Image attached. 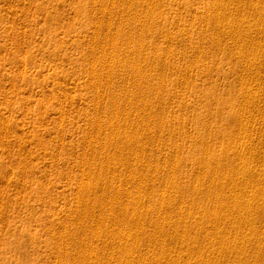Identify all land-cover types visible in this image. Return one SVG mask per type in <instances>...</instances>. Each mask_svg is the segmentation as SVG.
Masks as SVG:
<instances>
[{"label": "rangeland", "instance_id": "obj_1", "mask_svg": "<svg viewBox=\"0 0 264 264\" xmlns=\"http://www.w3.org/2000/svg\"><path fill=\"white\" fill-rule=\"evenodd\" d=\"M98 1H100V3L98 2ZM103 1V2H102ZM105 0H0V264H73V263H75V264H99V263H101V260L103 259L105 262H107V261H110V262H112V264H121V263H119L122 259H120L119 257H118V259L116 258V257H114V256H116V254H117V256H118V251L116 252L115 250H116V248H114V245H116V244H114L113 243V241L112 242H110L109 241V245H108V240L110 239V237L109 236H105V235H102V234H104L105 233V231H106V229L107 228H110V226L114 223V222H112V224H111V221L110 220H112V216L111 215H117V217H118V220H120L121 218H122V216L121 217H119V215H121V213H122V211H123V213L124 214H127V215H130V213H132V210H134V207L132 208L131 207V205L132 206H135L136 208H138V209H136V210H138V212L139 211H142L143 210V208H146V206L148 205V207L146 208V209H144L143 211H142V213H143V215L144 216H146V218H144V220H143V222H141L142 224H139V226L141 227V228H139V226L137 227V228H135L136 229V231H133L134 230V224H129V226L127 227V225L128 224H124V223H120V222H118V220L116 221V220H114L113 219V221H115V225L113 224L112 226H111V228L110 229H107V230H110L111 232H114V237H117V235H120V236H123L122 234L124 233V234H126L125 232V229H127V231L130 229H132V227H133V232H137V233H140L139 234V237H140V239L142 240L141 242H138V240H137V242H135L134 243V245L133 246H135V247H133L132 248V252H134V260H135V263H137L138 262V264H144V262H148V261H151V262H153L154 261V257H156V259H157V257H160V251H162V249H164V248H167L166 246H168L169 247V251L171 252V251H173V252H169V255H167V257L168 258H171L172 260H174L175 261V263H173V264H178L177 262H179V264H184V262H188V263H192V264H196V261H199V262H197V264H200V263H203V264H205V263H210V264H222L224 261V263L223 264H227L228 262L226 261V260H228V261H230L228 264H240V263H242V261H244L242 264H251V263H254V264H259V263H261V264H264V234H262V232H264V211L262 210V208L259 206V204L260 203H262V201H263V198L261 199V198H256V199H254L255 197L254 196H252V195H250L248 192H249V187H247L246 189H242L243 191H241V190H239V189H237L238 188V186H237V182L238 181H240L241 179H242V181H243V176L242 175H240V173H239V178H238V176H236V175H238V174H235L236 172H235V170H233V169H235V167H236V169H238L239 167L237 166V165H239V164H237V165H235L237 162L238 163H240V165H241V162H239L240 160L239 159H237V158H239L238 156H239V154L236 152H234V150H235V145H236V143L234 142L235 140H237V138L235 137V136H233V137H235L234 139L232 138L231 139V136L230 137H228V139L226 138V136L224 135V133H227V131H230L231 129H233L234 130V126H236V121H235V119H236V117H235V114H236V111L240 108H242L243 109V107H244V105H245V103H240V101L241 102H244L243 100H242V98H241V94L240 93H238L239 92V90L242 92V91H244L245 89H246V91H248L247 93H249L250 91V93L249 94H251V95H254L255 93H257V91L255 90V88L257 87V85H260L261 86V88H259V86L256 88L257 90H258V88H259V90H260V92H259V90H258V93L257 94H255V98H256V96H257V98H258V96H260V100H258L257 98V102L258 103H255L256 101V99H250V100H252V102L250 101V100H248V102H249V106L251 107V108H249L248 106H247V103H246V105L245 106H247V108L245 107V111H246V114L248 113H250L251 115V118H250V116H249V118H250V120L249 119H247V130L246 131H249L248 132V135H247V138H245V143L247 142V145H245V147H247V148H243L242 149V151H244V149L246 150V151H244V152H242L243 154L245 153V154H248V153H250V155L248 154L247 155V157H248V159L247 160H249V159H251V163L252 164H254V163H256V164H258V166H259V168H257V166H256V164H254V166L255 167H253L254 169L255 168H257L256 170L258 171V169H260V171L259 172H257V174L258 175H260V173H261V171H262V169H264V165H262V164H264V162L262 163V161H264V158H263V156L261 157V154H259V152L260 153H264V144H262L263 143V141H264V128H261V127H264V104H262V103H264V101H261V98L264 96L263 95V93H261V91H264V86H262L263 84H264V69H263V67H262V63H259L258 61H262L263 63H264V52H263V54L262 53H258V49H260L261 48V52L262 51H264V48H262V46L264 47V17H262L263 16V14H264V12H261V10L262 11H264L263 9H264V7H263V5H264V2H263V0L261 1V0H258L259 2H257V3H259V5H261V3H263L261 6H259L258 4V6H259V8H260V14L258 13V9L257 10H255L254 9V7H255V5L253 6V4H256V3H254L252 0L251 1H249V0H247L248 1V3L250 4V7H249V5H247V3H246V0H242V2L244 1L245 2V4H243V3H241L240 1L241 0H234L235 1V3H234V1L233 2H231L232 0H223L222 2H221V0H219V1H216V3H218L219 2V5L217 4L216 6H213L215 3H213V2H215V0L214 1H212V0H151L153 3H154V1L156 2L155 4V6H152V5H154L153 3H151L150 2V0H149V2H148V0H127V4H129V6L126 4V0L125 1H123L122 0V2H121V0H111V1H109V0H106V3L104 2ZM134 1V2H133ZM140 1V2H139ZM141 1H142V3H141ZM144 1V2H143ZM148 2V4H147V2ZM165 1V2H164ZM204 1V2H203ZM239 1V2H238ZM255 1V0H254ZM98 2V3H97ZM119 2H120V5H119ZM131 3V5H130V3ZM145 2H146V4L148 5V6H152V8H150L149 7V9H151V11H152V14L154 13V15H152V14H150L151 12L149 11V9H148V6L147 5H145ZM166 2H168V3H166ZM224 2H228L227 3V5L229 6L230 4V6H229V8L228 7H226L227 5H226V3H224ZM231 2V3H230ZM253 2V3H252ZM105 3V4H104ZM108 3V4H107ZM114 3H115V6H114ZM149 3H150V5H149ZM221 3H223V5L221 4ZM230 3V4H229ZM232 3H234L235 4V7L232 5ZM237 3V4H236ZM240 3V4H239ZM103 4V6L102 7H106L107 5H112V8H110L111 7V5L110 6H107L106 7V9L104 8H102V7H100V5H102ZM141 6H140V5ZM152 4V5H151ZM158 4H159V6H158ZM161 4V5H160ZM167 4V5H166ZM174 4V5H173ZM209 4V5H208ZM212 4V5H211ZM225 4V5H224ZM238 4H239V6H241V7H239L238 6ZM123 7H122V6ZM126 5L128 6V7H130V8H127L126 7ZM144 5V7H142ZM162 5L164 6V7H162ZM244 5V6H243ZM256 5V6H257ZM118 6H120V8L118 7ZM135 6V7H134ZM140 6V7H139ZM147 6V7H146ZM200 6V7H199ZM219 6V7H218ZM221 6V7H220ZM227 9H225L224 7ZM233 6V7H232ZM240 8V10H241V8L243 7V8H245L244 10H243V12H245L246 13V11H247V15L245 14V13H243L242 11H240L239 10V8ZM253 8H252V7ZM257 6V7H258ZM109 7V8H108ZM125 7V8H124ZM133 7H134V9H133ZM142 7V8H141ZM167 7V8H166ZM198 7H199V9H198ZM201 7H205V8H201ZM209 7H210V9L212 10V9H217V10H212V11H214V13H213V15L211 14L212 13V11L211 10H209ZM214 7V8H213ZM223 7V9H225L224 11H223V9H221ZM247 7V8H246ZM249 7V8H248ZM101 8V9H100ZM118 8V9H117ZM138 8V9H137ZM145 10H144V9ZM232 8V9H231ZM235 8V9H234ZM253 9V10H251V9ZM256 8V7H255ZM261 8H263V9H261ZM111 10V11H106V10ZM115 9V10H114ZM128 9H129V11H128ZM133 9V10H132ZM137 11H136V10ZM143 9V11H141V10ZM154 9H155V11H154ZM162 9V10H161ZM195 9V10H194ZM197 9L199 10L198 11V13L200 12V14H197ZM202 9V10H201ZM218 9H221V10H219V12H217L218 11ZM240 11V12H242L241 14L238 12V10ZM248 9H250L249 11H248ZM119 10V11H118ZM132 10V11H131ZM135 10V11H134ZM158 10H159V13H157L158 12ZM166 10V11H165ZM208 12H207V11ZM228 10H229V12L233 15H231L229 12H228ZM231 10V11H230ZM128 11V12H127ZM154 11V12H153ZM163 11V13H160V12H162ZM192 11H195L196 13H194V12H192ZM202 11V12H201ZM222 11V12H221ZM236 11V12H235ZM255 11V12H254ZM256 11H257V14H256ZM94 12H96L95 14H94ZM100 12H101V14H100ZM109 14H108V13ZM115 12V13H114ZM120 12V13H119ZM123 12H125L124 13V15L122 14ZM129 12H130V14H129ZM131 12H134V14L132 13V15L133 16H131ZM220 12H221V14L223 15H221L220 16ZM226 12H228L227 14H226ZM232 12H234L235 14H233ZM249 12L251 13V15H249ZM61 13V14H60ZM137 13V15L139 16H137V15H135ZM140 13V14H139ZM146 13V14H145ZM190 13V14H189ZM195 15H194V14ZM202 13V14H201ZM225 13V14H224ZM255 13V15H256V17H255V15H253V14ZM100 14V15H99ZM110 14H112V15H110ZM121 14V16H122V18H120L121 16H119V15ZM143 14V18L144 19H141L140 20V18H142V15ZM149 14H150V16H149ZM157 14H158V17L160 18V19H164V20H161V22H160V19L157 17ZM160 14V15H159ZM197 14V15H196ZM206 14H207V17L205 18V16H206ZM231 15V17H228V16H230ZM239 16V15H241V16H245L244 18L245 19H243V17H242V21L240 20V17L241 16H239V19H238V17H237V15ZM243 14V15H242ZM262 14V15H261ZM97 15V16H96ZM119 17H118V16ZM127 15V16H126ZM146 15V16H145ZM162 15V16H161ZM165 15V16H164ZM200 15V16H199ZM224 15H226V17L224 16ZM257 15H260V16H257ZM92 16H93V18H92ZM110 16V17H109ZM116 16H117V18H116ZM123 16L124 17H126L127 18V21H125V18L123 19ZM135 16V18L133 19V18H130V17H134ZM141 16V17H140ZM154 16V17H153ZM162 18H161V17ZM179 16H181V18L179 17ZM197 18H196V17ZM209 16L210 17H213V18H209ZM235 16V17H234ZM247 16H251V18L250 17H248L247 18ZM73 19H72V18ZM95 17V18H94ZM103 17V18H102ZM148 17V18H147ZM152 17V18H151ZM157 17V18H156ZM169 17V18H168ZM172 17H173V19H175L174 21H173V19H172ZM181 19V21H180V19ZM193 17H194V19H193ZM215 17V18H214ZM216 17L218 18V19H222V21H220V20H218V19H216ZM227 17L229 18V20H227ZM237 17V18H236ZM257 17H259V18H263V20H260L259 18H257ZM101 18V19H100ZM104 18L105 19H107L106 20V22H105V20H104ZM115 18V19H114ZM138 18V19H137ZM154 18V19H153ZM201 18V19H200ZM205 18V19H204ZM225 18H226V20H225ZM246 18L247 19H251L252 20V22L250 23V20H247L246 21ZM253 18V19H252ZM254 18H257V20H255ZM94 19V20H93ZM95 19H96V21H95ZM98 19V20H97ZM145 19H146V21H145ZM167 19H169V21L167 20ZM172 19V20H171ZM197 19V20H196ZM209 19V20H208ZM212 21H211V20ZM108 20H111V21H108ZM133 20H134V22H133ZM136 20V21H135ZM151 20L153 21V22H151ZM155 20V21H154ZM189 20V21H188ZM191 20V21H190ZM205 20V21H204ZM215 20V21H214ZM216 20L218 21L217 23H216ZM225 20V21H224ZM238 20V22H243V25H244V28H246V29H244L243 28V26H241L242 24H238V22H237V24H236V22L235 21H237ZM245 20V21H244ZM131 21V22H130ZM141 21V22H140ZM157 21V22H156ZM176 21V22H175ZM182 21H186V22H182ZM231 21H233V22H231ZM260 21V22H259ZM107 22H109L110 24H108L107 25ZM124 22V23H123ZM133 22V23H132ZM138 22H140V23H138ZM145 22L147 23L146 25L147 26H145ZM149 22V23H148ZM152 24H151V23ZM154 22H156L155 24H153ZM189 22V23H188ZM205 22V24H203ZM209 22V23H208ZM213 22V23H212ZM220 22H221V24L222 25H220ZM230 22V23H229ZM245 22H249V25L248 26H251V27H248L247 25H246V23ZM258 22V23H257ZM98 25H97V24ZM106 23V24H105ZM114 23V24H113ZM137 25H136V24ZM142 23V24H141ZM171 23V24H170ZM178 25H177V24ZM180 23V24H179ZM183 23V24H182ZM212 23V24H211ZM223 23H224V25H223ZM225 23H228V24H225ZM233 23V24H232ZM261 25H260V24ZM96 24V25H95ZM117 24H118V26H117ZM122 26H121V25ZM140 24V25H139ZM158 24V25H157ZM165 24V25H164ZM219 24V25H218ZM230 24H232V26L230 25ZM234 24H236L235 26H237V27H235L234 26ZM256 24V25H255ZM95 25V26H94ZM100 25V26H99ZM127 25V26H126ZM152 26V28H151V26ZM155 25V26H154ZM164 25V26H163ZM183 25H185V26H187V27H185V26H183ZM254 25V26H253ZM258 25H260V28H259V26ZM119 26H121L120 28H119ZM124 26V27H123ZM138 26H140V27H138ZM145 26V27H144ZM148 26H149V28H148ZM173 26H174V28H173ZM177 26V27H176ZM189 26H190V28H189ZM203 26H205L204 27V29H203ZM217 26V27H216ZM218 26H219V28H218ZM220 26H221V29H220ZM231 26V27H230ZM240 26L242 27V29L240 28ZM257 27L258 26V28H259V30L256 28V31H254V30H252V29H255V28H253V27ZM263 26V27H262ZM97 27V28H96ZM116 27H118V28H116ZM124 29H123V28ZM126 27H129L128 29H126ZM138 27V28H137ZM155 29H154V28ZM179 27V28H178ZM196 27V28H195ZM224 27V28H223ZM230 27V28H229ZM105 28L107 29L106 30V32L104 31L105 30ZM109 28V29H108ZM140 28V29H139ZM141 28H142V31H141ZM144 28H145V30H144ZM176 28V29H175ZM178 28V29H177ZM183 28H185V29H183ZM199 28H201V29H199ZM211 28V29H210ZM216 28V29H215ZM218 28V29H217ZM226 28V29H225ZM233 28V29H232ZM236 30H235V29ZM250 28H251V30H250ZM116 29V32L114 31ZM117 29H118V31H117ZM140 30V32H141V34L139 33V36L136 34V33H138L137 31H139ZM148 29V30H147ZM173 29V30H172ZM179 29H180V31H179ZM189 29V30H188ZM204 31H203V30ZM214 29V30H213ZM220 29V30H219ZM231 29V30H230ZM241 29V31L242 32H246V33H242L241 31H239V30ZM93 30V31H92ZM96 30H97V33L99 34L100 33V35H97V33H96ZM113 30V31H112ZM123 30V31H122ZM133 30H134V32H133ZM136 30V31H135ZM144 30V31H143ZM168 30V31H167ZM188 30V31H187ZM224 32H223V31ZM227 30V31H226ZM233 30V31H232ZM244 30V31H243ZM247 30L249 31V33H247ZM103 33H102V32ZM123 33H122V32ZM128 31H130V32H128L129 34H127V32ZM151 31V32H150ZM170 31V32H169ZM179 32V34H178V32ZM194 31V32H193ZM215 31V32H214ZM221 31H222V33H221ZM230 31V32H229ZM237 31V32H236ZM254 31V32H253ZM258 31H261V33H263V34H261L260 32H258ZM65 32V33H64ZM91 32H92V35H93V32H94V34H96V35H93V37H92V35H91ZM106 34H105V33ZM110 32H112V33H109ZM113 32H115V34L116 35H114V33ZM126 32V33H125ZM146 32V33H145ZM167 32V33H166ZM185 32H187V33H185ZM212 32V33H211ZM226 32H228L227 34H226ZM232 32V33H231ZM234 32V33H233ZM239 32V33H238ZM85 33V34H84ZM119 33H121V34H119ZM135 33V34H134ZM151 33V34H150ZM158 33V34H157ZM162 33V34H161ZM168 33H169V36H171V37H168ZM181 33V34H180ZM198 33V34H197ZM202 34V36H201V34ZM252 33H254V34H252ZM257 33V34H256ZM104 35V37H103V35ZM123 34V35H122ZM132 34V35H131ZM155 34V35H154ZM177 36H176V35ZM187 36H186V35ZM214 34V35H213ZM240 34V35H239ZM249 34H251V37H248V36H250ZM258 34H260V35H258ZM107 35H111L110 37L111 38H108L109 36H107ZM119 35V36H118ZM128 35L130 36V37H128ZM135 37H134V36ZM137 35V36H136ZM162 35H164V37L162 36ZM174 35H175V37L176 38H179L180 37V39H176L175 37H174ZM183 35H184V37L185 38H183ZM211 35V36H210ZM219 35V36H218ZM222 35V36H221ZM224 35V36H223ZM226 35H228L227 37H226ZM235 35H238V36H235ZM99 36V37H98ZM103 38H102V37ZM115 36V38H113ZM121 36V37H120ZM124 38H123V37ZM132 36V37H131ZM142 36V37H141ZM152 36H153V38H152ZM158 36V37H157ZM202 37V38H200V37ZM205 36V37H204ZM217 36L219 37V38H217ZM229 36H230V39L232 38V40H229L228 38H229ZM238 37V39H239V41H241V39H242V42H239L238 43V39L237 38H235V37ZM243 36V37H242ZM254 37V39H255V41H257V42H255L254 41V39H253V37ZM90 37H92V39H93V41H92V39L90 38ZM117 37H118V39H119V41H118V39H117ZM168 37V38H167ZM174 37V38H173ZM187 37H191V38H188L187 39ZM204 37V38H203ZM215 37L217 38V39H215ZM225 37V38H224ZM234 37V38H233ZM246 37H248L247 38V40H246ZM102 38V39H101ZM129 38V39H128ZM130 38H132V39H130ZM137 38V40H135ZM140 39V41H139V39ZM154 38H157L158 40L156 41V39H154ZM183 38V39H182ZM210 38V39H209ZM245 38V39H244ZM249 38H250V40H249ZM90 39H91V41H92V44H91V41H90ZM101 39V40H100ZM105 40V42H104V40ZM110 39H113V40H109ZM125 39V40H124ZM127 39V40H126ZM142 39V40H141ZM146 40V42L144 41V40ZM152 41H151V40ZM165 39V40H164ZM166 39L168 40H170L171 41V43L170 42H168V41H166ZM173 39V40H172ZM186 39V40H185ZM198 39V40H197ZM223 39V40H222ZM234 39H236V40H234ZM243 39H244V42H243ZM251 39L255 42V44H259L258 45V47H257V45H255L254 43H253V41H251ZM257 39V40H256ZM123 40V41H122ZM133 40H135V42H136V44L133 42ZM156 41L155 43H154V41ZM181 40H184V41H181ZM194 40H196V41H194ZM226 40H228L229 41V43H228V41H226ZM247 42H246V41ZM261 40V41H260ZM95 41V42H94ZM101 41H102V44L104 45L103 47H100V43H101ZM110 43H109V42ZM118 41V42H117ZM123 42V45L122 44H120L121 42ZM127 41V42H126ZM187 41H189V42H187ZM205 41V42H204ZM224 41V42H223ZM226 41V42H225ZM233 41V47L231 48V46H232V42ZM234 41H236V42H234ZM251 42V43H248V42ZM263 41V42H262ZM100 42V43H99ZM112 42V43H111ZM115 42V43H114ZM131 42V43H130ZM132 42H133V44H132ZM138 42H141V44H144V45H141L140 43H138ZM152 42H153V45H152ZM158 42V43H157ZM168 42V43H167ZM261 42V43H260ZM90 43V44H89ZM99 44V47H98V44ZM108 43V46H106L105 44H107ZM126 43V44H125ZM139 45H138V44ZM146 43V44H145ZM163 43V44H162ZM189 43V44H188ZM220 44L221 43V45H218V44ZM222 43H224V44H222ZM231 43V44H230ZM237 43V44H236ZM241 43H242V45H241ZM244 43V44H243ZM247 44V46H244V45H246ZM252 43H253V45L254 46H256L255 48L256 49H254V50H258V51H256V52H251V51H253V48H254V46L252 47L251 45H252ZM135 44V45H134ZM167 44H168V46H167ZM175 44V45H174ZM195 44H196V46H199V47H197L198 49H200V51L196 48V46H195ZM218 46H217V45ZM226 44V45H225ZM238 45V46H235V45ZM251 44V45H250ZM93 46V48L92 47H90V49H91V51H90V49H89V46ZM97 45V46H96ZM120 45H121V47H120ZM131 45V46H130ZM134 45V46H133ZM137 45V46H136ZM149 45H152V46H150V48H149ZM158 45V46H157ZM170 45H171V47H170ZM192 45V46H191ZM201 45V46H200ZM206 45V46H205ZM212 45V46H211ZM215 47H214V46ZM225 45V46H224ZM227 45H229V46H227ZM261 45V46H260ZM106 46V47H105ZM112 46V47H111ZM166 46H167V48H166ZM221 46V47H220ZM234 46H235V48H234ZM95 47H98L99 49H97V48H95ZM109 48V49H107V50H105L106 48ZM114 47V49H112ZM125 47V48H124ZM133 47V48H132ZM135 47V48H134ZM141 47H143L142 49H141ZM146 47V48H145ZM155 47V48H154ZM157 47V48H156ZM192 47V48H191ZM229 47V48H228ZM236 47L238 48V47H240V48H238V49H236ZM241 47H245L244 49H242ZM252 49V50H250V48ZM110 48H111V51L112 52H109L110 51ZM132 49V52H131V49ZM136 48H138V50H135ZM147 48H149V49H147ZM152 48V49H151ZM220 48H222V49H220ZM231 48V49H230ZM248 48V49H247ZM87 49V50H86ZM97 49V50H96ZM102 49V50H101ZM119 49V50H118ZM126 51H125V50ZM147 49V50H146ZM156 50V53H155V50ZM158 49V50H157ZM163 49H164V51H163ZM182 49V50H181ZM202 49V50H201ZM226 49V50H225ZM241 49L244 51V52H246L247 54L246 55H243L244 54V52H241ZM99 50H101V51H99ZM122 50H124V51H122ZM130 50V51H129ZM133 50H134V52H133ZM146 50V51H145ZM149 50V51H148ZM204 50V51H203ZM231 50V51H230ZM233 50H236V51H233ZM239 50H240V52H239ZM246 50H249V52H251V54L252 53H255L254 55L258 58L260 55V57H259V59L261 58V60H257V59H255L256 60V62L258 63V64H256L255 63V65H253V66H250V68H251V70H253V69H255V71H257V73H261V74H256V76H255V73L256 72H254V73H252V72H250V76L252 77L251 79H253V76L255 77L254 79L255 80H249V67L246 65V67L248 68H246L244 65H243V63H239V61H238V63H237V57L236 56H239V54H240V56L241 57H245L246 59H248L247 58V55L248 54H250L248 51H246ZM95 51L97 52V53H95ZM99 51V52H98ZM103 51V52H102ZM116 51H118V52H116ZM129 51V52H128ZM140 51H143V52H145V54H143L142 52H140ZM239 53H238V52ZM92 52V53H91ZM109 52V53H108ZM114 52V53H113ZM122 52V53H121ZM132 54H131V53ZM147 52H148V54H147ZM155 53V54H153V53ZM233 52V53H232ZM234 52H236V56H234ZM83 53V54H82ZM90 53H91V55L92 56H90ZM106 53V57L103 55V54H105ZM110 55V59L108 58L109 57V55ZM112 53L114 54V55H112ZM125 53H127L126 54V56H125ZM131 55V57H130V55ZM139 53V54H138ZM140 53H141V56H139L138 57V55H140ZM150 53H152L151 55L152 56H149V54ZM158 53V54H157ZM162 53V54H161ZM243 53V54H242ZM88 54V55H87ZM118 54V57H119V59L117 58V56L115 57V55H117ZM120 54V55H119ZM133 54H135V57L134 56H132ZM137 54V55H136ZM157 54V56L155 57V55ZM232 56H231V55ZM238 54V55H237ZM250 54V55H251ZM259 54V55H258ZM83 55V56H82ZM85 55V56H84ZM100 55V56H99ZM124 55V57H122ZM144 55L145 56H147L146 58L144 57ZM230 55V56H229ZM250 55H248V56H250ZM253 55V54H252ZM250 56V58H252L253 56ZM129 56V57H128ZM159 56H160V58H159ZM79 57V58H78ZM91 57V58H90ZM103 57H105V58H103ZM112 57H114L112 60V62L110 61L109 62V60H111V58ZM130 58V59H128V58ZM141 57H143L144 59H142ZM232 57V58H231ZM235 57V58H234ZM95 58V59H94ZM109 60H108V59ZM122 58V59H121ZM126 58V60H124ZM154 58H155V60H154ZM83 59V60H82ZM90 59V60H89ZM107 59V60H106ZM118 61H117V60ZM134 59V60H133ZM137 59H138V65L136 64V62H137ZM149 59V60H148ZM151 59V60H150ZM162 59H163V61H162ZM165 59H167V60H165ZM233 59V60H232ZM87 60H88V62H87ZM98 60V61H97ZM102 60V61H101ZM105 60V61H104ZM129 60H130V63H129ZM160 60V61H159ZM193 60V61H192ZM91 61V62H90ZM92 61L94 62V64L92 63ZM104 61V62H103ZM117 61V62H116ZM134 61V62H133ZM144 61V62H143ZM150 61L152 62V64L154 63V65L153 66H151L152 64L150 63ZM165 61H166V63H165ZM209 61V62H208ZM213 61H214V63H213ZM216 61V62H215ZM91 63V65H90V63ZM97 62H99V64L97 63ZM101 62V63H100ZM105 62H107V63H105ZM126 62V63H125ZM140 62V63H139ZM146 62V63H145ZM158 62V63H157ZM161 62V64H159ZM164 62V63H163ZM168 62V63H167ZM170 62V63H169ZM180 62V63H179ZM211 62V63H210ZM102 63H104V65H102ZM112 63V64H111ZM116 63H117V65H116ZM121 63V64H120ZM123 63V64H122ZM173 63V64H172ZM178 63V64H177ZM207 63V64H206ZM216 63V64H215ZM238 65H237V64ZM93 64V65H92ZM108 65V67H107V65ZM111 65V69L109 70V67H110V65ZM115 64V65H114ZM124 64H126V65H124ZM128 64V65H127ZM131 64V65H130ZM144 64V65H143ZM149 64H150V71H149V68L147 67V66H149ZM101 65V66H100ZM106 65V66H105ZM123 65V66H122ZM130 65V66H129ZM174 65V66H173ZM216 65V66H215ZM258 65V66H257ZM84 66H85V68H84ZM91 66H94V67H91ZM104 66H105V68H104ZM129 66V67H128ZM141 66V67H140ZM160 66V67H159ZM207 68H206V67ZM241 66V67H240ZM242 66H244L245 68H242ZM256 66V67H255ZM261 66V67H260ZM264 66V65H263ZM90 67V68H89ZM97 67H99V69L97 68ZM107 67V68H106ZM122 67V68H121ZM146 67L148 68V70L146 69ZM159 68V70L157 69L156 70V68ZM237 67V68H236ZM92 68L94 69L93 70V72L90 74V73H87V72H90V71H92ZM101 68V69H100ZM113 68V69H112ZM117 68V69H116ZM129 68V69H128ZM137 68H139L138 70H137ZM152 68V69H151ZM166 68V69H165ZM197 68V69H196ZM256 68H258V69H256ZM96 69H98V70H96ZM103 69V70H102ZM115 69V70H114ZM125 69V70H124ZM134 69V70H133ZM145 69H146V71H145ZM245 69V70H244ZM88 70V71H87ZM105 70V71H104ZM112 70V71H111ZM120 70V71H119ZM122 70V71H121ZM187 70H188V72H187ZM240 70H242V71H244L243 73H240ZM250 70V71H251ZM258 70H263V71H258ZM142 73H141V72ZM159 71V72H158ZM164 71V72H163ZM248 73H247V72ZM94 72H96V74H95V76H94ZM118 72H120V73H118ZM141 73V74H138V73ZM150 72V73H149ZM178 72H179V74H178ZM105 73V74H104ZM133 73V74H132ZM135 73H137V75L135 74ZM144 73H145V75H144ZM154 74V78H152L153 77V74ZM188 73V74H187ZM205 73V74H204ZM241 75H240V74ZM88 74V75H87ZM99 74H100V76L102 77H99ZM103 74V75H102ZM109 74V75H108ZM128 74V75H127ZM156 74H158V75H156ZM166 74V75H165ZM172 74V75H171ZM177 74V75H176ZM239 74V75H238ZM244 74V76L243 77H245L246 78V81L244 82V83H246L247 82V80H249L251 83H250V88H252L253 89V87H254V85H255V87H254V90H251L250 88H244V83H243V81L245 80V78H241L242 77V75ZM245 74H248V75H246L245 76ZM254 74V75H253ZM106 75V76H105ZM114 75V76H113ZM126 75V76H125ZM143 77H142V76ZM147 75V77L145 78V76ZM151 75V76H150ZM187 75V76H186ZM263 75V76H262ZM88 76V77H87ZM109 76V81L107 80L106 81V79H107V77ZM126 78H125V77ZM128 76V77H127ZM132 76V77H131ZM136 76H137V79H136ZM141 76V77H140ZM156 76H161L160 78H159V80H158V77H156ZM181 76V77H180ZM241 76V77H240ZM261 76V77H260ZM94 77V78H93ZM116 77V78H115ZM248 77V78H247ZM258 77H260V78H262L261 80L260 79H257ZM99 78V80H98V84H96L98 87L96 88V90H94L95 89V87H96V85H94L95 83H97V79ZM113 78V79H112ZM118 78V79H117ZM124 78L126 79V81L124 80ZM135 78V79H134ZM186 78V79H185ZM240 78V82L241 83H239L238 82V79ZM102 79V80H101ZM116 79V80H115ZM120 79V80H119ZM132 79L134 80V82L132 81ZM139 79V80H138ZM141 79H142V81H141ZM144 79V80H143ZM165 79V80H164ZM138 80V81H137ZM150 80V81H149ZM181 80H183V81H181ZM191 80V81H190ZM242 80V81H241ZM257 80H259V81H257ZM73 81V82H72ZM101 81V82H100ZM104 81H106V82H104ZM114 81V82H113ZM116 81V82H115ZM158 81H160V82H158ZM166 81V82H165ZM174 81V82H173ZM248 81V82H249ZM254 83H253V82ZM82 82H84V83H82ZM95 82V83H94ZM107 82H109V84L107 83ZM111 82V83H110ZM123 82H126L125 84L123 83ZM128 82V83H127ZM142 82H144V83H146V84H144V83H142ZM150 82V83H149ZM239 84H238V83ZM91 83V84H90ZM92 83H94V84H92ZM101 83H104V84H101ZM114 83V84H113ZM132 83V84H131ZM243 83V84H242ZM256 83V84H255ZM90 84V85H89ZM100 84V85H99ZM105 84H107L108 86H106ZM119 84H120V86H119ZM150 84V85H149ZM157 84H160V85H158L157 86ZM240 86H238V85ZM241 84V85H240ZM249 84V83H248ZM251 84H252V86H251ZM69 85V86H68ZM112 85V86H111ZM116 85V86H115ZM129 85V86H128ZM130 85H132V86H130ZM146 85V86H145ZM161 85H163V87L161 86ZM186 85V86H185ZM215 85H217V86H215ZM67 86V87H66ZM93 86H95V87H93ZM100 86V87H99ZM103 88H102V87ZM111 86V87H110ZM115 86V87H114ZM144 86V87H143ZM150 86V87H149ZM180 86V87H179ZM238 86V87H237ZM241 86H243V87H241ZM89 87V88H88ZM152 87V88H151ZM157 87V88H156ZM161 87V88H160ZM63 88H65V89H63ZM67 88V89H66ZM88 88V89H87ZM122 88L123 89H125V90H122ZM263 88V89H262ZM114 89V90H113ZM128 89V90H127ZM132 89V90H131ZM141 89V90H140ZM151 89H152V91H151ZM239 89V90H238ZM243 89V90H242ZM249 89H250V91H249ZM95 92H97L98 94H96V93H94V91ZM100 90V91H99ZM134 90H135V92H134ZM139 90V91H138ZM148 90V91H147ZM157 90H158V92L160 93H158L157 92ZM165 90V91H164ZM176 90V91H175ZM85 91V92H84ZM103 92V91H105V92H103V94L102 93H100V92ZM132 91V92H131ZM153 91H154V93H153ZM157 93H156V92ZM172 91V92H171ZM237 91V92H236ZM252 91H254L253 93H252ZM256 91V92H255ZM121 92H122V94H121ZM136 93V94H134V93ZM140 92V93H139ZM152 92V93H151ZM60 93V94H59ZM64 95H63V94ZM100 93V94H99ZM113 93H115V94H113ZM117 93L118 94H120V96H118L117 95ZM149 93V94H148ZM167 93V94H166ZM179 93V94H178ZM244 93H245V91H244ZM247 93H245V94H247ZM259 93H261V94H259ZM91 94V97L90 96H88V95H90ZM101 94H102V96H101ZM110 94V95H109ZM130 94V95H129ZM139 94L141 95V96H139ZM154 94H155V96H154ZM158 94V95H157ZM165 94V95H164ZM216 94V95H215ZM236 94H238V95H236ZM259 94V95H258ZM69 95V96H68ZM95 95H96V97H95ZM99 95V96H98ZM111 95H113V96H111ZM114 95H115V97H114ZM123 95V96H122ZM126 95V96H125ZM127 95L131 98H128L127 97ZM133 95V96H132ZM137 95H138V97L140 98V100H139V98H137ZM144 95V96H143ZM151 95H152V97H151ZM163 95V96H162ZM60 96V97H59ZM82 98H81V97ZM98 96V97H97ZM142 96L144 97V98H142ZM64 97L66 98V99H64ZM100 97V98H99ZM121 98V99H117V98ZM122 97H123V99H122ZM126 97L128 98V99H126ZM134 99H133V98ZM165 97V98H164ZM177 97V98H176ZM204 97V98H203ZM214 97H215V99H214ZM90 98V99H89ZM142 98V99H141ZM168 98H170V99H168ZM232 98V99H231ZM241 98V100H239ZM76 99V100H75ZM88 99H89V101H88ZM100 99H102V101L100 100ZM114 101H113V100ZM126 99V100H125ZM138 99V100H137ZM152 99V100H151ZM156 99H158V101L156 100ZM160 99H161V101H160ZM207 99V100H206ZM94 102H93V101ZM97 100V101H96ZM104 100V101H103ZM109 100H111V101H109ZM117 100V101H116ZM131 100V101H130ZM132 100H134L133 101V103H132ZM141 100H144V102L143 101H141ZM146 100H148V102L146 101ZM156 101V103H155V101ZM168 100V101H167ZM212 100V101H211ZM238 100H239V103H238ZM263 100H264V97H263ZM63 101V102H62ZM87 101V102H86ZM98 101H101V102H98ZM107 101V102H106ZM128 101V102H127ZM136 101H138V103L136 102ZM160 101V102H159ZM216 101V102H215ZM231 101V102H230ZM254 101V102H253ZM71 102V103H70ZM77 102V103H76ZM97 103L96 105L94 104V103ZM114 102V103H113ZM122 102V103H121ZM134 102H136V103H134ZM262 102V103H261ZM60 103V104H59ZM91 103H93V104H91ZM101 103V104H100ZM116 103V104H115ZM129 103H130V105L131 106H129ZM140 103H142V105H143V103H144V105H143V108H144V110H142V107L140 108V106H141V104ZM161 103V104H160ZM236 103V104H235ZM238 103V104H237ZM256 104V106H257V108L254 106L255 104ZM260 103V104H259ZM71 104V105H70ZM85 104V105H84ZM110 104H111V106H110ZM116 106L117 105V107H116V109L115 108H112V107H115L114 105ZM122 104V105H121ZM124 104H126V105H124ZM148 105V107H147V105ZM150 104V105H149ZM167 104V105H166ZM177 104V105H176ZM185 104V105H184ZM231 106H230V105ZM239 104H242L243 106H239ZM254 104V105H253ZM88 105V106H87ZM95 105V106H94ZM113 105V106H112ZM134 105V106H133ZM153 105V106H152ZM173 105H174V107H173ZM221 105V106H220ZM234 105V106H233ZM239 107H238V106ZM259 105H260V107H261V110H260V107H259ZM261 105H263V106H261ZM74 106H75V109H74ZM108 106V107H107ZM120 106V107H119ZM123 106H125V107H123ZM159 106V107H158ZM162 106V107H161ZM257 109V111H256V109L254 108V107ZM60 107V108H59ZM77 107V108H76ZM88 107V108H87ZM89 107H91L90 109H89ZM96 107V109L99 107V109H97V110H93L92 108H95ZM124 109H123V108ZM158 107V108H157ZM187 107V108H186ZM212 107V108H211ZM226 107V108H225ZM259 107V108H258ZM68 108V109H67ZM120 108H121V110H120ZM126 108V109H125ZM134 108V109H133ZM149 108V109H148ZM150 108H151V110H150ZM237 108V109H236ZM252 108H253V110H252ZM61 109V110H60ZM63 109V110H62ZM87 109H89V110H87ZM119 109V110H118ZM132 109V110H131ZM135 109H137V110H135ZM138 109H141V110H138ZM146 109H148V110H146ZM158 109H160V110H158ZM171 109H173V110H171ZM213 109V110H212ZM234 109V110H233ZM251 109V110H250ZM255 109V110H254ZM113 110H114V113L116 112V115L114 114V113H111V111L113 112ZM123 110V111H122ZM125 110H127L126 112H125ZM155 110V111H154ZM162 110V111H161ZM181 110V111H180ZM250 110V112H247V111H249ZM260 110V111H259ZM86 111V112H85ZM94 111V112H93ZM108 111L110 112L109 114H108ZM122 111V112H121ZM133 111V112H132ZM136 111V112H135ZM140 111V112H139ZM148 113H147V112ZM150 111H151V113H150ZM158 111V112H157ZM263 111V112H262ZM56 112V113H55ZM88 112V113H87ZM90 112V113H89ZM97 112V113H96ZM121 112V113H120ZM128 112V113H127ZM135 112V113H134ZM160 112V113H159ZM162 112H164V113H162ZM213 112V113H212ZM229 112V113H228ZM252 112V113H251ZM258 113V115H256L257 113ZM262 112V113H261ZM66 113V114H65ZM94 113V114H93ZM108 115H110V116H108ZM120 113V114H119ZM125 113V114H124ZM145 113V114H144ZM149 113L151 114V115H149ZM160 114L161 115V117L158 115V114ZM54 114V115H53ZM83 114H85V115H83ZM115 116H114V115ZM122 114H124V115H122ZM130 114V115H129ZM133 114V115H132ZM137 114V115H136ZM156 114V115H155ZM181 114V115H180ZM252 114H255V116L253 115V119H252ZM262 114V115H261ZM60 115V116H59ZM83 115V116H82ZM97 115V116H96ZM121 115L122 116H124L123 117V119H122V117H121ZM132 115V116H131ZM135 115H136V117H135ZM142 115V116H141ZM153 115V116H152ZM158 115V116H157ZM261 115V116H260ZM43 116V117H42ZM64 116H66V118L64 117ZM113 116V117H112ZM127 116V117H126ZM147 116H149V117H147ZM151 116V117H150ZM157 116V117H156ZM204 116V117H203ZM215 116V117H214ZM258 116V117H257ZM59 117V118H58ZM60 117H61V119H60ZM85 119H84V118ZM87 117H91L89 120H88V118ZM96 117H98V118H96ZM109 118V120H110V122L108 121V118ZM117 118V123L120 121V123L119 124H117L116 123V118ZM119 117H120V120H119ZM130 117H133L132 119H131V121H128V120H130ZM138 117V118H137ZM140 117V118H139ZM141 117L143 118V119H141ZM147 117V118H146ZM155 117H156V119H155ZM158 117H160V118H158ZM172 118V119H169V118ZM200 117H202V118H200ZM259 118V119H257V118ZM261 117V118H260ZM263 117V118H262ZM79 118V119H78ZM95 118V119H94ZM176 118V119H175ZM203 118H204V120H203ZM233 118H235V119H233ZM257 119V120H255V122H254V119ZM69 121H68V120ZM84 121H83V120ZM96 119H98V120H96ZM115 119V120H114ZM135 119V120H134ZM152 119V120H151ZM155 119V120H154ZM164 119V120H163ZM217 119V120H216ZM234 121H233V120ZM73 120V121H72ZM87 120V121H86ZM100 120H101V122H100ZM125 121V125H123L122 124V121ZM142 120V121H141ZM159 120V121H158ZM161 120V121H160ZM170 120V121H169ZM261 120V121H260ZM88 121H90V122H88ZM95 122V123H93V122ZM105 121H107L106 123H105ZM134 121V122H133ZM136 121V122H135ZM137 121H139V122H137ZM141 121V122H140ZM152 121V122H151ZM157 121V122H156ZM166 121V122H165ZM172 121V122H171ZM175 121V122H174ZM177 121V122H176ZM184 121H186V122H184ZM204 121V122H203ZM213 121V122H212ZM215 121V122H214ZM251 123H250V122ZM257 121V122H256ZM69 122V123H68ZM85 122L87 123V124H85ZM113 122V123H112ZM134 124H133V123ZM144 122V123H143ZM156 122V123H155ZM161 122V123H160ZM165 122V123H164ZM167 122H169V123H167ZM182 122H184V124L182 123ZM229 122V123H228ZM252 122H254V124L252 123ZM60 125H59V124ZM91 125H90V124ZM97 123V124H96ZM99 123V124H98ZM102 123L103 124H105L104 126L102 125ZM109 123V124H108ZM114 123H116V125L114 124ZM127 123L129 124V127H128V131L126 132V133H131L132 131L134 132V133H136L137 131H138V133H136V135L138 136V135H140L139 136V138H137L136 137V140L135 141H133V142H131V143H129L130 141V135L129 134H127V136H125L124 134H126L125 133V129L127 128V127H125V126H128L127 125ZM135 123H136V125H135ZM147 123H148V125H147ZM167 123V124H166ZM175 123H176V125H175ZM180 125H179V124ZM227 123H228V125H227ZM249 123V124H248ZM256 123V124H255ZM259 123V124H258ZM261 123H263V124H261ZM95 124V125H94ZM101 124V125H100ZM116 126V128H115V126ZM142 124V126H140V127H138L139 125H141ZM144 124H146L147 126V128L149 129H147L146 127H145V125ZM163 124H164V126H163ZM168 124H169V126H168ZM182 124V125H181ZM198 124V125H197ZM216 124H218V125H216ZM224 124V125H223ZM235 124V125H234ZM250 124H252V126H256V127H251V125ZM261 124V125H260ZM89 125H90V127H89ZM99 127H98V126ZM106 125H108V126H106ZM109 125H111V126H109ZM123 126V128H122V126ZM144 125V126H143ZM153 125V126H152ZM178 125V126H177ZM184 125V126H183ZM261 126V127H259V126ZM263 125V126H262ZM87 126V127H86ZM96 126V127H95ZM114 126V127H113ZM119 126V127H118ZM150 126H151V128L152 129H150ZM176 126V127H175ZM213 126H214V128H213ZM228 126H230L229 128H226V127H228ZM84 127V128H83ZM86 127V128H85ZM99 129H101V133L99 132V130H98V128ZM101 127V128H100ZM102 127L104 128L105 127V129H102ZM109 129H108V128ZM113 127V128H112ZM131 127V128H130ZM143 127V128H142ZM169 127H170V131H169ZM185 127V128H184ZM223 127H225V128H223ZM251 127V128H250ZM112 128V129H111ZM117 128H118V130H117ZM123 130V132H124V136H122V130ZM137 128V129H136ZM139 128V129H138ZM143 129V131L141 130V129ZM168 128V129H167ZM178 128V129H177ZM205 128V129H204ZM250 128V129H249ZM252 128L256 131V130H258L259 131V133H258V131L256 132V133H254L253 131L254 130H252ZM258 128V129H257ZM261 128V129H260ZM60 129H61V136H60ZM68 129H70V130H68ZM84 129V130H83ZM85 129H86V132H85ZM88 129V130H87ZM91 129V131L89 132V130ZM97 129V130H96ZM108 129V130H107ZM134 129V130H133ZM156 129H158V130H156ZM164 129V130H163ZM173 129V130H172ZM187 131H186V130ZM221 129V130H220ZM83 130V131H82ZM93 130V131H92ZM95 130L98 132H96L97 133V135H95L96 133H94L93 134V132H95ZM104 132H103V131ZM112 130H116L115 131V133H113L114 131H112ZM119 130H120V132H119ZM149 131V133H148V131ZM178 130V131H177ZM181 130H183L182 132H180ZM209 130V131H208ZM212 130V131H211ZM214 130H216L215 131V133L213 134V132H214ZM220 132H219V131ZM227 130V131H226ZM65 131V132H64ZM108 131L111 133L112 132V135L110 136V134L108 133ZM119 133H118V132ZM136 131V132H135ZM151 131V132H150ZM152 131H153V134H151L152 133ZM187 133H186V132ZM261 131H263V132H261ZM102 132L104 133V135L102 134ZM132 132V133H133ZM142 132V133H141ZM147 132V133H146ZM161 132V133H160ZM164 132H166V133H164ZM177 132V133H176ZM179 132V133H178ZM208 132H210V134L208 133ZM219 134H223V135H219ZM251 132H252V134L254 133V135L252 136V134H251ZM261 132V133H260ZM50 133V134H49ZM85 133H88V134H85ZM91 133V134H90ZM133 133V134H134ZM143 133H144V136H143ZM171 133H174V134H171ZM181 133V134H180ZM206 133V134H205ZM208 133V134H207ZM247 133V132H246ZM57 134V135H56ZM64 134V135H63ZM142 134V135H141ZM149 134H151V136L149 135ZM155 134L157 135V136H155ZM179 134H180V137L181 138H179ZM185 134H186V136H187V138H186V136H185ZM188 134V135H187ZM198 134V135H197ZM204 134H205V136H207V138L204 136ZM251 134V135H250ZM256 134H261V135H256ZM85 135V136H84ZM87 135L88 136H90V137H87ZM95 135V136H94ZM101 135H102V137H101ZM115 135H116V138H115ZM120 135H121V137H122V142H121V144H123V147L121 146V144H120V142H119V140H120ZM161 135V136H160ZM164 135V136H163ZM183 137H182V136ZM210 135V136H209ZM213 135V136H212ZM219 135V136H218ZM250 135V138L248 137ZM94 136V137H93ZM104 136V137H103ZM114 136V137H113ZM142 136V137H141ZM148 136V137H147ZM156 138H155V137ZM174 137L176 140L174 141V138H173V140H172V137ZM209 136V137H208ZM212 136V137H211ZM218 136V137H217ZM260 136V137H259ZM59 137H61V141L59 140L60 138ZM82 137H84V138H82ZM89 138V141H90V139H91V141L89 142V141H87V139L86 138ZM92 137V138H91ZM98 137V138H97ZM113 137V138H112ZM126 137H128L126 140H127V144L129 145H127V144H125L126 143V140H123L124 138ZM151 137V138H150ZM165 137V138H164ZM193 137V138H192ZM211 137V138H210ZM255 137V138H254ZM261 137H262V139H261ZM63 138V139H62ZM80 138H82V139H80ZM105 138V139H104ZM110 138V139H109ZM119 138V139H118ZM143 138H145V139H143ZM172 142V145H169V144H171V142L168 140V139ZM186 138V139H185ZM205 138V139H204ZM212 138L214 139V140H212ZM252 138H254L253 140H252ZM259 138V139H258ZM78 139H79V141H78ZM98 139V140H97ZM129 139V140H128ZM152 140V141H150L149 142V140ZM177 139H179V141H177ZM183 139V140H182ZM194 139H197V140H194ZM199 139V140H198ZM211 139V140H210ZM218 139V140H217ZM224 139V140H223ZM230 139L232 140V141H230ZM258 140V142L260 143V141L259 140H261L262 142L260 143V145H262V146H260L259 145V143L257 144L256 143V145H255V141L256 140ZM84 140H85V144L84 143H82V142H84ZM102 140V141H101ZM107 140V141H106ZM132 140H134V139H132ZM140 140H142L141 142H140ZM156 142H155V141ZM161 140V141H160ZM165 140V141H164ZM167 140V141H166ZM181 140V141H180ZM184 140H187V141H185L184 143L182 142V141H184ZM205 140V141H204ZM209 140V141H208ZM234 140V141H233ZM247 140V141H246ZM58 141V142H57ZM73 141V142H72ZM102 143H101V142ZM117 141V142H116ZM123 141H124V143H123ZM164 141V142H163ZM174 141V142H173ZM204 142V143H206L205 145L202 143V142ZM225 141V142H224ZM253 143H252V142ZM62 142V143H61ZM80 142H81V144H80ZM95 142V143H94ZM104 142V143H103ZM110 142V143H109ZM112 142H113V144H112ZM116 142V143H115ZM135 142H136V145H134L135 144ZM138 142V143H137ZM161 142V143H160ZM191 142H192V144H191ZM198 142V143H197ZM210 142V143H209ZM224 143V145H223V143ZM228 142H232L231 144L233 145V144H235L233 147H232V145L230 144V143H228ZM251 143L250 145H252V147H253V145H254V147L256 146L257 147V150L253 147H251L250 145H249V143ZM257 142V141H256ZM48 143V144H47ZM79 143V144H78ZM87 143V144H86ZM94 143V144H93ZM106 143V144H105ZM108 143H109V145H108ZM147 143H148V145H147ZM156 143V144H155ZM158 143V144H157ZM165 143V144H164ZM168 143V144H167ZM177 143V144H176ZM181 143V144H180ZM189 143V144H188ZM218 143V144H217ZM97 144H99V145H97ZM102 144H103V146H102ZM116 144H118V146L116 145ZM120 144V145H119ZM139 144H141V145H139ZM143 144H145V146H143ZM164 144V145H163ZM174 144V145H173ZM179 144L181 145V146H179ZM203 144V145H202ZM229 144V145H228ZM86 145V146H85ZM107 147H106V146ZM115 145H116V147H115ZM126 145V146H125ZM186 145V146H185ZM188 145H190V146H188ZM207 145H209V146H207ZM223 145V146H222ZM250 147H249V146ZM97 146H99V148L97 147ZM119 146H120V148H119ZM131 146V147H130ZM134 146V147H133ZM137 146V147H136ZM141 146H142V148H141ZM169 146V147H168ZM179 146V147H178ZM184 146H185V149H184ZM192 146V147H191ZM207 148H206V147ZM228 146H229V148H232V150H231V153L232 154H230V149H227L228 148ZM231 146V147H230ZM58 147V149H56ZM85 149H84V148ZM87 147H89V149H87ZM100 147H102V148H100ZM132 147H133V150H135L136 151V153L135 152H133L132 151ZM143 147L145 148V147H149V148H145V150L143 149ZM151 147V148H150ZM159 147H160V149H159ZM176 147V148H175ZM177 147H178V149H177ZM180 147H181V149H180ZM188 147H190V148H188ZM200 147V148H199ZM205 148V150H204V148ZM219 147V148H218ZM249 147V148H248ZM260 147V148H259ZM263 147V148H262ZM106 148V149H105ZM119 148V149H118ZM122 148V149H121ZM135 148V149H134ZM139 148V149H138ZM158 148V149H157ZM167 148V149H166ZM172 150H171V149ZM184 149V151H186V153H184V152H182L183 151V149ZM211 149V151H209L208 149ZM212 148H214L213 150H212ZM216 148L218 149V150H216ZM222 148V149H221ZM227 149V150H225V149ZM251 148V149H250ZM125 149H129V150H125ZM131 149V150H130ZM148 149V151H146ZM221 149V150H220ZM248 149H250V150H254L255 149V151H257V152H254V151H252V152H254V153H252L250 150H248ZM260 149H261V151H260ZM57 150V151H56ZM87 150V151H86ZM91 150V151H90ZM97 150H98V152H97ZM100 150V151H99ZM104 150H105V152H104ZM118 150V151H117ZM125 150V151H124ZM150 150V151H149ZM157 150V151H156ZM160 150V151H159ZM197 150V152L195 153V151ZM202 150V151H201ZM204 150V151H203ZM76 151V152H75ZM84 151V152H83ZM86 151V152H85ZM94 151V152H93ZM114 151V152H113ZM121 151V152H120ZM127 151V152H126ZM129 151V152H128ZM130 151H132L131 153H130ZM141 151V152H140ZM142 151L144 152V154L142 153ZM161 151H162V153H161ZM168 151H170L169 153H168ZM176 151V152H175ZM179 151V152H178ZM216 151V152H215ZM247 151H248V153H247ZM74 152V153H73ZM97 152V153H96ZM110 152V153H109ZM120 153V154H122V155H125V157H127L128 156V154H131L130 156H128L127 158H128V162H126V163H121L120 161H119V159L118 158H116V155H118V153ZM125 152V153H124ZM142 153L141 155H139L140 153ZM151 154H150V153ZM171 152L172 153H174V155H178V157L176 156H174L173 154H171ZM203 152H205V154H203ZM225 152V153H224ZM85 154V156L82 154ZM87 153V154H86ZM91 153H93V154H91ZM114 153V154H113ZM127 153V154H126ZM134 153H135V155H134ZM146 153H147V155H146ZM176 153V154H175ZM177 153H179V154H177ZM181 153H183V154H181ZM210 153H211V155H210ZM214 153V154H213ZM215 153H218V154H215ZM226 153H228V154H226ZM258 153V154H257ZM73 154H74V156H73ZM89 154H90V156H89ZM95 154H97V155H95ZM101 154H105L104 156H102ZM106 154L108 155V154H113L112 156H109V158H107V156H106ZM157 154V155H156ZM161 154H162V156H166V157H162L161 156ZM171 154V155H170ZM181 154V155H180ZM196 154H198V155H196ZM211 156H209V155ZM225 154V155H224ZM233 155L232 157L230 156V155ZM235 154H238V155H235ZM245 154H244V156H245ZM54 155V156H53ZM96 157V156H98V157H94V156ZM100 155H101V157H104V159L102 160L101 159V157H100ZM139 155V156H138ZM159 155V156H158ZM174 157H173V156ZM203 155H206V156H203ZM208 155V156H207ZM218 155H220V156H218ZM222 155H223V157H222ZM229 155V156H228ZM251 155H253L254 156V158H253V156H252V158H253V160H252V158H249V157H251ZM256 155H258V156H260V158L259 159H261V161L258 159V156H256ZM264 155V154H263ZM84 156V157H83ZM90 158H89V157ZM93 156V158L91 159V157ZM138 157L137 159H138V162L140 163V165H138V162L137 161H135V160H137L136 158L134 159V157ZM161 156V157H160ZM168 156H169V158H172V159H169L168 158ZM172 156V157H171ZM184 156V157H183ZM188 156V157H187ZM198 156V157H197ZM199 156H203L204 158H201L202 160H200V158H199ZM217 156V157H216ZM51 159H50V158ZM56 157H57V159H56ZM78 157V158H77ZM83 157V158H82ZM112 157V158H111ZM130 157H132V158H130ZM141 157V159H143L142 157H144L145 159L143 160L144 162V164L141 162V160L139 161V158ZM181 157H183V158H181ZM195 157H197V158H195ZM213 157H214V159H213ZM220 157V158H219ZM223 159H222V158ZM227 157V158H226ZM229 157V158H228ZM255 157H257V159L255 158ZM72 158V159H71ZM85 158V159H84ZM98 158V159H97ZM100 158V159H99ZM114 158H115V162H113L114 161ZM148 158H151V160H149ZM154 158V159H153ZM175 158V159H174ZM177 158V159H176ZM207 158H209V161H207V162H210V163H207L206 161H204V160H206ZM232 158V159H231ZM233 158H235V159H233ZM71 159V160H70ZM86 159H88V160H86ZM113 159V160H112ZM204 159V160H203ZM212 159V160H211ZM225 159H227V160H229V161H224ZM233 160V161H231V160ZM236 159H237V162H236ZM246 159H245V164H246ZM58 160V161H57ZM105 160H109L108 161V164H107V162L105 161ZM156 160V161H155ZM158 160V161H157ZM180 160H181V162H180ZM196 160H197V163H196ZM217 160H222L221 161V165L220 164H218L219 163V161H217ZM60 161V162H59ZM87 161V162H86ZM89 161V162H88ZM92 163H91V162ZM95 161V162H94ZM102 161V162H101ZM104 161H105V163H104ZM117 161V162H116ZM119 161V162H118ZM133 161V162H132ZM135 161V162H134ZM147 161H150V163L149 162H147ZM151 161H152V163H151ZM155 161V163H153ZM165 163V164H163V162ZM171 161V162H170ZM175 161H177V162H175ZM182 161H184V162H182ZM192 161V162H191ZM195 161V162H194ZM203 161V162H202ZM231 161V162H230ZM253 161V162H252ZM259 161V162H258ZM69 162H71V163H69ZM94 162V163H93ZM98 162H99V164H100V167H98L99 165H97L98 164ZM111 162L113 163V166L111 165ZM146 162L147 163H149V167H148V164H146ZM170 162V163H169ZM173 162V163H172ZM180 162V163H179ZM212 162H216L215 163V166L218 164V165H220V167L217 165L216 167L212 164ZM226 163V164H224V163ZM230 162V163H229ZM258 162V163H257ZM52 163V164H51ZM87 163H89V164H87ZM120 163V164H119ZM157 163H158V165H157ZM166 163L168 164V167L170 166H172L173 164V168H170L169 167V169H168V167H167V165H166ZM180 164L179 166L178 165H176V164ZM183 163V164H182ZM187 163H189V164H187ZM192 163H194L193 165H190V164H192ZM261 163V164H260ZM70 164V167L68 166ZM92 164H94V166H92ZM103 164H106V165H103ZM123 164V165H122ZM128 164H130V166L128 165ZM134 164V165H133ZM146 164V166H144ZM152 164H155L154 166L155 167H157V168H159L160 169V171H161V169H162V173L160 172V171H157L158 169L157 168H154L153 169V165ZM161 164V165H160ZM163 164V165H162ZM181 164H182V166H181ZM185 164V166H183ZM186 164H187V167H186ZM200 164V165H199ZM202 164H204V165H202ZM207 164V165H206ZM228 164V165H227ZM244 164V165H245ZM252 164H250V160L247 162V167L246 168H248V166L249 165H252ZM86 165V166H85ZM88 165V166H87ZM118 167H117V166ZM120 165H122L123 166V168H125V167H127V168H125V170L123 169H121L122 168V166L120 167ZM151 165V166H150ZM175 165H176V167H175ZM196 165V166H195ZM228 167H227V166ZM261 165V166H260ZM74 166V167H73ZM80 166H81V168H80ZM96 166H97V168L99 169H97L96 168ZM102 166V167H101ZM104 166L106 167V168H104ZM125 166V167H124ZM138 166H139V169H138ZM162 166V167H161ZM193 166V167H192ZM200 166V168L199 169H197L198 167ZM201 166H204V168L203 167H201ZM207 166V167H206ZM209 166V167H208ZM212 166V168H210ZM215 168H214V167ZM222 166V167H221ZM234 166V167H233ZM262 166H263V168H262ZM69 167V168H68ZM86 168L84 171H83V169L84 168ZM91 167H93V168H91ZM129 167V168H128ZM131 167V168H130ZM132 167H135V168H132ZM148 167V168H147ZM179 167V168H178ZM219 167V168H218ZM232 168V169H230V168ZM238 167V168H237ZM250 167V166H249ZM71 168V169H70ZM80 168V169H79ZM93 169L92 170V172H90L91 171V169ZM112 168H118V169H120V170H122L121 171V176L119 175V173H120V170H117V169H112ZM167 170H166V169ZM176 170H178V171H180V172H177V171H175V169ZM188 168V169H187ZM192 170H191V169ZM204 170H203V169ZM207 170H206V169ZM221 168V169H220ZM222 168H225V171H224V169H222ZM227 168H229V169H227ZM96 169V170H95ZM112 169V171H113V173L111 174V172H110V170ZM126 169H130V172H129V170L127 171ZM144 169V170H143ZM151 169H153V170H151ZM182 169H184V171H187V170H189V172H184V171H182ZM186 169V170H185ZM200 169L202 170V171H200ZM211 169H213V170H211ZM216 169H219V170H216ZM141 170V171H140ZM149 171V173H148V171ZM164 170V171H163ZM166 170V171H165ZM196 170V171H195ZM198 170H199V173H198ZM221 170H222V172H221ZM227 170V171H226ZM230 170V172H228ZM81 171V172H80ZM98 171H100V172H98ZM103 171V172H102ZM117 171V172H116ZM119 171V172H118ZM135 171V172H134ZM142 171H144V172H142ZM157 171V172H156ZM171 171H172V173L173 172H175L174 174H171ZM192 171V172H191ZM204 171H206V172H204ZM212 171V172H211ZM83 172H85V173H83ZM90 172V173H89ZM105 172H107L106 173V175H105ZM114 172H116V173H114ZM129 172V173H128ZM134 173V175L132 174V173ZM139 172V173H138ZM140 172H141V175H139L140 174ZM158 172H160V175H159V173ZM163 172H165V174L163 173ZM182 172V173H181ZM196 174H198V176L196 175L195 176V173ZM202 172H204V176L202 175ZM219 172V173H218ZM221 172V173H220ZM226 172V173H225ZM228 172V173H227ZM233 172H235V173H233ZM256 172H253L252 174H251V176H253V177H251L250 179H249V177L247 178L246 176H244V178H247V180L249 181H252V186L253 187H255L254 189H257L258 188V186H260L261 187V185H262V183H264V177H263V179H259V177L257 176L256 177ZM81 173V174H80ZM83 173V174H82ZM98 173V174H97ZM118 173V174H117ZM135 173H138V174H135ZM145 173H147V174H145ZM153 174V175H151L153 178H152V180L153 181H150L151 180V178H149V176H150V174ZM169 173L171 174V176L169 175ZM190 173H192L191 175H193V177L191 178V176H190ZM212 173H214L213 175H212ZM218 173V174H217ZM223 173V174H222ZM229 173H231L232 175H230V176H232V178L230 179V176H228V178H226L227 176L226 175H228ZM263 173V172H262ZM261 173V174H262ZM90 174V176L92 177V178H90V176H88ZM95 174H97V175H95ZM111 175V178H110V175ZM116 174V175H115ZM125 174H129V175H125ZM162 174H164L163 176H162ZM176 174H178L177 176H175ZM181 175V177H180V175ZM187 174V175H186ZM206 174H207V176H206ZM226 174V175H225ZM86 177H85V176ZM104 176V178L102 177V176ZM138 175V177L136 178V176ZM154 175H155V177L157 176V175H159V176H157V178H154ZM176 177V178H174V176ZM183 175H184V177H183ZM186 175V176H185ZM201 175V176H200ZM210 175V176H209ZM219 175V176H218ZM225 175V176H224ZM255 175V176H254ZM82 176H84V177H82ZM88 176V177H87ZM94 176H95V178H94ZM97 176V177H96ZM107 176V177H106ZM109 176V177H108ZM116 176V177H115ZM123 176H125V180H124V177ZM127 176V177H126ZM130 176V177H129ZM131 176H133L134 177V181H133V178L131 177ZM140 176L141 177H145L144 179H145V181H148L150 184H152L153 182V184H152V186L150 185V184H148V182H146V184H143V185H145V186H142V188H143V190H144V192L145 191H148L149 190V192H143V190L141 191V197L143 198L142 199V201H138V203L136 202V201H133L134 199H131V198H136V197H138L137 195L139 194V191H137V185H135V183H136V181H138V178H140ZM147 176V177H146ZM150 176V177H151ZM203 176V177H202ZM218 176V177H217ZM236 176V177H235ZM242 176V177H241ZM249 176V175H248ZM71 177V178H70ZM79 177H81V178H79ZM100 177V179H98ZM120 177V179H118V178ZM123 177V178H122ZM159 177V178H158ZM168 177H170V178H168ZM180 177V178H179ZM196 177V178H195ZM200 180H202V181H199V179ZM234 177H235V179H234ZM93 178L96 180V182L94 181L93 182ZM103 178V179H102ZM116 178V179H115ZM132 178V179H131ZM149 178V180H147ZM165 178V179H164ZM186 178V179H185ZM195 178V179H194ZM202 178V179H201ZM210 179V180H208L207 181V179ZM212 178H214V182H212ZM217 178V179H216ZM219 178H221V179H219ZM241 178V179H240ZM260 178H262V176L260 175ZM66 179V180H65ZM85 179H87L88 181H86ZM112 179V180H111ZM127 179V180H126ZM129 179V180H128ZM131 179V180H130ZM136 179V180H135ZM168 179V180H167ZM169 179H171V181L173 182V183H171V181L169 180ZM178 179V180H177ZM180 179V180H179ZM191 179H193V181H195V182H193ZM197 179V180H196ZM225 181H224V180ZM227 179H230V180H227ZM236 180V182L234 181V180ZM240 179V180H239ZM82 180H84V181H82ZM92 180V181H91ZM100 180L102 181V183L100 182ZM119 180H120V182H119ZM163 180V181H162ZM182 180V181H181ZM224 182L223 184H221V182L222 181ZM233 180V181H232ZM238 180V181H237ZM246 180V179H245ZM246 180V181H247ZM254 180V181H253ZM259 180H260V182H259ZM75 181V182H74ZM115 181H117V182H115ZM121 181H122V183H121ZM158 181V182H157ZM162 181V182H161ZM166 181V182H165ZM176 181V182H175ZM181 181V182H180ZM190 181H192V183H190L189 184V182ZM198 181V182H197ZM216 181H218V184H217V182ZM219 181H220V183H219ZM229 181H232V182H229ZM78 182V183H77ZM81 182V183H80ZM92 183V185H91V183ZM98 182V183H97ZM100 182V183H99ZM104 182V183H103ZM108 182H113L112 184L111 183H108ZM133 182V183H132ZM152 182V183H151ZM155 182H156V185H155ZM161 184H163V182H164V184L163 185H161ZM186 182V183H185ZM188 182V183H187ZM203 182V183H202ZM229 182V183H228ZM236 184H235V183ZM78 184V187H77V184ZM94 183H96L95 185L97 186H95L94 185ZM108 183V184H107ZM117 183V184H116ZM125 183V184H124ZM165 183H166V185H165ZM169 185H168V184ZM210 183V184H209ZM213 183V184H212ZM216 183V184H215ZM232 183V184H231ZM250 184H251V182H249ZM254 183V184H253ZM255 183H257L256 185H255ZM55 184V185H54ZM103 184H104V186H103ZM109 184H111V185H109ZM115 184L116 185H118L119 184V186H117L118 188L117 189H120V194H116V188H112V187H116L115 186ZM121 184V185H120ZM128 184V185H127ZM134 186H133V185ZM157 184L159 185V186H157ZM176 186H175V185ZM183 184V185H182ZM186 184H188V187H187V185ZM196 185V184H200L199 186L198 185H194L195 186V188H194V186H192V185ZM203 186H202V185ZM211 184L213 185L212 187H211ZM229 184V185H228ZM234 184V185H233ZM243 184H244V182H243ZM258 184H261V185H258ZM53 185V186H52ZM73 185V186H72ZM76 185V186H75ZM80 185V186H79ZM85 185V186H84ZM88 185V186H87ZM89 185H91V186H89ZM100 185V186H99ZM124 185H126V187L127 188H125V186ZM157 186V187H155V186ZM173 185V186H172ZM182 185V186H181ZM205 185V186H204ZM215 185H221L222 186V188H221V186H220V188H218L217 186H215ZM226 185V186H225ZM234 188V186L236 187V188H231V186ZM247 185V184H246ZM249 185V184H248ZM58 186V187H57ZM63 186V187H62ZM83 186V187H82ZM92 186H95L94 188L92 187ZM99 186V187H98ZM150 188H149V187ZM160 186H163V187H160ZM167 188H166V187ZM170 186H171V188H170ZM186 186V187H185ZM195 189H192L191 190V188L192 187ZM210 186V187H209ZM225 186V187H224ZM250 187H252L251 185H249ZM56 187V188H55ZM76 187V189H74V188ZM90 187V188H89ZM103 187V188H102ZM159 187V188H158ZM174 187V188H173ZM182 187H184L183 189H181ZM203 187H204V189H205V191L207 190L208 191V193H207V191L205 192L204 191V189H203ZM206 187V188H205ZM227 187V188H226ZM264 187V184H263V186L261 187V189ZM54 188V189H53ZM58 188V189H57ZM66 188V189H65ZM77 188H78V190H77ZM82 188V189H81ZM100 190H99V189ZM105 188H106V190H105ZM110 188V189H109ZM122 188V189H121ZM125 188V189H124ZM135 188V189H134ZM151 188H153V189H151ZM165 189L163 192H162V190L163 189ZM190 188V190H188ZM201 188V189H200ZM213 188H214V190H213ZM217 188V189H216ZM231 188V189H230ZM83 189H85L86 190V192H85V190H83ZM91 189H93V190H91ZM96 189V190H95ZM135 190V192H134V190ZM158 189H161L160 191L161 192H158V191H155V190H158ZM171 189V190H170ZM187 189V190H186ZM199 189V190H198ZM218 189H221V190H218ZM252 189V188H251ZM53 190V191H52ZM55 190V191H54ZM57 190V191H56ZM77 191V192H75V191ZM99 190V191H98ZM102 190V193L100 192ZM110 191V192H108V191ZM114 191V193L112 194L111 192H113ZM124 190V191H123ZM132 190V191H131ZM168 190V191H167ZM173 190V191H172ZM183 190V191H182ZM197 190V191H196ZM226 190V191H225ZM229 190V191H228ZM231 190H234L233 192H235L236 190H237V194H236V192L234 193L235 195H233V196H235V197H239V199H240V201H242V202H246V200H247V202L248 203H251V201H249L248 199H250V200H252V205H251V208H252V211L251 210H249L250 212H251V214H250V212L249 211H246V212H248L246 215V217L247 218H249L250 217V215H252L253 213V215L251 216L252 217V219L253 220H251V217L249 218V220H251L252 222H250V224L251 223H253V224H251V225H248L249 223V221L247 220V221H245L244 223L245 224H247V226L249 227V228H246L247 226L246 225H243V223H241L240 224V219H238V218H240V215L242 214V213H244V215H245V213L246 212H240V210L238 211V210H235L234 212L232 211L231 213H228L227 211L225 212V221H226V223H225V221H223L222 219H224V212L223 211H221V210H223V205H222V208H221V206L220 207H218L217 208V210H214V209H216L215 208V205H217V204H220V200L219 199H216V198H214V196H212V195H216V191H217V194L219 193L218 191H220V193H224L225 195L227 194V195H229V192L231 191ZM247 191V192H245L244 193V191ZM258 190V189H257ZM73 191V192H72ZM97 191V192H96ZM105 191H107V192H105ZM122 191L124 192V194L126 193V191H128V193L129 194H131V193H133V195L132 196H130L128 193L127 194H125V195H129V197H126L125 198V195L122 193ZM137 191V192H136ZM150 191H151V195H150ZM176 191H178V192H176ZM199 191H201V192H199ZM228 191V192H227ZM40 192V193H39ZM91 192V193H90ZM100 192V193H99ZM143 192V193H142ZM181 192V193H180ZM191 192V193H190ZM205 192V193H204ZM241 192V193H240ZM243 192V193H242ZM76 195H75V194ZM92 193H95V194H92ZM110 193V194H109ZM136 194V197H133L135 194ZM147 193H149L148 195H147ZM157 193H158V195H162V193H163V195H165V194H169L168 195V197H170V196H172L173 197V194L175 195L174 197H173V199L175 198H177L176 200V202L175 203H173V206H172V204H171V206H169V207H172L175 211H182L181 213L180 212H178L177 214H175V212H173L174 210H172L171 212H173V213H167V212H169V210H168V206H166V204H165V208L164 207H162L163 208V210H162V208H157L156 207V209L157 210H159L158 211V214H157V211H156V209H155V207L154 206H156L155 204H153V203H155L156 201H155V199L157 198H159L158 196H157ZM181 194V197L180 196H178V195H180ZM185 193V194H184ZM197 193V194H196ZM210 193H213V194H210ZM50 194H53V195H50ZM81 194V195H80ZM99 194V195H98ZM109 196H108V195ZM114 195V194H116L118 197H116V195H114V196H112V195ZM154 194V195H153ZM171 194V195H170ZM192 194V195H191ZM194 194H195V196H194ZM205 194H206V196H207V194H209V196H207V197H205ZM243 194H245V195H249L248 197L249 198H247V196H245V195H243ZM63 195V196H62ZM74 195V196H73ZM81 196L80 197V199H78L77 200V196ZM83 195V196H82ZM95 195V196H94ZM96 195H98V196H96ZM100 195H102V196H100ZM107 195V196H106ZM119 195H121V196H119ZM182 195H184V197L185 198H183V196ZM190 195H191V197H192V199H191V197H190ZM203 195V196H202ZM226 195V196H227ZM237 195V196H236ZM241 196V198H240V196ZM41 196V197H40ZM79 196H78V198H79ZM90 196H91V198H90ZM112 196V197H111ZM123 196H124V198H123ZM140 196V195H139ZM144 196V197H143ZM149 196H151V197H149ZM166 196V195H165ZM253 198H252V197ZM38 197V198H37ZM74 197H75V199H74ZM96 197H98V199H100V200H97V198ZM101 197V198H100ZM113 197H115V199L113 198ZM119 197H121V198H119ZM171 197V198H172ZM195 199H194V198ZM204 197H205V199H204ZM218 197L220 198V197H222V195H218ZM238 197H237V199H238ZM242 197H243V199H244V197H245V199L243 200L242 199ZM84 198V200H82ZM122 198L124 199V201L127 199V201H125V202H127V203H123L124 201H122ZM145 198V199H144ZM150 198V199H149ZM153 198H155L154 200H153ZM181 198V199H180ZM183 198V199H182ZM198 198V199H197ZM203 198V199H202ZM213 198H214V200H213ZM229 198H232V197H229ZM54 199V200H53ZM60 199V200H59ZM106 201H105V200ZM110 199V200H109ZM113 200V204H112V202H109V201H112ZM117 199H118V201H117ZM121 199V200H120ZM147 199V200H146ZM187 199H189V200H187ZM200 199V200H199ZM72 200V201H71ZM75 200H76V202H75ZM82 200V201H81ZM94 200V201H93ZM104 201V203L103 204H101L100 202H103ZM120 200V201H119ZM131 200V201H130ZM146 200V201H145ZM151 200H153V201H151ZM181 200V201H180ZM187 200V201H186ZM212 200H213V202H212ZM222 200V199H221ZM226 200H229L228 198L226 199ZM231 200V199H230ZM258 203V202H260L259 204H258V207H256V205H257V203L255 202V201ZM261 200V201H260ZM87 201V202H86ZM100 201V202H99ZM109 203H108V202ZM115 201V202H114ZM179 201V202H178ZM183 201H184V206L182 205V204H180L181 202L183 203ZM186 201V202H185ZM189 201V202H188ZM199 201V202H198ZM202 201H205L206 202V204H208V205H204V204H202V203H205V202H202ZM253 201H254V203H253ZM50 202V203H49ZM108 204H107V203ZM130 202V203H129ZM147 202H148V204H147ZM179 203V205H178V203ZM191 202V203H190ZM226 203L227 202H229V201H225ZM74 203L76 204V205H74ZM81 203V204H80ZM83 203H84V207H82V205H83ZM86 203V204H85ZM113 205V207H112V205ZM115 203H118L117 205L115 204ZM120 203V204H119ZM132 203V204H131ZM133 203H135V204H133ZM141 203V204H140ZM189 204V206H188V204ZM193 203V204H192ZM195 203V204H194ZM200 205V207L197 205ZM215 205H214V204ZM124 204L125 205V207H123L122 205ZM131 204V205H130ZM142 204H144V205H142ZM187 204V205H186ZM193 205V208H192V205ZM253 204H254V207H253ZM72 205H74V206H76V207H73ZM78 205V206H77ZM81 207H80V206ZM89 205V206H88ZM101 205H103V207L101 206ZM108 205V206H107ZM116 205V206H115ZM122 206V207H120V206ZM129 205H130V209H131V211H130V209H128L129 208ZM138 205H140L139 207H138ZM146 205V206H145ZM176 205V206H175ZM182 205V206H181ZM203 205V206H202ZM212 205V206H211ZM69 206V207H68ZM91 206V207H90ZM92 206H95V207H93L92 208ZM99 208H98V207ZM116 208H115V207ZM118 206L120 207V208H118ZM145 206V207H144ZM178 206L179 207H181L180 209L178 208ZM188 206V207H187ZM195 206H196V208H195ZM205 206V207H204ZM206 206H207V209H206ZM213 209H211L210 207ZM72 207V208H71ZM108 209H107V208ZM111 207H112V209H111ZM152 209H151V208ZM176 207V208H175ZM186 207V208H185ZM210 209H209V208ZM255 207H256V210H255ZM69 210H68V209ZM74 208V209H73ZM77 208H79V209H77ZM83 208V209H82ZM86 208V209H85ZM88 208V209H87ZM98 208V209H97ZM102 208V209H101ZM123 208L124 209H126V211L125 210H123ZM184 210H183V209ZM253 208H254V210H253ZM66 209H67V211H66ZM84 209L86 210V211H84ZM89 209H91V210H89ZM117 210V212L115 211V210ZM141 209V210H140ZM149 209L151 210V213H150V211H149ZM178 209V210H177ZM182 209V210H181ZM190 209H191V211H190ZM204 209H206V210H204ZM221 209V210H220ZM79 210V211H78ZM88 210H89V212H90V214H89V212H88ZM96 210H98L97 212H96V214H95V211ZM100 210V211H99ZM101 210H102V213H101ZM105 210V211H104ZM110 210H111V212H110ZM114 210V211H113ZM119 210H120V212H119ZM153 210V211H152ZM156 212H155V211ZM161 210H162V212L164 211V213H162L161 212ZM166 210H168V211H166ZM187 212H186V211ZM194 210H195V212H194ZM197 210V211H196ZM201 210V211H200ZM204 210V211H203ZM208 210H210V211H208ZM63 211V212H62ZM69 211H70V213H69ZM75 212V213H72V212ZM92 211H94L93 213H92ZM129 211V213H127ZM145 211V212H144ZM186 212V216H185V213L183 214V212ZM188 211H190L191 213H189ZM199 211V212H198ZM204 213H203V212ZM209 213L208 214V219L206 218L207 216V213ZM220 211V212H219ZM237 211H238V213H237ZM255 211V212H254ZM57 212V213H56ZM66 212V213H65ZM114 212H116V213H114ZM154 212V213H153ZM215 212V213H214ZM222 212H223V214H222ZM253 212V213H252ZM262 214H260V213ZM47 213V214H46ZM55 213V214H54ZM64 213V215H62L63 217H64V219H63V217L61 216V214H63ZM72 213V214H71ZM81 213V214H80ZM89 215H88V214ZM98 213H101V214H98ZM111 213H113V214H110ZM118 213V214H117ZM146 215H145V214ZM161 213V214H160ZM167 213V214H166ZM188 213V214H187ZM200 213H202V214H200ZM219 213V214H218ZM221 213V214H220ZM226 213H228L227 215H226ZM233 213H234V216H233ZM259 213V214H258ZM58 215L57 217L55 216V215ZM76 214H78V215H76ZM84 214H87V215H84ZM108 214H109V216H108ZM148 214H150V215H148ZM153 214H156V215H158L157 217L158 218H162V217H165L164 218V221H163V223H162V230H163V232L165 233L164 235H166L167 233L166 232H170V234H167L164 238H165V240H163V241H159L158 243H160V245H161V247H160V245L157 243V242H155L154 241V239H153V230L152 229H154V227H152V223L149 225V222L151 221V219L152 218H154L153 220H155V215H153ZM159 214H160V216H159ZM163 214V215H162ZM170 216H169V215ZM172 214H173V216H172ZM181 214H183V215H181ZM196 214V215H195ZM198 214V215H197ZM204 214V215H203ZM211 214H217V215H211ZM232 214V215H231ZM71 215V216H70ZM74 215V216H73ZM93 216V219L91 218V216ZM168 217H167V216ZM176 215H178L177 217H176ZM192 216V218H191V216ZM203 215V216H202ZM220 215V216H219ZM256 215V216H255ZM59 216H61V220L64 222H62L61 220H59ZM66 216V217H65ZM72 216L73 217H75L76 219H73L72 218ZM79 216V217H78ZM85 216V217H84ZM106 216H108L107 218H106ZM148 216H151L152 218H150V217H148ZM154 216V217H153ZM180 216V217H179ZM189 216V217H188ZM197 216H201L200 218L199 217H197ZM210 216H212L213 218H211ZM217 216H218V218L220 219V220H222L221 222L219 221V219L217 218ZM221 216H223V217H221ZM233 216V217H232ZM261 216H262V218H261ZM55 217V218H54ZM84 217V218H83ZM99 217H100V219H99ZM106 218V220L107 221H105V218ZM148 217V218H147ZM184 217H186L185 219H184ZM197 218L198 220H196L195 218ZM206 218V220H205V218ZM229 217H231L230 219H227V218H229ZM236 217H238V218H236ZM253 217H255V218H253ZM58 218V219H57ZM65 218H67V219H65ZM71 218V219H70ZM79 218V219H78ZM102 218V219H101ZM108 218H110V219H108ZM187 218H189V219H187ZM215 218V219H214ZM81 219V220H80ZM84 219V220H83ZM94 219H95V221H94ZM99 220V221H97V220ZM165 219H167V220H165ZM181 219V220H180ZM194 221H193V220ZM201 219V220H200ZM218 219V220H217ZM232 219H234V220H232ZM238 219V220H237ZM75 220V222L77 223H73V221ZM78 220V221H77ZM146 220V221H145ZM169 220V221H168ZM181 221V222H177L178 223V226H177V228H176V221ZM190 220V221H189ZM191 220H192V222H191ZM212 220V221H211ZM215 220H217L216 221V223H215ZM255 220H257V221H255ZM52 221H54V222H52ZM81 221V222H80ZM84 221V222H83ZM96 222V223H94V222ZM103 223V224H101V222ZM109 221V222H108ZM170 222V223H168V222ZM175 221V222H174ZM183 221V222H182ZM185 221V222H184ZM188 221V222H187ZM200 221V222H199ZM231 221L233 222V223H231ZM237 221V222H236ZM254 221V222H253ZM87 222V223H86ZM105 222H108V223H105ZM167 222V223H166ZM191 222V223H190ZM203 222H206V223H203ZM208 222V223H207ZM220 222V223H219ZM247 222V223H246ZM262 222V223H261ZM52 223H54V224H52ZM72 223V224H71ZM92 223V224H91ZM94 223V224H93ZM104 223H105V225H104ZM110 223V224H109ZM118 223V224H117ZM143 223H144V225H143ZM147 223V224H146ZM166 223V224H165ZM175 223V224H174ZM184 223V224H183ZM189 223H190V225L191 226H189L188 227V225H189ZM198 223H199V225H198ZM217 223H219V224H217ZM224 223H225V225H224ZM235 223H236V226H237V229L239 228V230H237L235 227ZM238 223H239V225H238ZM63 224H65V225H63ZM79 224V225H78ZM82 224V225H81ZM84 224H87V226H83ZM171 224V225H170ZM172 224H174V225H172ZM182 226V228H184L185 230H183L182 228H181V226ZM198 226H197V225ZM205 224V225H204ZM206 224H208V225H206ZM210 224V225H209ZM212 224V225H211ZM213 224H215V225H213ZM216 224L217 225H219V229H221V230H219V233H216V232H218L217 230L218 229H216V228H218V226L216 227ZM220 224H222V225H220ZM229 224V225H228ZM232 224H234V225H232ZM89 225H93V226H91V228H90V226ZM96 225H98V228H100V226H101V228H100V230L98 229L97 231L98 232H96L93 228L95 227ZM104 225V226H103ZM106 225L108 226V227H106ZM110 225V226H109ZM118 225V226H117ZM123 225V226H122ZM132 225V226H131ZM167 225V226H166ZM169 225V226H168ZM184 225V226H183ZM195 225V226H194ZM202 225H203V227L205 228H202ZM223 225H224V227H223ZM255 227L256 225V228H255V233H254V230L252 229V227L253 226ZM59 226H62V227H64L65 226V228H61V227H59ZM69 227V229H68V227ZM79 226V227H78ZM82 226V227H81ZM89 226V227H88ZM103 226V227H102ZM126 226V227H125ZM144 226H145V228H144ZM154 226V225H153ZM164 226H166V227H164ZM180 226V227H179ZM200 226V227H199ZM206 226H209V227H207L206 228ZM210 226H212V227H210ZM221 226V227H220ZM232 226H235V227H232ZM240 226V227H239ZM242 226V227H241ZM252 226V227H251ZM56 227V231H55V229L54 228ZM76 227V228H75ZM81 227V228H80ZM106 227V228H105ZM116 227V228H115ZM119 227V228H118ZM129 227H131V228H129ZM151 227V228H150ZM173 229H172V228ZM191 227H193V229L191 228ZM196 227H197V231H196ZM215 227V228H214ZM226 227V228H225ZM246 229H245V228ZM263 227V228H262ZM75 228V229H74ZM87 229L85 232H83L85 229ZM105 228V229H104ZM139 228V230H137ZM144 228V229H143ZM149 228V231L147 230ZM168 228L171 230H168ZM181 228V229H180ZM188 228L190 229V230H188ZM195 228V229H194ZM213 230V232H215V233H213L212 231H211V229ZM234 228V229H233ZM242 228H244L245 230L243 231L242 230ZM59 230V232H57L58 230ZM60 229H62V231L60 230ZM72 231H71V230ZM91 231H89V230ZM97 229V228H96ZM117 229V230H116ZM121 231H120V230ZM122 229H123V233H121L122 232ZM141 229H143L144 230V233H141V232H143V230L141 231ZM151 229V230H150ZM165 229V230H164ZM199 229H201V230H199ZM202 229H203V231H202ZM224 229V230H223ZM236 229V230H235ZM247 229H248V231H247ZM251 230V232H250V230ZM262 229H263V231H262ZM64 230H66V231H64ZM81 230V231H80ZM103 230H104V232H103ZM116 230V231H115ZM119 230V231H118ZM129 230V231H130ZM177 230V231H176ZM192 230H195L194 232L192 231ZM207 232H206V231ZM229 230V231H228ZM232 230H235L236 232H237V236L236 235H234L236 232H232ZM240 230H242V231H240ZM253 230V231H252ZM260 231L261 230V233L260 232H257V231ZM61 231V232H60ZM67 231H71V234L70 233H68ZM81 233H80V232ZM94 231V232H93ZM146 231V232H145ZM180 231V232H179ZM189 231V232H188ZM191 231V232H190ZM201 231V234L199 233ZM211 233H210V232ZM246 231V232H245ZM57 232V233H56ZM90 232V233H89ZM103 232V233H102ZM117 232V233H116ZM148 232V233H147ZM178 233V234H183L182 236H183V239H180V240H175L174 239V235L176 234V233ZM189 233V234H186V233ZM194 233L197 237H195L194 236V234H191V233ZM205 232H206V234H205ZM212 235H214V237L217 239V240H215V238L213 237V235L211 236L209 233ZM230 232V233H229ZM239 232H241L240 234H242V232H243V235H241V236H239L240 234H239ZM250 234H249V233ZM54 233H56V235L54 234ZM63 234L62 236H64L63 238H62V236H61V234ZM74 233V234H73ZM75 233H77L76 235H75ZM79 233V234H78ZM85 233V234H84ZM91 234V233H94V234H96V237H94L93 235H92V237H93V239L92 238H88V237H91V235H88V234ZM99 233V234H98ZM117 235H116V234ZM152 233V234H151ZM172 233L174 234V235H172ZM202 233L203 234H205V235H202ZM228 233V234H227ZM60 235V236H58V235ZM67 234V235H66ZM69 234V235H68ZM83 234H84V236H83ZM97 234H98V236H97ZM128 234V233H127ZM143 234V235H142ZM148 234V235H147ZM208 234V235H207ZM217 234V235H216ZM221 234H223V235H221ZM232 234V235H231ZM245 234H248V237L245 235ZM256 235L255 237L254 236H252V235ZM259 234H261L262 235V237H261V235H259ZM54 235H55V237H54ZM78 235L80 236V237H78ZM141 235H142V237H141ZM172 235V236H171ZM188 235V236H187ZM191 237H190V236ZM194 237H193V236ZM200 235V236H199ZM201 235H202V237L203 238H205V239H202V237H201ZM233 236L234 238H235V240H234V238L233 237H231V236ZM70 236V237H69ZM73 236V239L71 238ZM77 236V237H76ZM83 236V237H82ZM88 236V237H87ZM102 236H105L104 238L102 237ZM170 236V237H169ZM184 236H185V240H184ZM207 236H210V237H208L207 238ZM217 236V237H216ZM222 238H221V237ZM244 236H245V238H244ZM250 236V237H249ZM252 236V237H251ZM58 237V238H57ZM61 239H60V238ZM86 237H87V239H86ZM109 237V238H108ZM149 237H150V239H151V237H152V239L149 241ZM167 237H169V238H167ZM172 237V238H171ZM187 237H190V238H188V239H190L189 241H188V239L186 240V238ZM193 237V238H192ZM200 237V238H199ZM211 237L213 238V239H211ZM219 237V238H218ZM224 237V238H223ZM231 237V238H230ZM237 237V238H236ZM240 237H242V238H240ZM78 238H79V241H78ZM171 238V239H170ZM197 238V239H196ZM209 238H210V240H209ZM227 238V239H226ZM252 238H254V239H252ZM257 238H259V239H257ZM263 240H262V239ZM63 239L65 240V241H63ZM67 239V240H66ZM68 239H70V240H68ZM92 240L91 242H90V240ZM120 239V237L118 236V240ZM169 239V240H168ZM174 239V240H173ZM194 239V240H193ZM208 239V240H207ZM219 239H222V240H219ZM225 239L227 240V241H225ZM230 239H232V241L230 240ZM242 239H245V240H247L246 242L244 241V240H242ZM58 240H59V242H58ZM122 240V239H121ZM145 240V241H144ZM146 240H148V242H146ZM166 240H167V243H166ZM184 240V241H183ZM196 240V241H195ZM199 240H203L202 241V245H201V241H199ZM213 240L215 241V242H213ZM234 240V241H233ZM237 240H238V242L239 243H237ZM240 240L242 241V242H240ZM256 240H257V243H254V242H256ZM261 240V241H260ZM67 241H69V242H67ZM78 241V242H77ZM83 241V242H82ZM99 241H100V243H99ZM104 241V242H103ZM120 241V240H119ZM151 241H154V243H156V244H158V246L160 247H157L156 245H153V242L151 243ZM169 241V242H168ZM171 241V242H170ZM175 241H177V243L178 244H176V242ZM183 241V242H182ZM197 243H195V242ZM197 241H199V242H197ZM205 241H209L208 242V245H207V247L206 246H203V245H206L207 243L205 242ZM210 241H211V243H210ZM220 241V242H219ZM225 241V242H224ZM230 241V242H229ZM250 241V242H249ZM56 242V245H54V243ZM88 242V243H87ZM93 242V243H92ZM95 242H97L98 243V245H97V243H95ZM106 242V243H105ZM122 242V241H121ZM129 242V240L127 241V243ZM174 242H175V245H174ZM188 242V246H187V248H189L190 249V251L189 252H187L186 254L187 255H189V257L186 255V254H184V252H182V249L180 248L182 245H186L185 243H187ZM194 242V243H193ZM204 242H205V244H204ZM219 242V243H221V244H219V248H218V246H216V245H218L217 243ZM231 242L233 243V244H231ZM59 243V244H58ZM63 243H65V244H63ZM71 243V245H69ZM74 243V244H73ZM82 243H84L83 245H82ZM87 243V244H86ZM91 243V244H90ZM101 243L103 244V245H105V244H107V247L106 248H104L105 246H103V248H102V246H101ZM111 243H113V244H111ZM130 243V242H129ZM139 243H141L140 245H139ZM149 243V244H148ZM163 243V244H162ZM167 245H166V244ZM182 243H184V244H182ZM191 243L192 244H194V246L193 245H191ZM200 245H199V244ZM223 243H226V246L223 244ZM227 243H229L230 244V248H228L229 247V244H227ZM242 243V245L245 247H243V246H241L240 244ZM253 243V245L254 246H252L251 244ZM260 243V244H259ZM58 244V245H57ZM63 244V245H62ZM77 244V245H76ZM124 244V243H123ZM138 244V245H137ZM146 244H147V249L145 248L146 247ZM169 244V245H168ZM180 244H182V245H180ZM210 244H213V246H215V248H213L212 249V247H211V245ZM235 244V245H234ZM64 245L66 246V247H64ZM72 245L74 246V247H72ZM90 245H95L96 246V248L95 247H93V246H90ZM111 245V248L110 247H108V246H110ZM151 245H153L152 247L153 248H151L150 246ZM164 245V246H163ZM171 245V246H170ZM179 245V247H177ZM197 245V246H196ZM198 245H199V247H198ZM210 245V246H209ZM220 245H221V248H220ZM232 245V246H231ZM237 245V246H236ZM257 245V246H256ZM58 246V247H57ZM79 246V248H77ZM84 247V249H83V247ZM113 246V247H112ZM137 246V247H136ZM156 248H155V247ZM193 246V247H192ZM202 246V247H201ZM224 246H225V248H224ZM228 246V247H227ZM239 246V247H238ZM246 246H248V249H247V247ZM252 246V247H251ZM257 247V248H254V247ZM62 247V248H61ZM63 247L65 248V249H63ZM70 247V248H69ZM91 247H93L92 248V251L93 250H95V252L97 253H95L94 251L92 252L91 251ZM140 247H142V250H139V249H141ZM164 247V248H163ZM175 247V248H174ZM192 247V248H191ZM194 247H195V249H194ZM198 247V248H197ZM205 247V248H204ZM209 247V248H208ZM217 247V248H216ZM228 249H227V248ZM238 248V250H236L235 251V249H237ZM240 247L242 248H244V249H240ZM56 248V249H55ZM74 248V249H73ZM97 248H99L100 250H101V252H105V253H100V251H99V249H97ZM107 248H109L108 250H107ZM137 248V249H136ZM170 248H172L171 250H170ZM173 248H174V250H173ZM179 248V250H177V249ZM197 248V249H196ZM201 248V249H200ZM203 248V249H202ZM206 248H207V250H206ZM223 248V249H222ZM263 248V249H262ZM73 249V250H72ZM75 249H77L76 251H75ZM87 249V250H86ZM103 249V250H102ZM111 249V250H110ZM133 249H134V251H133ZM144 249V250H143ZM145 249H146V251H145ZM151 251H150V250ZM158 249H160V250H158ZM205 249V250H204ZM218 249V250H217ZM222 249V250H221ZM230 249V250H229ZM249 251H247V250ZM253 249V250H252ZM255 249H256V251H255ZM59 250H61V251H59ZM81 250V251H80ZM86 250V251H85ZM113 250L115 251V252H113ZM153 250H154V252H156V253H158L159 254V256H158V254H154V252H153ZM156 250V251H155ZM165 250V249H164ZM192 250H193V252L194 251H196V254H193V252H192ZM198 250H200L199 252H198ZM202 250H204V252L202 251ZM210 250H211V252H210ZM213 250V251H212ZM217 251V252H215V253H219V252H221V254L219 253V255H215V253H214V251ZM221 250V251H220ZM226 252H225V251ZM234 252H237L238 251V253H234ZM239 250H240V252H239ZM243 250L245 251V253L243 252ZM258 250V251H257ZM261 250H263V252H261ZM55 252V253H53V252ZM62 251H64V252H62ZM74 251H75V254H74ZM84 251V253H82ZM93 253V255H94V257H93V255L91 256V252ZM99 253H98V252ZM108 251H109V253H110V255H111V257L113 256V258H111L110 257V255H109V253H108ZM120 251V250H119ZM139 252V254L137 255V253ZM140 251H142V252H140ZM159 251V252H158ZM219 251V252H218ZM230 251V252H229ZM58 252V253H57ZM79 252V253H78ZM149 253V254H145V253ZM152 252V254L153 255H151L150 253ZM178 252V253H177ZM182 253V255H181V253ZM192 254H191V253ZM198 252V253H197ZM201 252V254H199ZM205 252H206V254H205ZM255 252H256V254H255ZM258 252V253H257ZM61 253H63V254H61ZM70 253H72V254H70ZM78 253V254H77ZM86 253V254H85ZM89 253H90V255H89ZM114 253V254H113ZM135 253H136V255H135ZM140 253H142L143 254V256H142V254H141V256H140ZM192 255V256H194L193 258H192V256L190 255V254ZM195 253V252H194ZM205 255H207V253H208V255L207 256H205ZM210 253V254H209ZM230 253V254H229ZM231 253L234 255V257L235 256H237V254L238 255H240V257L239 256H237V257H233V255H231ZM240 253V254H239ZM246 253H248V254H246ZM253 253V254H252ZM52 254H54L53 256H52ZM60 256H59V255ZM65 254V255H64ZM74 254V255H73ZM84 254L85 256H82V255ZM96 254V255H95ZM99 254H100V256H101V258H102V256H103V258L101 259V258H99L100 256H99ZM119 254H120V252H119ZM174 254V255H173ZM178 254V255H177ZM197 254H198V256H200L201 258H203L204 259V257H208V259L207 258H205L204 260H206L205 262L203 261V259H201L200 260V257H198L197 256ZM212 254H213V256H212ZM225 254V255H224ZM236 254V255H235ZM247 256H246V255ZM259 254V255H258ZM63 255V256H62ZM70 255H71V257H72V255L74 256V257H72V258H74L73 260L75 261V262H73V260H72V258H70ZM107 255V256H106ZM149 255V258L150 257H152L151 259H148V256ZM201 255H203V256H201ZM215 255V256H214ZM223 255V256H222ZM229 255V256H228ZM245 255V256H244ZM253 255V256H252ZM59 256V257H58ZM68 256V257H67ZM82 258H81V257ZM87 256H90V258H92V262H95L96 261V263H92L91 261H89L90 260V258L89 257H87ZM137 256V257H136ZM147 257V259H143V258H146ZM170 256H172V257H170ZM175 256V257H174ZM178 256H185L184 258L183 257H181L182 259H179L180 257H178ZM219 258H218V257ZM261 256V257H260ZM57 258V260H56V258ZM64 257V258H63ZM86 258V259H88V261L90 262H88L87 260H85L84 258ZM178 257V258H177ZM186 257H188V260L186 259ZM197 257V258H196ZM214 258V260H213V258ZM231 259V257H233L232 258V260H230L229 258ZM239 257V258H238ZM242 257H244V258H242ZM246 257V258H245ZM248 257V258H247ZM49 258H51V259H49ZM54 258V259H53ZM81 258V259H80ZM97 258V259H96ZM99 258V259H98ZM107 258V259H106ZM109 258V259H108ZM116 258V259H115ZM129 258V257H128ZM137 258V259H136ZM140 258V259H139ZM191 258H192V260H191ZM199 258V259H198ZM211 259V261L210 262H208L210 259ZM217 258V259H216ZM241 258H242V261H241ZM254 258V259H253ZM259 258V259H258ZM58 259H59V262H58ZM61 259H64V260H62V261H60ZM71 259V260H70ZM76 259H77V261H76ZM113 259V260H112ZM120 259V261H118ZM139 259V260H138ZM194 259H197L196 261L194 260ZM216 259V260H215ZM220 259H222V261L220 260ZM234 259V260H233ZM239 259H240V262H239ZM243 259H245V260H243ZM117 260V261H116ZM137 260V261H136ZM141 260L143 261V262H141ZM166 260V259H165ZM181 260V261H180ZM208 260V261H207ZM214 261V263H213V261ZM218 260V261H217ZM70 261V262H69ZM104 261H102V262H104ZM115 263H114V262ZM191 261H193V262H191ZM201 261H203V262H201ZM220 261V262H219ZM232 261H234V262H232ZM236 261H238V262H236ZM246 261H248V262H246ZM253 261V262H252ZM260 261V262H259ZM62 262V263H61ZM82 262H84V263H82ZM88 262V263H87ZM116 262H118V263H116ZM169 262V261H168ZM216 262H218V263H216ZM251 262V263H250ZM259 262V263H258ZM165 264H167V262L165 263ZM168 264H170V263H168Z\"/></svg>", "mask_w": 264, "mask_h": 264}, {"label": "bare ground", "instance_id": "obj_2", "mask_svg": "<svg viewBox=\"0 0 264 264\" xmlns=\"http://www.w3.org/2000/svg\"><path fill=\"white\" fill-rule=\"evenodd\" d=\"M109 1H111V0H109ZM115 1H116V0H115ZM123 1H125V0H123ZM129 1H130V0H129ZM134 1H135V0H134ZM134 1H133V2H134ZM152 1H153V0H152ZM152 1L150 0L151 3H153ZM159 1H160V0H159ZM212 1H214V0H212ZM216 1H219V0H215V2H213V3H215L213 6H216L217 4L219 5V2L216 3ZM222 1H223V0H221V2H222ZM233 1H234V0H232L231 2H233ZM236 1H237V0H236ZM249 1H251V0H249ZM252 1H253L254 3H256V4H253V6L255 5V7H256V8L254 7L255 10H257V9L259 8V6H261V5L263 4V3H261V5H259L260 2H259L258 0H255V1L252 0ZM261 1H262V0H261ZM98 2L100 3V1H98ZM98 2H97V3H98ZM102 2H103V1H102ZM104 2L106 3V0H105ZM121 2H122V0H121ZM125 2H126V4L128 3L127 0H126ZM130 2H131V1H130ZM130 2H129V3H130ZM139 2H140V1H139ZM143 2H144V1H143ZM146 2H147V1H146ZM146 2H145V5L148 4L149 0H148L147 4H146ZM160 2H161V1H160ZM164 2H165V1H164ZM203 2H204V1H203ZM231 2H230V3H231ZM238 2H239V1H238ZM240 2L243 3L244 1L242 2V0H241ZM253 2H252V3H253ZM257 2H259V3H257ZM263 2H264V0H263ZM105 3H104V4H105ZM141 3H142V1H141ZM155 3H156V2L154 1V3H153L154 5H152V4H151V5H152V6H155V5H156ZM166 3H168V2H166ZM224 3H226V2H224ZM227 3H228V2H227ZM227 3H226V5H227ZM230 3H229V4H230ZM234 3H235V1H234ZM234 3H232V5H233ZM246 3H247V5H249V7H250V4H249L250 2L248 3V1L246 0ZM107 4H108V3H107ZM221 4L223 5V3H221ZM236 4H237V3H236ZM239 4H240V3H239ZM239 4H238V6H239ZM243 4H245V2H244ZM257 4H258L259 6H258ZM110 5H111V4H110ZM110 5H107V6H110ZM112 5H113V4H112ZM112 5H111L110 8H112ZM119 5H120V2H119ZM127 5L129 6V4H127ZM127 5H126V7H127V8H130V7H128ZM130 5H131V3H130ZM139 5H140V4H139ZM149 5H150V3H149ZM160 5H161V4H160ZM166 5H167V4H166ZM173 5H174V4H173ZM208 5H209V4H208ZM211 5H212V4H211ZM224 5H225V4H224ZM230 5H231V4H230ZM230 5H229V6H230ZM256 5H257L258 7H257ZM102 6H103V4L100 5V7H102ZM107 6H106V7H107ZM114 6H115V3H114ZM121 6H122V5H121ZM140 6H141V5H140ZM140 6H139V7H140ZM147 6H148V5H147ZM147 6H146V7H147ZM152 6H151V7L148 6V9H149V7L152 8ZM158 6H159V4H158ZM229 6L227 5L226 7L229 8ZM233 6L235 7V4H234ZM233 6H232V7H233ZM238 6H237V7H238ZM243 6H244V5H243ZM106 7L104 6V7H102V8H103V9H104V8L106 9ZM118 7L120 8V6H118ZM122 7H123V6H122ZM134 7H135V6H134ZM134 7H133V9H134ZM142 7H144V5H143ZM142 7H141V8H142ZM159 7H160V6H159ZM162 7H164V6L162 5ZM199 7H200V6H199ZM199 7H198V9H199ZM218 7H219V6H218ZM220 7H221V6H220ZM223 7H224V6H223ZM223 7H222L221 9H223ZM230 7H231V6H230ZM239 7H241V6H239ZM239 7H238V8H239ZM249 7H248V8H249ZM251 7H252V6H251ZM263 7H264V5H263ZM108 8H109V7H108ZM124 8H125V7H124ZM166 8H167V7H166ZM201 8H205V7H201ZM213 8H214V7H213ZM224 8H225V7H224ZM246 8H247V7H246ZM252 8H253V7H252ZM100 9H101V8H100ZM117 9H118V8H117ZM120 9H121V8H120ZM133 9H132V10H133ZM137 9H138V8H137ZM143 9H144V8H143ZM143 9H142V10L140 9V10L143 11ZM145 9H146V8H145ZM145 9H144V10H145ZM152 9H153V8H152ZM198 9H197V14H200V12L198 13V11H199ZM214 9H215V8H214ZM214 9H212V10H214ZM221 9H218L217 12H219V10H221ZM225 9H226V8H225ZM225 9H223V11H224ZM229 9H230V8H229ZM231 9H232V8H231ZM234 9H235V8H234ZM244 9H245V8H243V7L241 8V10H240V8H239V10L242 11V12H243ZM250 9H251V8H250ZM250 9H248V11H249ZM261 9H263V8H261ZM114 10H115V9H114ZM132 10H131V11H132ZM135 10H136V9H135ZM135 10H134V11H135ZM161 10H162V9H161ZM194 10H195V9H194ZM201 10H202V9H201ZM209 10H211L210 7H209ZM212 10H211V11H212ZM215 10H217V9H215ZM226 10H227V9H226ZM237 10H238V9H237ZM239 10H238V12L241 14L242 12H240ZM251 10H253V9H251ZM263 10H264V9H263ZM106 11H111V10L109 9V10H106ZM118 11H119V10H118ZM128 11H129V9H128ZM128 11H127V12H128ZM136 11H137V10H136ZM149 11L151 12L150 14H152L151 9H149ZM154 11H155V9H154ZM154 11H153V12H154ZM165 11H166V10H165ZM206 11H207V10H206ZM230 11H231V10H230ZM244 11H245V10H244ZM257 11H258V13H259V12H260V8H259ZM257 11H256V14H257ZM192 12L196 13L195 11H192ZM201 12H202V11H201ZM207 12H208V11H207ZM221 12H222V11H221ZM221 12H220V16L223 14V13L221 14ZM228 12H229V10H228ZM228 12H226V14H227ZM235 12H236V11H235ZM254 12H255V11H254ZM261 12H264V11L261 10ZM95 13H96V12H94V14H95ZM107 13H108V12H107ZM109 13H110V12H109ZM109 13H108V14H109ZM114 13H115V12H114ZM119 13H120V12H119ZM124 13H125V12H123L122 14L124 15ZM132 13L134 14V12H131V16H133ZM157 13H159V10H158ZM160 13H163V11L160 12ZM194 13H193V14H194ZM213 13H214V11H212L211 14L213 15ZM229 13H230V12H229ZM232 13L235 14L234 12H232ZM243 13H245V12H243ZM246 13H247V11H246ZM246 13H245V14H246ZM60 14H61V13H60ZM100 14H101V12H100ZM100 14H99V15H100ZM129 14H130V12H129ZM139 14H140V13H139ZM145 14H146V13H145ZM150 14H149V16H150ZM189 14H190V13H189ZM197 14H196V15H197ZM201 14H202V13H201ZM224 14H225V13H224ZM230 14H231V13H230ZM230 14H229V15H230ZM252 14H253V13H252ZM259 14H260V13H259ZM110 15H112V14H110ZM118 15H119V14H118ZM118 15H117V16H118ZM135 15H137V13H136ZM152 15H154V13H153ZM159 15H160V14H159ZM194 15H195V14H194ZM227 15H228V14H227ZM231 15H232V14H231ZM231 15L228 16V17H231ZM236 15H237V14H236ZM242 15H243V14H242ZM246 15H247V14H246ZM249 15H251L250 12H249ZM253 15H255V13H254ZM261 15H262V14H261ZM96 16H97V15H96ZM117 16H116V18H117ZM119 16H121V14H120ZM119 16H118V17H119ZM126 16H127V15H126ZM137 16H138V15H137ZM141 16H142V18H140V20H141V19H144V18H143V14H142ZM141 16H140V17H141ZM145 16H146V15H145ZM161 16H162V15H161ZM161 16H160V17H161ZM164 16H165V15H164ZM199 16H200V15H199ZM213 16H214V15H213ZM222 16H223V15H222ZM224 16L226 17V15H224ZM232 16H233V15H232ZM239 16H241V15H239ZM239 16L237 15L238 19H239ZM251 16H252V15H251ZM251 16H247V18H248V17L251 18ZM257 16H260V15H257ZM109 17H110V16H109ZM138 17H139V16H138ZM153 17H154V16H153ZM157 17H158V14H157ZM157 17H156V18H157ZM179 17L181 18V16H179ZM179 17H178V18H179ZM195 17H196V16H195ZM206 17H207V14H206L205 18H206ZM228 17H227V20H229ZM234 17H235V16H234ZM237 17H236V18H237ZM242 17H243V16L240 17V20H241V21H242ZM244 17H245V16H244ZM244 17H243V19H245ZM255 17H256V15H255ZM262 17H264V14H263ZM71 18H72V17H71ZM92 18H93V16H92ZM94 18H95V17H94ZM102 18H103V17H102ZM120 18H122V16H121ZM124 18H125V21H127V18L123 16V19H124ZM130 18H133V19H134L135 16H134V17H130ZM147 18H148V17H147ZM151 18H152V17H151ZM158 18H159V17H158ZM161 18H162V17H161ZM168 18H169V17H168ZM180 18H179V19H180ZM196 18H197V17H196ZM205 18H204V19H205ZM209 18H213V17H210V16H209ZM214 18H215V17H214ZM247 18H246V21H247V20H250V23H251L252 20H251V19H247ZM257 18H259V17H257ZM257 18H254V19L257 20ZM72 19H73V18H72ZM100 19H101V18H100ZM107 19H108V18H107ZM107 19L104 18L105 22H106ZM114 19H115V18H114ZM137 19H138V18H137ZM153 19H154V18H153ZM159 19H160V18H159ZM172 19H173V17H172ZM172 19H171V20H172ZM193 19H194V17H193ZM200 19H201V18H200ZM216 19H218V18L216 17ZM222 19H223V18H222ZM222 19H221V20L218 19V20L222 21ZM252 19H253V18H252ZM259 19H260V20H263V18H259ZM93 20H94V19H93ZM97 20H98V19H97ZM161 20H164V19H163V18L160 19V22H161ZM167 20L169 21V19H167ZM174 20H175V19H173V21H174ZM196 20H197V19H196ZM208 20H209V19H208ZM210 20H211V19H210ZM225 20H226V18H225ZM225 20H224V21H225ZM227 20H226V21H227ZM95 21H96V19H95ZM108 21H111V20H108ZM135 21H136V20H135ZM145 21H146V19H145ZM147 21H148V20H147ZM147 21H146V22H147ZM154 21H155V20H154ZM180 21H181V19H180ZM188 21H189V20H188ZM190 21H191V20H190ZM204 21H205V20H204ZM211 21H212V20H211ZM214 21H215V20H214ZM244 21H245V20H244ZM257 21H258V20H257ZM130 22H131V21H130ZM133 22H134V20H133ZM133 22H132V23H133ZM140 22H141V21H140ZM140 22H138V23H140ZM146 22H145V26H147V25H146V24H147ZM151 22H153V21L151 20ZM151 22H150V23H151ZM156 22H157V21H156ZM156 22H154L153 24H155ZM175 22H176V21H175ZM182 22H186V21H182ZM217 22H218V21L216 20V23H217ZM231 22H233V21H231ZM235 22H236V24H237L238 20L235 21ZM259 22H260V21H259ZM123 23H124V22H123ZM138 23H137V24H138ZM148 23H149V22H148ZM188 23H189V22H188ZM208 23H209V22H208ZM212 23H213V22H212ZM212 23H211V24H212ZM229 23H230V22H229ZM239 23H240V22H238V24H239ZM245 23H246V25H247V24L249 25V22H248V23L245 22ZM257 23H258V22H257ZM263 23H264V22H263ZM96 24H97V23H96ZM96 24H95V25H96ZM105 24H106V23H105ZM108 24H110V23L107 22V25H108ZM113 24H114V23H113ZM135 24H136V23H135ZM137 24H136V25H137ZM141 24H142V23H141ZM151 24H152V23H151ZM170 24H171V23H170ZM176 24H177V23H176ZM179 24H180V23H179ZM182 24H183V23H182ZM203 24H205V22H204ZM225 24H228V23H225ZM232 24H233V23H232ZM232 24H230V25L232 26ZM236 24H234V26H235ZM238 24H237V25H238ZM240 24H242L241 26H243V28H244L243 22H241ZM259 24H260V23H259ZM95 25H94V26H95ZM97 25H98V24H97ZM120 25H121V24H120ZM139 25H140V24H139ZM157 25H158V24H157ZM164 25H165V24H164ZM164 25H163V26H164ZM177 25H178V24H177ZM218 25H219V24H218ZM220 25H222L221 22H220ZM223 25H224V23H223ZM248 25H247V26H248ZM255 25H256V24H255ZM260 25H261V24H260ZM260 25H258L259 28H260ZM99 26H100V25H99ZM117 26H118V24H117ZM121 26H122V25H121ZM121 26H119V28H120ZM126 26H127V25H126ZM145 26H144V27H145ZM150 26H151V25H150ZM154 26H155V25H154ZM183 26H185V25H183ZM224 26H225V25H224ZM231 26H230V27H231ZM241 26H240V28L242 29ZM253 26H254V25H253ZM253 26H252V27H253ZM258 26H257V27L255 26V27L259 30ZM123 27H124V26H123ZM123 27H122V28H123ZM138 27H140V26H138ZM138 27H137V28H138ZM176 27H177V26H176ZM185 27H187V26H185ZM204 27H205V26H203V29H204ZM216 27H217V26H216ZM230 27H229V28H230ZM235 27H237V26H235ZM248 27H251V26H248ZM255 27H253V28H255ZM262 27H263V26H262ZM96 28H97V27H96ZM116 28H118V27H116ZM128 28H129V27H126V29H128ZM148 28H149V26H148ZM151 28H152V26H151ZM153 28H154V27H153ZM173 28H174V26H173ZM178 28H179V27H178ZM178 28H177V29H178ZM189 28H190V26H189ZM195 28H196V27H195ZM218 28H219V26H218ZM218 28H217V29H218ZM223 28H224V27H223ZM237 28H238V27H237ZM256 28H255V29H252V30L256 31ZM263 28H264V27H263ZM108 29H109V28H108ZM120 29H121V28H120ZM123 29H124V28H123ZM139 29H140V28H139ZM139 29H138V30H139ZM149 29H150V28H149ZM154 29H155V28H154ZM175 29H176V28H175ZM183 29H185V28H183ZM199 29H201V28H199ZM203 29H202V30H203ZM210 29H211V28H210ZM215 29H216V28H215ZM220 29H221V26H220ZM220 29H219V30H220ZM225 29H226V28H225ZM232 29H233V28H232ZM234 29H235V28H234ZM241 29H240V30L238 29V30L241 31ZM244 29H246V28H244ZM260 29H261V28H260ZM106 30H107V29L105 28L104 31L106 32ZM144 30H145V28H144ZM144 30H143V31H144ZM147 30H148V29H147ZM172 30H173V29H172ZM188 30H189V29H188ZM188 30H187V31H188ZM213 30H214V29H213ZM230 30H231V29H230ZM235 30H236V29H235ZM250 30H251V28H250ZM250 30H249V31H250ZM252 30H251V31H252ZM92 31H93V30H92ZM112 31H113V30H112ZM114 31L116 32V29H115ZM117 31H118V29H117ZM122 31H123V30H122ZM122 31H121V32H122ZM135 31H136V30H135ZM141 31H142V28H141ZM145 31H146V30H145ZM167 31H168V30H167ZM179 31H180V29H179ZM203 31H204V30H203ZM222 31H223V30H222ZM222 31H221V33H222ZM226 31H227V30H226ZM232 31H233V30H232ZM243 31H244V30H243ZM249 31L247 30V33H249ZM251 31H250V32H251ZM254 31H253V32H254ZM101 32H102V31H101ZM105 32H104V33H105ZM115 32H113L114 35H116ZM126 32H127V31H126ZM126 32H125V33H126ZM128 32H130V31H128ZM128 32H127V34H129ZM133 32H134V30H133ZM137 32H138V33H136V34L139 36V33L141 34L140 30L137 31ZM150 32H151V31H150ZM169 32H170V31H169ZM177 32H178V31H177ZM180 32H181V31H180ZM193 32H194V31H193ZM214 32H215V31H214ZM223 32H224V31H223ZM229 32H230V31H229ZM236 32H237V31H236ZM241 32H242V31H241ZM258 32L261 33V31H258ZM64 33H65V32H64ZM96 33H97V30H96ZM102 33H103V32H102ZM108 33H109V32H108ZM110 33H112V32H110ZM110 33H109V34H110ZM116 33H117V32H116ZM122 33H123V32H122ZM130 33H131V32H130ZM145 33H146V32H145ZM166 33H167V32H166ZM185 33H187V32H185ZM211 33H212V32H211ZM227 33H228V32H226V34H227ZM231 33H232V32H231ZM233 33H234V32H233ZM238 33H239V32H238ZM242 33H246V32H242ZM263 33H264V32H263ZM263 33H261V34H263ZM84 34H85V33H84ZM105 34H106V33H105ZM105 34H104V35H105ZM119 34H121V33H119ZM134 34H135V33H134ZM150 34H151V33H150ZM157 34H158V33H157ZM161 34H162V33H161ZM178 34H179V32H178ZM180 34H181V33H180ZM197 34H198V33H197ZM200 34H201V33H200ZM252 34H254V33H252ZM256 34H257V33H256ZM91 35H92V32H91ZM93 35H96V34H94V32H93ZM93 35H92V37H93ZM97 35H100V33H99V34L97 33ZM102 35H103V34H102ZM104 35H103V37H104ZM122 35H123V34H122ZM131 35H132V34H131ZM137 35H136V36H137ZM154 35H155V34H154ZM175 35H176V34H175ZM175 35H174V37H175ZM185 35H186V34H185ZM213 35H214V34H213ZM239 35H240V34H239ZM249 35H250V36H248V37H251V34H249ZM258 35H260V34H258ZM107 36H109V35H107ZM110 36H111V35H110ZM110 36H109L108 38H111V37H112V36H111V37H110ZM118 36H119V35H118ZM133 36H134V35H133ZM162 36L164 37V35H162ZM176 36H177V35H176ZM186 36H187V35H186ZM186 36H185V37H186ZM201 36H202V34H201ZM210 36H211V35H210ZM218 36H219V35H218ZM218 36H217V38H219ZM221 36H222V35H221ZM223 36H224V35H223ZM227 36H228V35H226V37H227ZM235 36H238V35H235ZM235 36H234V37H235ZM92 37H90V38L92 39ZM98 37H99V36H98ZM101 37H102V36H101ZM103 37H102V38H103ZM120 37H121V36H120ZM122 37H123V36H122ZM128 37H130V36L128 35ZM131 37H132V36H131ZM134 37H135V36H134ZM141 37H142V36H141ZM157 37H158V36H157ZM168 37H171V36H169V33H168ZM168 37H167V38H168ZM174 37H173V38H174ZM185 37H184V35H183V38H185ZM199 37H200V36H199ZM204 37H205V36H204ZM204 37H203V38H204ZM234 37H233V38H234ZM238 37H239V36H238ZM238 37H235V38L238 39ZM242 37H243V36H242ZM248 37H246V40H247ZM252 37H253V36H252ZM263 37H264V36H263ZM102 38H101V39H102ZM113 38H115V36H114ZM123 38H124V37H123ZM152 38H153V36H152ZM164 38H165V37H164ZM175 38H176V37H175ZM183 38H182V39H183ZM188 38H191V37H187V39H188ZM200 38H202V37H200ZM217 38L215 37V39H217ZM224 38H225V37H224ZM91 39H90V41H91ZM101 39H100V40H101ZM117 39H118V37H117ZM128 39H129V38H128ZM130 39H132V38H130ZM138 39H139V38H138ZM154 39H156V41L158 40L157 38H154ZM176 39H180V37H179V38H176ZM209 39H210V38H209ZM228 39H229V40H232V38L230 39V36H229ZM239 39H240V38H239ZM239 39H238V43H239V42H242V39H241V41H239ZM244 39H245V38H244ZM244 39H243V42H244ZM253 39H254V37H253ZM103 40H104V39H103ZM108 40H109V39H108ZM110 40H113V39H110ZM110 40H109V41H110ZM124 40H125V39H124ZM126 40H127V39H126ZM135 40H137V38H136ZM135 40H133V42L136 44ZM141 40H142V39H141ZM143 40H144V39H143ZM150 40H151V39H150ZM164 40H165V39H164ZM172 40H173V39H172ZM185 40H186V39H185ZM197 40H198V39H197ZM222 40H223V39H222ZM234 40H236V39H234ZM246 40H245V41H246ZM249 40H250V38H249ZM256 40H257V39H256ZM92 41H93V39H92ZM92 41H91V44H92ZM109 41H108V42H109ZM118 41H119V39H118ZM118 41H117V42H118ZM122 41H123V40H122ZM139 41H140V39H139ZM144 41L146 42V40H144ZM151 41H152V40H151ZM153 41H154V40H153ZM156 41H154V43H155ZM166 41H168V42L171 43V41H170L169 39H168V40L166 39ZM181 41H184V40H181ZM194 41H196V40H194ZM226 41H228V40H226ZM226 41H225V42H226ZM251 41H253V40L251 39ZM254 41H255V39H254ZM254 41H253V43L255 44V42H257V41H255V42H254ZM260 41H261V40H260ZM94 42H95V41H94ZM104 42H105V40H104ZM120 42H121V41H120ZM126 42H127V41H126ZM133 42H132V44H133ZM168 42H167V43H168ZM187 42H189V41H187ZM204 42H205V41H204ZM223 42H224V41H223ZM234 42H236V41H234ZM246 42H247V41H246ZM262 42H263V41H262ZM99 43H100V42H99ZM109 43H110V42H109ZM111 43H112V42H111ZM114 43H115V42H114ZM130 43H131V42H130ZM138 43L141 44V42H138ZM138 43H137V44H138ZM157 43H158V42H157ZM228 43H229V41H228ZM231 43H232V46H231V48H232V47H233V41H232ZM231 43H230V44H231ZM248 43H251V42L249 41ZM253 43H252V45L250 44L252 47L254 46ZM257 43H258V42H257ZM260 43H261V42H260ZM263 43H264V42H263ZM89 44H90V43H89ZM93 44H94V43H93ZM93 44H92V45H93ZM97 44H98V43H97ZM100 44H101L100 47H103V46H104V45L102 44V41H101ZM120 44L123 45V42H121ZM125 44H126V43H125ZM135 44H134V45H135ZM145 44H146V43H145ZM162 44H163V43H162ZM188 44H189V43H188ZM217 44H218V43H217ZM217 44H216V45H217ZM222 44H224V43H222ZM236 44H237V43H236ZM239 44H240V43H239ZM243 44H244V43H243ZM245 44H246V43H245ZM92 45L89 46V49H90V47L93 48ZM105 45L108 46V43L105 44ZM134 45H133V46H134ZM138 45H139V44H138ZM141 45H144V44H141ZM152 45H153V42H152ZM152 45H149V48H150V46H152ZM174 45H175V44H174ZM218 45H221V43L218 44ZM218 45H217V46H218ZM225 45H226V44H225ZM225 45H224V46H225ZM234 45H235V44H234ZM241 45H242V43H241ZM255 45H257V44H255ZM258 45H259V44H258ZM258 45H257V47H258ZM263 45H264V44H263ZM96 46H97V45H96ZM106 46H105V47H106ZM130 46H131V45H130ZM136 46H137V45H136ZM157 46H158V45H157ZM167 46H168V44H167ZM167 46H166V48H167ZM191 46H192V45H191ZM195 46H196V44H195ZM200 46H201V45H200ZM205 46H206V45H205ZM211 46H212V45H211ZM213 46H214V45H213ZM227 46H229V45H227ZM235 46H238V45H235ZM235 46H234V48H235ZM244 46H247V44L244 45ZM260 46H261V45H260ZM98 47H99V44H98ZM98 47H95V48L99 49ZM111 47H112V46H111ZM120 47H121V45H120ZM168 47H169V46H168ZM170 47H171V45H170ZM197 47H199V46H196V48H197ZM214 47H215V46H214ZM220 47H221V46H220ZM247 47H248V46H247ZM252 47H251V48H252ZM255 47H256V46H254L253 51H251V52H256V51L259 50L258 53L260 52V53L263 54L264 51L261 52V51H260L261 48L258 49V50H254V49H256ZM124 48H125V47H124ZM132 48H133V47H132ZM134 48H135V47H134ZM142 48H143V47H141V49H142ZM145 48H146V47H145ZM149 48H147V49H149ZM154 48H155V47H154ZM156 48H157V47H156ZM191 48H192V47H191ZM228 48H229V47H228ZM231 48H230V49H231ZM238 48H240V47H238ZM238 48L236 47V49H238ZM241 48L244 49L245 47H241ZM249 48H250V47H249ZM251 48H250V50H252ZM262 48H264V47L262 46ZM97 49H96V50H97ZM107 49H109V48L107 47L105 50H107ZM112 49H114V47H113ZM130 49H131V48H130ZM147 49H146V50H147ZM151 49H152V48H151ZM197 49H198V48H197ZM220 49H222V48H220ZM242 49H241V52H244ZM245 49H246V48H245ZM245 49H244V50H245ZM247 49H248V48H247ZM86 50H87V49H86ZM101 50H102V49H101ZM101 50H99V51H101ZM118 50H119V49H118ZM124 50H125V49H124ZM124 50H122V51H124ZM135 50H138V48H136ZM146 50H145V51H146ZM154 50H155V49H154ZM157 50H158V49H157ZM181 50H182V49H181ZM198 50L200 51V49H198ZM201 50H202V49H201ZM225 50H226V49H225ZM90 51H91V49H90ZM99 51H98V52H99ZM125 51H126V50H125ZM129 51H130V50H129ZM129 51H128V52H129ZM138 51H139V50H138ZM148 51H149V50H148ZM163 51H164V49H163ZM203 51H204V50H203ZM230 51H231V50H230ZM233 51H236V50H233ZM246 51L249 52V50H246ZM102 52H103V51H102ZM109 52H112V51H111V48H110V51H109ZM109 52H108V53H109ZM116 52H118V51H116ZM131 52H132V49H131ZM131 52H130V53H131ZM133 52H134V50H133ZM140 52H142L143 54H145V52H143V51H140ZM237 52H238V51H237ZM239 52H240V50H239ZM239 52H238V53H239ZM251 52H249V53L251 54ZM91 53H92V52H91ZM91 53H90V56H92ZM95 53H97V52L95 51ZM108 53H107V54H108ZM113 53H114V52H113ZM113 53H112V55H114ZM118 53H119V52H118ZM121 53H122V52H121ZM152 53H153V52H152ZM152 53H150L149 56H152V55H151ZM155 53H156V50H155ZM155 53H153V54H155ZM232 53H233V52H232ZM260 53H259V54H260ZM82 54H83V53H82ZM126 54H127V53H125V56H126ZM128 54H129V53H128ZM131 54H132V53H131ZM138 54H139V53H138ZM147 54H148V52H147ZM157 54H158V53H157ZM157 54L155 55V57L157 56ZM161 54H162V53H161ZM235 54H236V52H234V56H236ZM242 54H243V53H242ZM246 54H247V53L244 52L243 55H246ZM250 54H248V55H250ZM252 54L254 55L255 53H252ZM252 54H251V55H252ZM259 54H258V55H259ZM87 55H88V54H87ZM103 55L105 56L106 53L103 54ZM108 55H109V54H108ZM119 55H120V54H119ZM129 55H130V54H129ZM136 55H137V54H136ZM145 55H146V54H145ZM145 55H144V57L146 58L147 56H145ZM230 55H231V54H230ZM230 55H229V56H230ZM237 55H238V54H237ZM248 55H247V58L249 57L248 59L245 58L246 56H245L244 58L241 57L240 54H239V56H236V57H237V63H238V61H239L240 64L243 63V65H244L245 67H246V65H247V66L249 67V69L251 70L250 66L255 65V63L258 64V63L256 62L255 59H257V60H261V58L259 59V57H260L261 55H260L258 58L255 56L256 54H255L254 56L252 55V56H253L252 58H250L251 55H250V56H248ZM82 56H83V55H82ZM84 56H85V55H84ZM99 56H100V55H99ZM116 56H117V58L119 59L120 56L118 57V54L115 55V57H116ZM132 56L135 57V54H133ZM139 56H141V53H140V55H138V57H139ZM231 56H232V55H231ZM105 57H106V56H105ZM105 57H103V58H105ZM122 57H124V55H123ZM128 57H129V56H128ZM128 57H127V58H128ZM130 57H131V55H130ZM136 57H137V56H136ZM136 57H135V58H136ZM78 58H79V57H78ZM90 58H91V57H90ZM108 58L110 59V55H109ZM108 58H107V59H108ZM113 58H114V57H112L111 60L108 59L109 62H110V61L112 62V61H113V60H112ZM141 58L144 59L143 57H141ZM159 58H160V56H159ZM231 58H232V57H231ZM234 58H235V57H234ZM263 58H264V57H263ZM94 59H95V58H94ZM107 59H106V60H107ZM121 59H122V58H121ZM128 59H130V58H128ZM146 59H147V58H146ZM82 60H83V59H82ZM89 60H90V59H89ZM116 60H117V59H116ZM124 60H126V58H125ZM133 60H134V59H133ZM148 60H149V59H148ZM150 60H151V59H150ZM154 60H155V58H154ZM165 60H167V59H165ZM232 60H233V59H232ZM97 61H98V60H97ZM101 61H102V60H101ZM104 61H105V60H104ZM104 61H103V62H104ZM117 61H118V60H117ZM117 61H116V62H117ZM159 61H160V60H159ZM162 61H163V59H162ZM192 61H193V60H192ZM263 61H264V60H263ZM87 62H88V60H87ZM90 62H91V61H90ZM90 62H89V63H90ZM133 62H134V61H133ZM143 62H144V61H143ZM208 62H209V61H208ZM215 62H216V61H215ZM258 62H259V63H262V64L264 65V63H263L262 61H261V62L258 61ZM92 63L94 64L93 61H92ZM97 63L99 64V62H97ZM100 63H101V62H100ZM105 63H107V62H105ZM125 63H126V62H125ZM129 63H130V60H129ZM137 63H138V59H137L136 64H137ZM139 63H140V62H139ZM145 63H146V62H145ZM150 63L152 64L151 61H150ZM157 63H158V62H157ZM163 63H164V62H163ZM165 63H166V61H165ZM167 63H168V62H167ZM169 63H170V62H169ZM179 63H180V62H179ZM210 63H211V62H210ZM213 63H214V61H213ZM237 63H236V64H237ZM93 64H92V65H93ZM111 64H112V63H111ZM120 64H121V63H120ZM122 64H123V63H122ZM159 64H161V62H160ZM172 64H173V63H172ZM177 64H178V63H177ZM206 64H207V63H206ZM215 64H216V63H215ZM90 65H91V63H90ZM94 65H95V64H94ZM102 65H104V63H102ZM106 65H107V64H106ZM106 65H105V66H106ZM109 65H110V64H109ZM114 65H115V64H114ZM116 65H117V63H116ZM124 65H126V64H124ZM127 65H128V64H127ZM130 65H131V64H130ZM130 65H129V66H130ZM137 65H138V64H137ZM143 65H144V64H143ZM153 65H154V63H153L151 66H153ZM237 65H238V64H237ZM263 65H262V67H263V69H264V66H263ZM100 66H101V65H100ZM105 66H104V68H105ZM122 66H123V65H122ZM129 66H128V67H129ZM151 66H150V64H149V66H147V67L149 68V71H150V67H151ZM173 66H174V65H173ZM215 66H216V65H215ZM244 66H242V68H245ZM257 66H258V65H257ZM91 67H94V66H91ZM107 67H108V65H107ZM107 67H106V68H107ZM140 67H141V66H140ZM147 67H146V69L148 70ZM159 67H160V66H159ZM205 67H206V66H205ZM240 67H241V66H240ZM253 67H254V66H253ZM255 67H256V66H255ZM260 67H261V66H260ZM84 68H85V66H84ZM89 68H90V67H89ZM97 68L99 69V67H97ZM121 68H122V67H121ZM206 68H207V67H206ZM236 68H237V67H236ZM246 68H247V67H246ZM246 68H245V69H246ZM98 69H96V70H98ZM100 69H101V68H100ZM110 69H111V65H110V67H109V70H110ZM112 69H113V68H112ZM116 69H117V68H116ZM128 69H129V68H128ZM138 69H139V68H137V70H138ZM146 69H145V71H146ZM151 69H152V68H151ZM157 69L159 70L158 67L156 68V70H157ZM165 69H166V68H165ZM196 69H197V68H196ZM245 69H244V70H245ZM247 69H248V68H247ZM256 69H258V68H256ZM93 70H94V69L92 68V71L87 72V73H90V74H91V73L93 72ZM102 70H103V69H102ZM114 70H115V69H114ZM124 70H125V69H124ZM133 70H134V69H133ZM250 70H249V73L246 71V72L249 74V76H250V72H252V71H253L252 73L256 72V73H255V76H256V74H261L260 72L257 73V71H255V69H253V70H251V71H250ZM87 71H88V70H87ZM104 71H105V70H104ZM111 71H112V70H111ZM119 71H120V70H119ZM121 71H122V70H121ZM258 71H263V70H258ZM140 72H141V71H140ZM158 72H159V71H158ZM163 72H164V71H163ZM187 72H188V70H187ZM243 72H244V71L240 70V73H243ZM118 73H120V72H118ZM137 73H138V72H137ZM137 73H135V74L137 75ZM141 73H142V72H141ZM141 73H138V74H141ZM149 73H150V72H149ZM240 73H239V74H240ZM244 73H245V72H244ZM263 73H264V72H263ZM93 74H94V76H95L96 72H94ZM104 74H105V73H104ZM132 74H133V73H132ZM152 74H153V73H152ZM178 74H179V72H178ZM187 74H188V73H187ZM204 74H205V73H204ZM239 74H238V75H239ZM248 74H245V76L248 75ZM87 75H88V74H87ZM102 75H103V74H102ZM108 75H109V74H108ZM127 75H128V74H127ZM144 75H145V73H144ZM144 75H143V76H144ZM156 75H158V74H156ZM165 75H166V74H165ZM171 75H172V74H171ZM176 75H177V74H176ZM240 75H241V74H240ZM253 75H254V74H253ZM105 76H106V75H105ZM113 76H114V75H113ZM125 76H126V75H125ZM125 76H124V77H125ZM141 76H142V75H141ZM141 76H140V77H141ZM143 76H142V77H143ZM150 76H151V75H150ZM186 76H187V75H186ZM243 76H244V74L242 75V77H241V76H240V77L243 79V78H245V77H243ZM262 76H263V75H262ZM87 77H88V76H87ZM99 77H101L100 74H99ZM102 77H103V76H102ZM102 77H101V78H102ZM127 77H128V76H127ZM131 77H132V76H131ZM146 77H147V75L145 76V78H146ZM156 77H158V76H156ZM160 77H161V76L158 77V80H159ZM180 77H181V76H180ZM256 77H257V76H256ZM260 77H261V76H260ZM260 77H258L257 79H260V80H261L262 78H260ZM93 78H94V77H93ZM115 78H116V77H115ZM125 78H126V77H125ZM125 78H124V80L126 81ZM152 78H154V74H153V77H152ZM247 78H248V77H247ZM251 78H252V77L250 76V77H249V80H250ZM254 78H255V77L253 76V79H251V80H255ZM263 78H264V77H263ZM96 79H97V78H96ZM112 79H113V78H112ZM117 79H118V78H117ZM134 79H135V78H134ZM136 79H137V76H136ZM185 79H186V78H185ZM98 80H99V78L97 79V83L94 82L95 84H94V83H92V84H94V85L98 84V83H99ZM101 80H102V79H101ZM107 80H108V81L110 80V79H109V76L107 77L106 81H107ZM115 80H116V79H115ZM119 80H120V79H119ZM138 80H139V79H138ZM138 80H137V81H138ZM143 80H144V79H143ZM164 80H165V79H164ZM249 80H247V82L244 83V82L246 81V78H245V80L243 81V83H244V88H247V89L250 88V83H251V82H250ZM106 81H104V82H106ZM132 81L134 82L133 79H132ZM141 81H142V79H141ZM149 81H150V80H149ZM181 81H183V80H181ZM190 81H191V80H190ZM241 81H242V80H241ZM248 81H249V82H248ZM257 81H259V80H257ZM263 81H264V80H263ZM72 82H73V81H72ZM100 82H101V81H100ZM113 82H114V81H113ZM115 82H116V81H115ZM158 82H160V81H158ZM165 82H166V81H165ZM173 82H174V81H173ZM238 82L241 83V82H240V78L238 79ZM238 82H237V83H238ZM252 82H253V81H252ZM82 83H84V82H82ZM107 83L109 84V82H107ZM110 83H111V82H110ZM123 83L125 84L126 82H123ZM127 83H128V82H127ZM142 83H144V82H142ZM149 83H150V82H149ZM239 83H238V84H239ZM243 83H242V84H243ZM248 83H249V84H248ZM253 83H254V82H253ZM90 84H91V83H90ZM90 84H89V85H90ZM101 84H104V83H101ZM113 84H114V83H113ZM131 84H132V83H131ZM144 84H146V83H144ZM238 84H237V85H238ZM255 84H256V83H255ZM99 85H100V84H99ZM105 85L108 86L107 84H105ZM149 85H150V84H149ZM158 85H160V84H157V86H158ZM240 85H241V84H240ZM260 85H261V84H260ZM260 85H257V87L259 86V88H261ZM68 86H69V85H68ZM111 86H112V85H111ZM111 86H110V87H111ZM115 86H116V85H115ZM115 86H114V87H115ZM119 86H120V84H119ZM128 86H129V85H128ZM130 86H132V85H130ZM145 86H146V85H145ZM161 86L163 87V85H161ZM185 86H186V85H185ZM215 86H217V85H215ZM238 86H239V85H238ZM238 86H237V87H238ZM251 86H252V84H251ZM262 86H264V84H263ZM66 87H67V86H66ZM93 87H95V86H93ZM97 87H98V86L96 85V87H95L94 90H96ZM99 87H100V86H99ZM101 87H102V86H101ZM143 87H144V86H143ZM149 87H150V86H149ZM179 87H180V86H179ZM239 87H240V86H239ZM241 87H243V86H241ZM254 87H255V85H254ZM254 87H253V89H252V88H250V89H251V90H254ZM257 87H256V88H257ZM88 88H89V87H88ZM88 88H87V89H88ZM102 88H103V87H102ZM151 88H152V87H151ZM156 88H157V87H156ZM160 88H161V87H160ZM256 88H255V90H256L257 93H258L259 88H258V90H257ZM63 89H65V88H63ZM66 89H67V88H66ZM250 89H249V91H250ZM262 89H263V88H262ZM94 90H93V91H94ZM113 90H114V89H113ZM122 90H125V89L122 88ZM127 90H128V89H127ZM131 90H132V89H131ZM140 90H141V89H140ZM238 90H239V89H238ZM242 90H243V89H242ZM99 91H100V90H99ZM138 91H139V90H138ZM147 91H148V90H147ZM151 91H152V89H151ZM164 91H165V90H164ZM175 91H176V90H175ZM244 91H245V93L248 92V91H246V89H245ZM244 91L241 92V91L239 90V92H238V93L241 94V98H242V100L244 99V100H243L244 102H241V101H240V103H242V104L245 103V105H246V103H247V106H248L249 108H251L252 106L250 107L248 104H249L250 101L252 102V100H250V99H253V100H254V99L257 98V96H256V98H255V94H257V93H255L254 95H251V94H249L251 91H250L249 93H247V94H245ZM256 91H255V92H256ZM84 92H85V91H84ZM103 92H105V91H103ZM103 92L101 91L100 93L103 94ZM131 92H132V91H131ZM134 92H135V90H134ZM134 92H133V93H134ZM155 92H156V91H155ZM157 92H158V90H157ZM157 92H156V93H157ZM171 92H172V91H171ZM236 92H237V91H236ZM253 92H254V91H252V93H253ZM259 92H260V90H259ZM263 92H264V91H261V93H263ZM94 93L98 94V93L95 92V91H94ZM100 93H99V94H100ZM139 93H140V92H139ZM151 93H152V92H151ZM153 93H154V91H153ZM158 93H159V92H158ZM261 93H259V94H261ZM59 94H60V93H59ZM62 94H63V93H62ZM102 94H101V96H102ZM113 94H115V93H113ZM121 94H122V92H121ZM134 94H136V93H134ZM148 94H149V93H148ZM159 94H160V93H159ZM166 94H167V93H166ZM178 94H179V93H178ZM259 94H258V95H259ZM63 95H64V94H63ZM109 95H110V94H109ZM117 95L120 96V94H118V93H117ZM129 95H130V94H129ZM157 95H158V94H157ZM164 95H165V94H164ZM215 95H216V94H215ZM236 95H238V94H236ZM263 95H264V93H263ZM68 96H69V95H68ZM88 96L91 97V94L88 95ZM98 96H99V95H98ZM98 96H97V97H98ZM111 96H113V95H111ZM122 96H123V95H122ZM125 96H126V95H125ZM132 96H133V95H132ZM139 96H141V95L139 94ZM143 96H144V95H143ZM143 96H142V98H144ZM154 96H155V94H154ZM162 96H163V95H162ZM59 97H60V96H59ZM80 97H81V96H80ZM95 97H96V95H95ZM114 97H115V95H114ZM120 97H121V96H120ZM120 97L117 98V99H121ZM127 97L130 98L128 95H127ZM127 97H126V99H128ZM151 97H152V95H151ZM155 97H156V96H155ZM263 97H264V96H263ZM263 97L261 98V101H264V100H263ZM81 98H82V97H81ZM99 98H100V97H99ZM132 98H133V97H132ZM137 98H139L138 95H137ZM142 98H141V99H142ZM164 98H165V97H164ZM176 98H177V97H176ZM203 98H204V97H203ZM241 98H240L239 100H241ZM64 99H66V98L64 97ZM89 99H90V98H89ZM89 99H88V101H89ZM122 99H123V97H122ZM126 99H125V100H126ZM130 99H131V98H130ZM133 99H134V98H133ZM168 99H170V98H168ZM214 99H215V97H214ZM231 99H232V98H231ZM257 99L260 100V96H258ZM257 99L255 100V101H256L255 103H258V102H257V101H258ZM75 100H76V99H75ZM100 100L102 101V99H100ZM112 100H113V99H112ZM137 100H138V99H137ZM139 100H140V98H139ZM151 100H152V99H151ZM156 100L158 101V99H156ZM206 100H207V99H206ZM239 100H238V103H239ZM248 100H250V101L248 102ZM92 101H93V100H92ZM96 101H97V100H96ZM101 101H98V102H101ZM103 101H104V100H103ZM109 101H111V100H109ZM113 101H114V100H113ZM116 101H117V100H116ZM130 101H131V100H130ZM133 101H134V100H132V103H133ZM141 101L144 102V100H141ZM146 101L148 102V100H146ZM154 101H155V100H154ZM160 101H161V99H160ZM160 101H159V102H160ZM167 101H168V100H167ZM211 101H212V100H211ZM62 102H63V101H62ZM86 102H87V101H86ZM93 102H94V101H93ZM106 102H107V101H106ZM127 102H128V101H127ZM136 102L138 103V101H136ZM136 102H134V103H136ZM161 102H162V101H161ZM215 102H216V101H215ZM230 102H231V101H230ZM253 102H254V101H253ZM70 103H71V102H70ZM76 103H77V102H76ZM113 103H114V102H113ZM121 103H122V102H121ZM137 103H136V104H137ZM155 103H156V101H155ZM238 103H237V104H238ZM255 103H254V104H255ZM261 103H262V102H261ZM59 104H60V103H59ZM91 104H93V103H91ZM94 104L96 105L97 103L95 102ZM100 104H101V103H100ZM115 104H116V103H115ZM140 104H141L140 108L142 107V110H144V108H143L144 103H143V105H142V103H140ZM160 104H161V103H160ZM235 104H236V103H235ZM242 104H239V106H240V105L243 106ZM254 104H253V105H254ZM259 104H260V103H259ZM262 104H264V103H262ZM70 105H71V104H70ZM84 105H85V104H84ZM95 105H94V106H95ZM113 105H114V104H113ZM113 105H112V106H113ZM121 105H122V104H121ZM124 105H126V104H124ZM146 105H147V104H146ZM149 105H150V104H149ZM166 105H167V104H166ZM176 105H177V104H176ZM184 105H185V104H184ZM229 105H230V104H229ZM245 105H244L243 109H242V108H241V109L239 108V109L236 111V114H235L236 119L233 118V119H235V121H236V123H235L236 126H234V127H235L234 130H233V129H231L230 131H227V130H226L227 133H224V135L226 136L227 139H228V137H230V136H231V139H232V138L234 139L235 137L237 138V140H235V141L233 140L235 143L237 142L236 145H235V144L232 145V144H231L232 142H231V143L228 142V143H230V144L232 145V147L235 145V147H234V148H235L234 152H235V151H236V152L238 151L237 153L239 154V156H238L239 158H237V159H239V160H240L239 162H241V165H240V163H238V162H237V159H236V162H237V163H236L235 165L239 164V165H237V166H238V167L240 166V167H239V168L237 167L238 169H236V167H235V169H233V170H235V172H236V173H235V172H233V173L238 174V175H236V176H238V178L240 177V176H239V173H240V175L243 176V181H242L241 178H240L241 180L239 179L240 181L237 180V181H238V182H237V186H238L237 189L243 191L242 189H246L247 187H249L250 189H249V192H248V193H249L250 195L254 196V197H255L254 199H256V198H261V199H262V198H263L262 203H260V202L257 203L255 200H254V201L257 203L256 207H258V204L260 203L259 206H260V207L262 208V210L264 211V187L261 189V187L263 186L264 183H262V185H261V184H258V185H261V187L258 186V188H257L258 190H257V189H254L255 187L252 186V181H250V180L248 181V180H247L248 177H249V179H250L251 177H253V176H251V174H252L253 172H256V171H257L256 169L259 168V166H258V164H259L258 162H259V161L257 162L258 164L254 163V164H256V166H257V168L254 169L253 167H255V166H254V164L251 163V159H249V160H250V164H252V165H249L250 167L248 166V168H246V167H247V162L249 161V160H247V159H248L247 155H248V154L250 155V153H248V151H247L248 154H245V153H244L245 156H244V154L242 153V152L246 151L245 149H244V151H242V149L245 147V145H247V142L245 143V138H247V135H248V132H249V131H246V130H247V125H246L247 123H246V122H247V119L250 120V118H251V116H250L251 114H250V113H249V114H248V113L246 114V111H245L246 109H245V107L247 108V106H245ZM87 106H88V105H87ZM110 106H111V104H110ZM114 106H115V105H114ZM129 106H131L130 103H129ZM133 106H134V105H133ZM144 106H145V105H144ZM152 106H153V105H152ZM220 106H221V105H220ZM230 106H231V105H230ZM233 106H234V105H233ZM237 106H238V105H237ZM239 106H238V107H239ZM254 106L257 108L256 104H255ZM254 106H253V107H254ZM261 106H263V105H261ZM107 107H108V106H107ZM116 107H117V105H116L115 107H112V108H115V109H116ZM119 107H120V106H119ZM123 107H125V106H123ZM123 107H122V108H123ZM147 107H148V105H147ZM158 107H159V106H158ZM158 107H157V108H158ZM161 107H162V106H161ZM173 107H174V105H173ZM255 107H254V108H255ZM259 107H260V105H259ZM259 107H258V108H259ZM263 107H264V106H263ZM59 108H60V107H59ZM76 108H77V107H76ZM87 108H88V107H87ZM90 108H91V107H89V109H90ZM186 108H187V107H186ZM211 108H212V107H211ZM225 108H226V107H225ZM256 108H255V109H256ZM67 109H68V108H67ZM74 109H75V106H74ZM89 109H87V110H89ZM92 109H93V110H94V109L97 110V109H99V107H98L97 109H96V107H95V108H92ZM123 109H124V108H123ZM125 109H126V108H125ZM133 109H134V108H133ZM148 109H149V108H148ZM148 109H146V110H148ZM236 109H237V108H236ZM247 109H248V108H247ZM255 109H254V110H255ZM60 110H61V109H60ZM62 110H63V109H62ZM90 110H91V109H90ZM118 110H119V109H118ZM120 110H121V108H120ZM131 110H132V109H131ZM135 110H137V109H135ZM138 110H141V109H138ZM142 110H141V111H142ZM150 110H151V108H150ZM158 110H160V109H158ZM171 110H173V109H171ZM212 110H213V109H212ZM233 110H234V109H233ZM250 110H251V109H250ZM250 110L247 111V112H250ZM252 110H253V108H252ZM260 110H261V107H260ZM260 110H259V111H260ZM97 111H98V110H97ZM122 111H123V110H122ZM122 111H121V112H122ZM126 111H127V110H125V112H126ZM144 111H145V110H144ZM154 111H155V110H154ZM161 111H162V110H161ZM180 111H181V110H180ZM256 111H257V109H256ZM85 112H86V111H85ZM93 112H94V111H93ZM121 112H120V113H121ZM132 112H133V111H132ZM135 112H136V111H135ZM135 112H134V113H135ZM139 112H140V111H139ZM146 112H147V111H146ZM148 112H149V111H148ZM148 112H147V113H148ZM157 112H158V111H157ZM262 112H263V111H262ZM262 112H261V113H262ZM55 113H56V112H55ZM87 113H88V112H87ZM89 113H90V112H89ZM96 113H97V112H96ZM109 113H110V112L108 111V114H109ZM111 113H114V110H113V112L111 111ZM120 113H119V114H120ZM127 113H128V112H127ZM150 113H151V111H150ZM150 113H149V115H151ZM159 113H160V112H159ZM162 113H164V112H162ZM212 113H213V112H212ZM228 113H229V112H228ZM251 113H252V112H251ZM256 113H257V112H256ZM65 114H66V113H65ZM93 114H94V113H93ZM106 114H107V113H106ZM108 114H107V115H108ZM114 114L116 115V112H115ZM114 114H113V115H114ZM124 114H125V113H124ZM124 114H122V115H124ZM144 114H145V113H144ZM157 114H158V113H157ZM53 115H54V114H53ZM83 115H85V114H83ZM83 115H82V116H83ZM115 115H114V116H115ZM122 115H121V117H122V119H123V117H124L125 115H124V116H122ZM129 115H130V114H129ZM132 115H133V114H132ZM132 115H131V116H132ZM136 115H137V114H136ZM136 115H135V117H136ZM155 115H156V114H155ZM158 115L161 117L160 114H158ZM158 115H157V116H158ZM180 115H181V114H180ZM253 115L255 116V114H252V119L254 118ZM256 115H258V113H257ZM261 115H262V114H261ZM261 115H260V116H261ZM263 115H264V114H263ZM59 116H60V115H59ZM96 116H97V115H96ZM108 116H110V115H108ZM141 116H142V115H141ZM152 116H153V115H152ZM157 116H156V117H157ZM249 116H250V118H249ZM258 116H259V115H258ZM258 116H257V117H258ZM42 117H43V116H42ZM64 117L66 118V116H64ZM112 117H113V116H112ZM126 117H127V116H126ZM147 117H149V116H147ZM147 117H146V118H147ZM150 117H151V116H150ZM156 117H155V119H156ZM160 117H158V118H160ZM162 117H163V116H162ZM162 117H161V118H162ZM203 117H204V116H203ZM214 117H215V116H214ZM257 117H256V118H257ZM263 117H264V116H263ZM263 117H262V118H263ZM58 118H59V117H58ZM83 118H84V117H83ZM87 118H88V120H89L91 117H90V118L87 117ZM96 118H98V117H96ZM107 118H108V117H107ZM115 118H116V117H115ZM124 118H125V117H124ZM132 118H133V117H130V120H128V121H131ZM137 118H138V117H137ZM139 118H140V117H139ZM168 118H169V117H168ZM200 118H202V117H200ZM256 118L254 119V122H255V120L259 119V118H257V119H256ZM260 118H261V117H260ZM60 119H61V117H60ZM78 119H79V118H78ZM84 119H85V118H84ZM94 119H95V118H94ZM141 119H143V118L141 117ZM155 119H154V120H155ZM169 119H172V118H169ZM175 119H176V118H175ZM233 119H232V120H233ZM263 119H264V118H263ZM67 120H68V119H67ZM82 120H83V119H82ZM96 120H98V119H96ZM110 120H111V119H110ZM110 120H109V118H108V121H109V122H110ZM114 120H115V119H114ZM119 120H120V117H119ZM132 120H133V119H132ZM134 120H135V119H134ZM151 120H152V119H151ZM163 120H164V119H163ZM203 120H204V118H203ZM216 120H217V119H216ZM68 121H69V120H68ZM72 121H73V120H72ZM83 121H84V120H83ZM86 121H87V120H86ZM115 121H116V123H117V118H116ZM141 121H142V120H141ZM141 121H140V122H141ZM158 121H159V120H158ZM160 121H161V120H160ZM169 121H170V120H169ZM233 121H234V120H233ZM257 121H258V120H257ZM257 121H256V122H257ZM260 121H261V120H260ZM263 121H264V120H263ZM88 122H90V121H88ZM92 122H93V121H92ZM100 122H101V120H100ZM106 122H107V121H105V123H106ZM133 122H134V121H133ZM133 122H132V123H133ZM135 122H136V121H135ZM137 122H139V121H137ZM151 122H152V121H151ZM156 122H157V121H156ZM156 122H155V123H156ZM165 122H166V121H165ZM165 122H164V123H165ZM171 122H172V121H171ZM174 122H175V121H174ZM176 122H177V121H176ZM184 122H186V121H184ZM184 122H182V123L184 124ZM203 122H204V121H203ZM212 122H213V121H212ZM214 122H215V121H214ZM249 122H250V121H249ZM254 122H252V123L254 124ZM258 122H259V121H258ZM68 123H69V122H68ZM93 123H95V122H93ZM112 123H113V122H112ZM116 123H114V124L116 125ZM119 123H120V121H119L117 124H119ZM123 123H124V124H123ZM143 123H144V122H143ZM160 123H161V122H160ZM167 123H169V122H167ZM167 123H166V124H167ZM228 123H229V122H228ZM228 123H227V125H228ZM250 123H251V122H250ZM263 123H264V122H263ZM263 123H261V124H263ZM58 124H59V123H58ZM85 124H87V123L85 122ZM89 124H90V123H89ZM96 124H97V123H96ZM98 124H99V123H98ZM108 124H109V123H108ZM114 124H113V125H114ZM122 124L125 125V121H124V120L122 121ZM133 124H134V123H133ZM178 124H179V123H178ZM235 124H234V125H235ZM248 124H249V123H248ZM255 124H256V123H255ZM258 124H259V123H258ZM261 124H260V125H261ZM59 125H60V124H59ZM90 125H91V124H90ZM90 125H89V127H90ZM94 125H95V124H94ZM100 125H101V124H100ZM100 125H99V126H100ZM102 125L104 126L105 124L102 123ZM115 125H114V126H115ZM127 125H128V126H125V127H127V128L125 129V133L128 131L129 124L127 123ZM135 125H136V123H135ZM144 125H145V127H146V126L148 125V123H147V125H146V124H144ZM144 125H143V126H144ZM175 125H176V123H175ZM179 125H180V124H179ZM181 125H182V124H181ZM184 125H185V124H184ZM184 125H183V126H184ZM197 125H198V124H197ZM216 125H218V124H216ZM223 125H224V124H223ZM250 125H251V127H256V126H252V124H250ZM97 126H98V125H97ZM99 126H98V127H99ZM106 126H108V125H106ZM109 126H111V125H109ZM114 126H113V127H114ZM116 126H117V125H116ZM116 126H115V128H116ZM121 126H122V125H121ZM140 126H142V124L139 125L138 127H140ZM152 126H153V125H152ZM163 126H164V124H163ZM168 126H169V124H168ZM177 126H178V125H177ZM258 126H259V125H258ZM262 126H263V125H262ZM86 127H87V126H86ZM86 127H85V128H86ZM95 127H96V126H95ZM98 127H97V128H98ZM113 127H112V128H113ZM118 127H119V126H118ZM175 127H176V126H175ZM229 127H230V126H228V127H226V128H229ZM251 127H250V128H251ZM259 127H261V126H259ZM83 128H84V127H83ZM90 128H91V127H90ZM100 128H101V127H100ZM107 128H108V127H107ZM112 128H111V129H112ZM122 128H123V126H122ZM130 128H131V127H130ZM142 128H143V127H142ZM146 128H147V127H146ZM152 128H153V127H152ZM152 128H151V126H150V129H152ZM184 128H185V127H184ZM213 128H214V126H213ZM223 128H225V127H223ZM250 128H249V129H250ZM261 128H264V127H261ZM261 128H260V129H261ZM102 129H105V127H104V128L102 127ZM108 129H109V128H108ZM108 129H107V130H108ZM120 129H121V128H120ZM136 129H137V128H136ZM138 129H139V128H138ZM140 129H141V128H140ZM147 129H148V128H147ZM167 129H168V128H167ZM177 129H178V128H177ZM204 129H205V128H204ZM257 129H258V128H257ZM68 130H70V129H68ZM83 130H84V129H83ZM83 130H82V131H83ZM87 130H88V129H87ZM96 130H97V129H96ZM96 130H95V132H93V134L97 132ZM98 130H99V132L101 131V129H99V128H98ZM117 130H118V128H117ZM121 130H122V129H121ZM123 130H124V129H123ZM123 130H122V132H123ZM126 130H127V131H126ZM133 130H134V129H133ZM141 130L143 131V129H141ZM148 130H149V129H148ZM148 130H147V131H148ZM156 130H158V129H156ZM163 130H164V129H163ZM170 130H171V129H170V127H169V131H170ZM172 130H173V129H172ZM185 130H186V129H185ZM220 130H221V129H220ZM252 130H254V129L252 128ZM90 131H91V129L89 130V132H90ZM92 131H93V130H92ZM102 131H103V130H102ZM112 131H114L113 133H115L116 130H112ZM177 131H178V130H177ZM182 131H183V130H181L180 132H182ZM186 131H187V130H186ZM186 131H185V132H186ZM208 131H209V130H208ZM211 131H212V130H211ZM215 131H216V130H214L213 134L215 133ZM218 131H219V130H218ZM257 131H258V130H256V131L254 130L253 132L256 133ZM263 131H264V130H263ZM263 131H261V132H263ZM64 132H65V131H64ZM85 132H86V129H85ZM103 132H104V131H103ZM103 132H102V134L104 135ZM117 132H118V131H117ZM119 132H120V130H119ZM119 132H118V133H119ZM128 132H129V131H128ZM132 132H133V131H132ZM132 132L130 133L131 135H130L129 133H126V134H124V132L122 133V136H124V135L127 136V134L130 135V138H129L130 140L128 139V140L130 141L129 143L135 141V140H136V137L139 138V136H140V135H138V136L136 135V133H138V131H137V132L135 131L136 133L133 132L134 134H133ZM150 132H151V131H150ZM219 132H220V131H219ZM246 132H247V133H246ZM261 132H260V133H261ZM97 133H98V132H97ZM97 133H96L95 135H97ZM100 133H101V132H100ZM108 133L110 134V136L112 135V132L110 133V132L108 131ZM141 133H142V132H141ZM146 133H147V132H146ZM148 133H149V131H148ZM160 133H161V132H160ZM164 133H166V132H164ZM176 133H177V132H176ZM178 133H179V132H178ZM186 133H187V132H186ZM208 133L210 134V132H208ZM208 133H207V134H208ZM217 133H218V132H217ZM254 133L252 134V132H251L252 136L254 135ZM258 133H259V131H258ZM49 134H50V133H49ZM85 134H88V133H85ZM90 134H91V133H90ZM123 134H124V135H123ZM151 134H153V131H152ZM151 134H149V135L151 136ZM171 134H174V133H171ZM180 134H181V133H180ZM180 134H179V138H181V137H180ZM205 134H206V133H205ZM205 134H204V136H205ZM218 134H219V133H218ZM251 134H250V135H251ZM56 135H57V134H56ZM63 135H64V134H63ZM88 135H89V134H88ZM88 135H87V137H90V136H91V135H90V136H88ZM95 135H94V136H95ZM141 135H142V134H141ZM187 135H188V134H187ZM197 135H198V134H197ZM219 135L221 136V135H223V134L221 133V134H219ZM219 135H218V136H219ZM250 135L248 136L249 138H250ZM256 135H261V134H256ZM60 136H61V129H60ZM84 136H85V135H84ZM94 136H93V137H94ZM104 136H105V135H104ZM104 136H103V137H104ZM143 136H144V133H143ZM155 136H157V135L155 134ZM155 136H154V137H155ZM160 136H161V135H160ZM163 136H164V135H163ZM181 136H182V135H181ZM185 136H186V134H185ZM209 136H210V135H209ZM209 136H208V137H209ZM212 136H213V135H212ZM212 136H211V137H212ZM218 136H217V137H218ZM233 136H235V137H233ZM263 136H264V135H263ZM101 137H102V135H101ZM113 137H114V136H113ZM113 137H112V138H113ZM141 137H142V136H141ZM144 137H145V136H144ZM147 137H148V136H147ZM171 137H172V136H171ZM174 137H175V136H174ZM174 137H172V140H173ZM182 137H183V136H182ZM205 137L207 138V136H205ZM211 137H210V138H211ZM259 137H260V136H259ZM59 138H60L59 140L61 141V137H59ZM82 138H84V137H82ZM82 138H80V139H82ZM85 138H86V137H85ZM91 138H92V137H91ZM97 138H98V137H97ZM115 138H116V135H115ZM123 138H124V137H123ZM127 138H128V137H127ZM127 138L125 137L123 140H126ZM150 138H151V137H150ZM155 138H156V137H155ZM164 138H165V137H164ZM186 138H187V136H186ZM186 138H185V139H186ZM192 138H193V137H192ZM236 138H235V139H236ZM254 138H255V137H254ZM254 138H252V140H253ZM62 139H63V138H62ZM86 139H87V141H89V138H86ZM104 139H105V138H104ZM109 139H110V138H109ZM118 139H119V138H118ZM121 139H122V137H121V135H120V140H119L120 144H121V142H122ZM132 139H134V140H132ZM139 139H140V138H139ZM143 139H145V138H143ZM148 139H149V138H148ZM148 139H147V140H148ZM167 139H168V138H167ZM204 139H205V138H204ZM214 139H215V138H214ZM214 139L212 138V140H214ZM231 139H230V141H232ZM247 139H248V138H247ZM250 139H251V138H250ZM258 139H259V138H258ZM261 139H262V137H261ZM97 140H98V139H97ZM145 140H146V139H145ZM147 140H146V141H147ZM168 140H169V139H168ZM175 140H176V139L174 138V141H175ZM182 140H183V139H182ZM194 140H197V139H194ZM198 140H199V139H198ZM210 140H211V139H210ZM217 140H218V139H217ZM223 140H224V139H223ZM255 140H256V139H255ZM78 141H79V139H78ZM90 141H91V139H90ZM90 141H89V142H90ZM101 141H102V140H101ZM101 141H100V142H101ZM106 141H107V140H106ZM141 141H142V140H140V142H141ZM150 141H152V140L150 139L149 142H150ZM154 141H155V140H154ZM160 141H161V140H160ZM164 141H165V140H164ZM164 141H163V142H164ZM166 141H167V140H166ZM169 141H170V140H169ZM174 141H173V142H174ZM177 141H179V139H177ZM180 141H181V140H180ZM185 141H187V140H184V141H182V142L184 143ZM204 141H205V140H204ZM208 141H209V140H208ZM246 141H247V140H246ZM253 141H254V140H253ZM256 141H257V142H256ZM256 141H255V145H256V143H257V144L259 143L258 140H256ZM259 141H260V143L262 142L261 140H259ZM57 142H58V141H57ZM72 142H73V141H72ZM116 142H117V141H116ZM116 142H115V143H116ZM155 142H156V141H155ZM170 142H171V141H170ZM201 142H202V141H201ZM224 142H225V141H224ZM251 142H252V141H251ZM61 143H62V142H61ZM82 143L85 144V140H84V142H82ZM94 143H95V142H94ZM94 143H93V144H94ZM101 143H102V142H101ZM103 143H104V142H103ZM109 143H110V142H109ZM109 143H108V145H109ZM123 143H124V141H123ZM137 143H138V142H137ZM150 143H151V142H150ZM160 143H161V142H160ZM197 143H198V142H197ZM202 143H203L204 145L206 144V143H204V142H202ZM209 143H210V142H209ZM222 143H223V142H222ZM248 143H249V142H248ZM252 143H253V142H252ZM260 143H259V145H260ZM47 144H48V143H47ZM78 144H79V143H78ZM80 144H81V142H80ZM86 144H87V143H86ZM105 144H106V143H105ZM112 144H113V142H112ZM120 144H119V145H120ZM125 144H127V140H126V143H125ZM155 144H156V143H155ZM157 144H158V143H157ZM164 144H165V143H164ZM164 144H163V145H164ZM167 144H168V143H167ZM176 144H177V143H176ZM180 144H181V143H180ZM180 144H179V146H181ZM188 144H189V143H188ZM191 144H192V142H191ZM203 144H202V145H203ZM217 144H218V143H217ZM250 144H251V143H249V145H250ZM262 144H264V141H263ZM97 145H99V144H97ZM116 145L118 146V144H116ZM116 145H115V147H116ZM127 145H128V144H127ZM134 145H136V142H135ZM139 145H141V144H139ZM147 145H148V143H147ZM169 145H172V142H171V144H169ZM173 145H174V144H173ZM223 145H224V143H223ZM223 145H222V146H223ZM228 145H229V144H228ZM249 145H248V146H249ZM85 146H86V145H85ZM99 146H100V145H99ZM99 146H97V147L99 148ZM102 146H103V144H102ZM105 146H106V145H105ZM109 146H110V145H109ZM121 146L123 147V144H121ZM125 146H126V145H125ZM128 146H129V145H128ZM143 146H145V144H143ZM179 146H178V147H179ZM185 146H186V145H185ZM185 146H184V149H185ZM188 146H190V145H188ZM207 146H209V145H207ZM250 146L252 147V145H250ZM250 146H249V147H250ZM260 146H262V145H260ZM106 147H107V146H106ZM130 147H131V146H130ZM133 147H134V146H133ZM133 147H132V151L136 153V151L133 150ZM136 147H137V146H136ZM168 147H169V146H168ZM178 147H177V149H178ZM191 147H192V146H191ZM205 147H206V146H205ZM230 147H231V146H230ZM249 147H248V148H249ZM253 147H254V145H253ZM253 147H252V148H253ZM83 148H84V147H83ZM100 148H102V147H100ZM119 148H120V146H119ZM119 148H118V149H119ZM141 148H142V146H141ZM145 148H149V147H145ZM145 148L143 147L144 150H145ZM150 148H151V147H150ZM175 148H176V147H175ZM188 148H190V147H188ZM199 148H200V147H199ZM203 148H204V147H203ZM206 148H207V147H206ZM218 148H219V147H218ZM245 148H247V147H245ZM254 148L257 150V147H256V146H255ZM259 148H260V147H259ZM262 148H263V147H262ZM56 149H58V147H57ZM84 149H85V148H84ZM87 149H89V147H87ZM105 149H106V148H105ZM121 149H122V148H121ZM134 149H135V148H134ZM138 149H139V148H138ZM157 149H158V148H157ZM159 149H160V147H159ZM166 149H167V148H166ZM170 149H171V148H170ZM180 149H181V147H180ZM182 149H183V148H182ZM184 149H183L182 152L186 153V151H184ZM213 149H214V148H212V150H213ZM221 149H222V148H221ZM221 149H220V150H221ZM224 149H225V148H224ZM227 149H230V150H229V151H230V154L233 153V152L231 153L232 148H229V146H228ZM227 149H225V150H227ZM250 149H251V148H250ZM250 149H248V150H250ZM255 149H254V150H250V151H251V152H252V151L257 152V151H255ZM125 150H129V149H125ZM125 150H124V151H125ZM130 150H131V149H130ZM171 150H172V149H171ZM204 150H205V148H204ZM204 150H203V151H204ZM208 150L211 151L210 148H209ZM216 150H218V149L216 148ZM56 151H57V150H56ZM86 151H87V150H86ZM86 151H85V152H86ZM90 151H91V150H90ZM99 151H100V150H99ZM117 151H118V150H117ZM132 151H130V153H131ZM146 151H148V149H147ZM149 151H150V150H149ZM156 151H157V150H156ZM159 151H160V150H159ZM201 151H202V150H201ZM205 151H206V150H205ZM260 151H261V149H260ZM75 152H76V151H75ZM83 152H84V151H83ZM93 152H94V151H93ZM97 152H98V150H97ZM97 152H96V153H97ZM104 152H105V150H104ZM113 152H114V151H113ZM120 152H121V151H120ZM126 152H127V151H126ZM128 152H129V151H128ZM140 152H141V151H140ZM140 152H139V153H140ZM169 152H170V151H168V153H169ZM175 152H176V151H175ZM178 152H179V151H178ZM196 152H197V150L195 151V153H196ZM215 152H216V151H215ZM236 152H235V153H236ZM254 152H252V153H254ZM261 152H262V151H261ZM73 153H74V152H73ZM109 153H110V152H109ZM117 153H118V152H117ZM124 153H125V152H124ZM135 153H134V155H135ZM142 153L144 154L143 151H142ZM142 153H140L139 155H141ZM149 153H150V152H149ZM161 153H162V151H161ZM224 153H225V152H224ZM80 154H81V153H80ZM82 154H83V153H82ZM82 154H81V155H82ZM86 154H87V153H86ZM91 154H93V153H91ZM113 154H114V153H113ZM113 154H111V155L108 154V155H109V156H112ZM126 154H127V153H126ZM150 154H151V153H150ZM171 154L174 155V153H172V152H171ZM171 154H170V155H171ZM175 154H176V153H175ZM177 154H179V153H177ZM181 154H183V153H181ZM181 154H180V155H181ZM203 154H205V152H203ZM213 154H214V153H213ZM215 154H218V153H215ZM226 154H228V153H226ZM230 154H229V155H230ZM238 154H235V155H238ZM257 154H258V153H257ZM259 154H261V157L263 156V158H264V155H263L264 153L262 154V153L259 152ZM83 155L85 156V154H83ZM95 155H97V154H95ZM101 155L104 156L105 154H104V155L101 154ZM101 155H100V157H101ZM108 155L106 154L107 158H109ZM130 155H131V154H128V156H130ZM136 155H137V154H136ZM136 155H135V156H136ZM139 155H138V156H139ZM146 155H147V153H146ZM156 155H157V154H156ZM173 155H172V156H173ZM196 155H198V154H196ZM208 155H209V154H208ZM208 155H207V156H208ZM210 155H211V153H210ZM210 155H209V156H210ZM224 155H225V154H224ZM229 155H228V156H229ZM53 156H54V155H53ZM73 156H74V154H73ZM84 156H83V157H84ZM89 156H90V154H89ZM89 156H88V157H89ZM93 156H94V155H93ZM93 156L91 157V159L93 158ZM128 156H127V157H128ZM158 156H159V155H158ZM161 156H162V154H161ZM161 156H160V157H161ZM172 156H171V157H172ZM174 156H175V157H176V156L178 157V155H174ZM174 156H173V157H174ZM203 156H206V155H203ZM203 156H202V157L199 156V158H200V157H201V158H204ZM218 156H220V155H218ZM230 156L232 157L233 155H230ZM252 156H253V155H251V157H249V158H252ZM256 156H258V155H256ZM83 157H82V158H83ZM94 157H95V156H94ZM96 157H98V156H96ZM96 157H95V158H96ZM104 157H105V156H104ZM104 157H101V159H102V158L104 159ZM127 157H125V155H122V154H120V153H118V155H116V158H118L119 161H120L121 163H126V162H128V158H129V157H128V158H127ZM133 157H134V156H133ZM162 157H166V156H162ZM183 157H184V156H183ZM183 157H181V158H183ZM187 157H188V156H187ZM197 157H198V156H197ZM197 157H195V158H197ZM210 157H211V156H210ZM216 157H217V156H216ZM222 157H223V155H222ZM222 157H221V158H222ZM245 157H246L247 159H246ZM49 158H50V157H49ZM77 158H78V157H77ZM89 158H90V157H89ZM111 158H112V157H111ZM130 158H132V157H130ZM135 158H136V157H134V159H135ZM137 158H138V157H137ZM137 158H136V159H137ZM142 158H143V159H141V157H140V158H139V161L141 160V162L143 163V162H144L143 160H144L145 158H144V157H142ZM168 158H169V156H168ZM178 158H179V157H178ZM201 158H200V160H202ZM219 158H220V157H219ZM226 158H227V157H226ZM228 158H229V157H228ZM253 158H254V156H253ZM253 158H252V160H253ZM255 158L257 159V157H255ZM259 158H260V156H258V159H259ZM50 159H51V158H50ZM56 159H57V157H56ZM71 159H72V158H71ZM71 159H70V160H71ZM84 159H85V158H84ZM97 159H98V158H97ZM99 159H100V158H99ZM103 159H102V160H103ZM148 159L151 160V158H148ZM153 159H154V158H153ZM169 159H172V158H169ZM174 159H175V158H174ZM176 159H177V158H176ZM197 159H198V158H197ZM213 159H214V157H213ZM222 159H223V158H222ZM231 159H232V158H231ZM231 159H230V160H231ZM233 159H235V158H233ZM245 159H246V164H245ZM261 159H262V158H261ZM261 159H259V160L261 161ZM86 160H88V159H86ZM112 160H113V159H112ZM172 160H173V159H172ZM203 160H204V159H203ZM211 160H212V159H211ZM226 160H227V159H225L224 161H226ZM57 161H58V160H57ZM105 161H106L107 164H108V161H109V160H108V161L105 160ZM105 161H104V163H105ZM119 161H118V162H119ZM135 161L138 162V159L135 160ZM135 161H134V162H135ZM155 161H156V160H155ZM155 161H154L153 163H155ZM157 161H158V160H157ZM204 161H206V162L209 161V158H207V159L204 160ZM217 161H219L218 164H220L222 160H221V161H220V160H217ZM227 161H229V160H227ZM231 161H233V160H231ZM231 161H230V162H231ZM59 162H60V161H59ZM86 162H87V161H86ZM88 162H89V161H88ZM90 162H91V161H90ZM94 162H95V161H94ZM94 162H93V163H94ZM101 162H102V161H101ZM113 162H115V158H114V161H113ZM116 162H117V161H116ZM132 162H133V161H132ZM147 162L150 163V161H147ZM147 162H146V164H148V167H149V163H147ZM162 162H163V161H162ZM170 162H171V161H170ZM170 162H169V163H170ZM175 162H177V161H175ZM180 162H181V160H180ZM180 162H179V163H180ZM182 162H184V161H182ZM191 162H192V161H191ZM194 162H195V161H194ZM202 162H203V161H202ZM210 162H211V161H210ZM210 162H207V163H210ZM230 162H229V163H230ZM252 162H253V161H252ZM263 162H264V161H262V163H263ZM69 163H71V162H69ZM91 163H92V162H91ZM151 163H152V161H151ZM172 163H173V162H172ZM179 163L176 164V165L179 166V165H180ZM196 163H197V160H196ZM213 163H214V162H212V164H213ZM215 163H216V162H215ZM215 163L213 164L214 166H215ZM223 163H224V162H223ZM51 164H52V163H51ZM87 164H89V163H87ZM119 164H120V163H119ZM143 164H144V163H143ZM146 164H145L144 166H146ZM163 164H165V163L163 162ZM163 164H162V165H163ZM182 164H183V163H182ZM182 164H181V166H182ZM187 164H189V163H187ZM187 164H186V167H187ZM193 164H194V163H192V164H190V165H193ZM218 164H217V165H218ZM221 164H222V163H221ZM221 164H220V165H221ZM224 164H226V163H224ZM244 164H245V165H244ZM260 164H261V163H260ZM97 165H99L98 167H100L99 162H98ZM103 165H106V164H103ZM111 165L113 166V163H112V162H111ZM122 165H123V164H122ZM122 165H120V167H121ZM128 165L130 166V164H128ZM133 165H134V164H133ZM138 165H140L139 162H138ZM152 165H153V169H154V168H157V167L154 166L155 164H152ZM157 165H158V163H157ZM160 165H161V164H160ZM166 165H167V167H168V164H167V163H166ZM173 165H174V164H173ZM173 165H172V166H173ZM176 165H175V167H176ZM199 165H200V164H199ZM202 165H204V164H202ZM206 165H207V164H206ZM217 165H216V166H217ZM220 165H218V166L220 167ZM227 165H228V164H227ZM227 165H226V166H227ZM262 165H264V164H262ZM68 166L70 167V164H69ZM85 166H86V165H85ZM87 166H88V165H87ZM92 166H94V164H92ZM116 166H117V165H116ZM150 166H151V165H150ZM172 166H171V167L169 166V167H170V168H173ZM183 166H185V164H184ZM195 166H196V165H195ZM214 166H213V167H214ZM216 166H215V167H216ZM252 166H253V167H252ZM260 166H261V165H260ZM69 167H68V168H69ZM73 167H74V166H73ZM101 167H102V166H101ZM106 167H107V166H106ZM106 167L104 166V168H106ZM117 167H118V166H117ZM124 167H125V166H124ZM148 167H147V168H148ZM161 167H162V166H161ZM169 167H168V169H169ZM179 167H180V166H179ZM179 167H178V168H179ZM192 167H193V166H192ZM201 167L204 168V166H201ZM206 167H207V166H206ZM208 167H209V166H208ZM215 167H214V168H215ZM219 167H218V168H219ZM221 167H222V166H221ZM227 167H228V166H227ZM233 167H234V166H233ZM80 168H81V166H80ZM80 168H79V169H80ZM83 168H84V167H83ZM91 168H93V167H91ZM91 168H90V169H91ZM96 168H97V166H96ZM125 168H127V167H125ZM125 168H123V166H122L121 169H122V170H123V169L125 170ZM128 168H129V167H128ZM130 168H131V167H130ZM132 168H135V167H132ZM159 168H160V167H159ZM159 168H157V169H158L157 171H160ZM199 168H200V166H199L197 169H199ZM203 168H202V169H203ZM210 168H212V166H211ZM229 168H230V167H229ZM229 168H227V169H229ZM262 168H263V166H262ZM70 169H71V168H70ZM85 169H86V168H84L83 171H84ZM97 169H98V168H97ZM112 169H113V170H114V169L120 170V169H118V168H112ZM112 169L110 170V172L112 171ZM138 169H139V166H138ZM153 169H151V170H153ZM165 169H166V168H165ZM174 169H175V168H174ZM187 169H188V168H187ZM190 169H191V168H190ZM205 169H206V168H205ZM220 169H221V168H220ZM222 169H224V171H225V168H222ZM230 169H232V168H230ZM86 170H87V169H86ZM86 170H85V171H86ZM92 170H93V169H91L90 172H92ZM95 170H96V169H95ZM98 170H99V169H98ZM122 170H120L119 175L121 174V171H122ZM126 170H127V171L129 170V172H130V169H126ZM143 170H144V169H143ZM154 170H155V169H154ZM166 170H167V169H166ZM166 170H165V171H166ZM185 170H186V169H185ZM191 170H192V169H191ZM203 170H204V169H203ZM206 170H207V169H206ZM211 170H213V169H211ZM216 170H219V169H216ZM93 171H94V170H93ZM140 171H141V170H140ZM147 171H148V170H147ZM157 171H156V172H157ZM161 171H162V169H161ZM161 171H160V172H161ZM163 171H164V170H163ZM175 171L180 172V171H178V170H176V169H175ZM182 171H184V169H182ZM195 171H196V170H195ZM200 171H202V170L200 169ZM213 171H214V170H213ZM219 171H220V170H219ZM226 171H227V170H226ZM259 171H260V169H258L257 172H259ZM80 172H81V171H80ZM90 172H89V173H90ZM98 172H100V171H98ZM102 172H103V171H102ZM116 172H117V171H116ZM116 172H114V173H116ZM118 172H119V171H118ZM129 172H128V173H129ZM134 172H135V171H134ZM142 172H144V171H142ZM160 172H158L159 175H160ZM184 172H189V170L184 171ZM191 172H192V171H191ZM204 172H206V171H204ZM204 172H202V175L204 174ZM211 172H212V171H211ZM221 172H222V170H221ZM221 172H220V173H221ZM228 172H230V170H229ZM228 172H227V173H228ZM257 172L255 173V174H256V177L258 176L259 179H263V177H264V169H262V171H261V173H262V172H263V173H262V174L260 173V175L262 176V178H260V175H258L259 173L257 174ZM83 173H85V172H83ZM83 173H82V174H83ZM106 173H107V172H105V175H106ZM112 173H113V171L111 172V174H112ZM131 173H132V172H131ZM138 173H139V172H138ZM138 173H135V174H138ZM148 173H149V171H148ZM161 173H162V172H161ZM163 173L165 174V172H163ZM174 173H175V172L172 173V171H171V174H174ZM181 173H182V172H181ZM194 173H195V172H194ZM198 173H199V170H198ZM218 173H219V172H218ZM218 173H217V174H218ZM225 173H226V172H225ZM80 174H81V173H80ZM85 174H86V173H85ZM97 174H98V173H97ZM97 174H95V175H97ZM117 174H118V173H117ZM132 174L134 175V173H132ZM145 174H147V173H145ZM164 174H162V176H163ZM171 174L169 173L170 176H171ZM191 174H192V173H190V176H191V178H192L193 175H191ZM213 174H214V173H212V175H213ZM222 174H223V173H222ZM109 175H110V174H109ZM115 175H116V174H115ZM125 175H129V174H125ZM139 175H141V172H140ZM147 175H148V174H147ZM151 175H153V174L151 173L150 176H151ZM159 175H157V176H159ZM177 175H178V174H176L175 176H177ZM179 175H180V174H179ZM186 175H187V174H186ZM186 175H185V176H186ZM196 175L198 176V174L195 173V176H196ZM225 175H226V174H225ZM225 175H224V176H225ZM230 175H232V174L229 173L228 175H226V176H227L226 178H228V176H230ZM233 175H234V174H233ZM233 175H232V176H233ZM248 175H249V176H248ZM84 176H85V175H84ZM84 176H82V177H84ZM88 176H90V174H89ZM88 176H87V177H88ZM101 176H102V175H101ZM120 176H121V175H120ZM150 176H149V178H151L150 181H153V180H152L153 177H152V176L150 177ZM157 176L155 177V175H154V178H157ZM164 176H165V175H164ZM173 176H174V175H173ZM175 176H174V178H176ZM200 176H201V175H200ZM203 176H204V175H203ZM203 176H202V177H203ZM206 176H207V174H206ZM209 176H210V175H209ZM218 176H219V175H218ZM218 176H217V177H218ZM232 176H230V179L232 178ZM236 176H235V177H236ZM242 176H241V177H242ZM244 176H246L247 178H244ZM250 176H251V177H250ZM254 176H255V175H254ZM85 177H86V176H85ZM85 177H84V178H85ZM96 177H97V176H96ZM102 177L104 178V176H102ZM106 177H107V176H106ZM108 177H109V176H108ZM115 177H116V176H115ZM123 177H124V180H125V176H123ZM123 177H122V178H123ZM126 177H127V176H126ZM129 177H130V176H129ZM131 177L133 178V181H134V177H133V176H131ZM137 177H138V175L136 176V178H137ZM146 177H147V176H146ZM159 177H160V176H159ZM159 177H158V178H159ZM180 177H181V175H180ZM180 177H179V178H180ZM183 177H184V175H183ZM198 177H199V176H198ZM198 177H197V178H198ZM235 177H234V179H235ZM70 178H71V177H70ZM79 178H81V177H79ZM90 178H92V177L90 176ZM94 178H95V176H94ZM94 178H93V182H94V181L96 182V180H95ZM103 178H102V179H103ZM110 178H111V175H110ZM117 178H118V177H117ZM132 178H131V179H132ZM144 178H145V177H144ZM144 178L140 176V178H138V181H136V183H135V185H137L136 187H137V191H139V194L137 195L138 197H136V194L134 193L135 195H134L133 197H136V198H131V199H134L133 201H136L137 203H138V201H139V202L142 201V199H143V198L141 197V191L143 190L142 186H145V185H143V184H146V182H148V181H145L146 178H145V179H144ZM149 178H148L147 180H149ZM168 178H170V177H168ZM181 178H182V177H181ZM195 178H196V177H195ZM195 178H194V179H195ZM98 179H100V177H99ZM115 179H116V178H115ZM118 179H120V177H119ZM131 179H130V180H131ZM164 179H165V178H164ZM185 179H186V178H185ZM198 179H199V178H198ZM201 179H202V178H201ZM212 179H213L212 182H214V178H212ZM216 179H217V178H216ZM219 179H221V178H219ZM230 179H227V180H230ZM234 179H233V180H234ZM245 179H246L247 181H246ZM65 180H66V179H65ZM85 180L88 181L87 179H85ZM111 180H112V179H111ZM126 180H127V179H126ZM128 180H129V179H128ZM135 180H136V179H135ZM167 180H168V179H167ZM169 180L171 181V179H169ZM177 180H178V179H177ZM179 180H180V179H179ZM191 180L193 181V179H191ZM196 180H197V179H196ZM208 180H210V179L208 178L207 181H208ZM223 180H224V179H223ZM233 180H232V181H233ZM82 181H84V180H82ZM91 181H92V180H91ZM102 181H103V180H102ZM102 181L100 180L101 183H102ZM162 181H163V180H162ZM162 181H161V182H162ZM181 181H182V180H181ZM181 181H180V182H181ZM192 181H190V182L188 181L189 184L192 183ZM199 181H202V180L199 179ZM210 181H211V180H210ZM221 181H222V180H221ZM224 181H225V180H224ZM232 181H229V182H232ZM234 181L236 182V180H234ZM253 181H254V180H253ZM74 182H75V181H74ZM100 182H99V183H100ZM115 182H117V181H115ZM119 182H120V180H119ZM157 182H158V181H157ZM165 182H166V181H165ZM175 182H176V181H175ZM188 182H187V183H188ZM193 182H195V181H193ZM197 182H198V181H197ZM216 182H217V184H218V181H216ZM229 182H228V183H229ZM235 182H234V183H235ZM243 182H244V184H243ZM249 182H251V184H250ZM259 182H260V180H259ZM77 183H78V182H77ZM77 183H76V184H77ZM80 183H81V182H80ZM90 183H91V182H90ZM97 183H98V182H97ZM103 183H104V182H103ZM108 183H111V182H108ZM108 183H107V184H108ZM112 183H113V182H112ZM112 183H111V184H112ZM121 183H122V181H121ZM132 183H133V182H132ZM151 183H152V182H151ZM153 183H154V182H153ZM153 183H152V184H153ZM159 183H160V182H159ZM171 183H173V182L171 181ZM185 183H186V182H185ZM202 183H203V182H202ZM219 183H220V181H219ZM223 183H224V182L222 181L221 184H223ZM260 183H261V182H260ZM95 184H96V183H94V185H95ZM111 184H109V185H111ZM116 184H117V183H116ZM116 184H115L116 187H112V188H116V191H115L116 194H117V193L120 194V189H117V188H118L117 186H119V184H118V185H116ZM124 184H125V183H124ZM148 184H150V183L148 182ZM152 184H150V185L152 186ZM160 184H161V183H160ZM163 184H164V182H163ZM163 184H161V185H163ZM167 184H168V183H167ZM209 184H210V183H209ZM212 184H213V183H212ZM212 184H211V187L213 186ZM215 184H216V183H215ZM231 184H232V183H231ZM235 184H236V183H235ZM246 184H247V185H246ZM248 184L251 185L252 187H250ZM253 184H254V183H253ZM256 184H257V183H255V185H256ZM54 185H55V184H54ZM91 185H92V183H91ZM91 185H89V186H91ZM120 185H121V184H120ZM127 185H128V184H127ZM132 185H133V184H132ZM155 185H156V182H155ZM155 185H154V186H155ZM165 185H166V183H165ZM168 185H169V184H168ZM174 185H175V184H174ZM176 185H177V184H176ZM176 185H175V186H176ZM182 185H183V184H182ZM182 185H181V186H182ZM186 185H187V187H188V184H186ZM191 185H192V184H191ZM194 185H195V184H194ZM194 185H192V186H194ZM196 185L199 186L200 184H196ZM196 185H195V186H196ZM201 185H202V184H201ZM228 185H229V184H228ZM233 185H234V184H233ZM52 186H53V185H52ZM72 186H73V185H72ZM75 186H76V185H75ZM79 186H80V185H79ZM84 186H85V185H84ZM87 186H88V185H87ZM95 186H96V185H95ZM95 186H92V187L94 188ZM99 186H100V185H99ZM99 186H98V187H99ZM103 186H104V184H103ZM124 186H125V188H127L126 185H124ZM133 186H134V185H133ZM151 186H150V187H151ZM157 186H159V185L157 184ZM157 186H155V187H157ZM172 186H173V185H172ZM192 186H191V187H192ZM195 186H194V188H195ZM202 186H203V185H202ZM204 186H205V185H204ZM215 186H217L218 188H220L221 185H215ZM225 186H226V185H225ZM225 186H224V187H225ZM230 186H231V185H230ZM57 187H58V186H57ZM62 187H63V186H62ZM77 187H78V184H77ZM82 187H83V186H82ZM96 187H97V186H96ZM119 187H120V186H119ZM148 187H149V186H148ZM150 187H149V188H150ZM160 187H163V186H160ZM165 187H166V186H165ZM185 187H186V186H185ZM209 187H210V186H209ZM55 188H56V187H55ZM73 188H74V187H73ZM78 188H79V187H78ZM78 188H77V190H78ZM89 188H90V187H89ZM102 188H103V187H102ZM125 188H124V189H125ZM158 188H159V187H158ZM166 188H167V187H166ZM166 188H165V189H166ZM170 188H171V186H170ZM173 188H174V187H173ZM183 188H184V187H182L181 189H183ZM194 188L192 187L191 190L194 189ZM205 188H206V187H205ZM221 188H222V186H221ZM226 188H227V187H226ZM231 188H233V187L231 186ZM231 188H230V189H231ZM234 188H236V187L234 186ZM234 188H233V189H234ZM251 188H252V189H251ZM53 189H54V188H53ZM57 189H58V188H57ZM65 189H66V188H65ZM74 189H76V187H75ZM81 189H82V188H81ZM98 189H99V188H98ZM109 189H110V188H109ZM121 189H122V188H121ZM134 189H135V188H134ZM134 189H133V190H134ZM151 189H153V188H151ZM162 189H163V188H162ZM165 189H163L162 192H163ZM184 189H185V188H184ZM184 189H183V190H184ZM195 189H196V188H195ZM195 189H194V190H195ZM200 189H201V188H200ZM203 189H204V187H203ZM216 189H217V188H216ZM247 189H248V188H247ZM83 190H85V189H83ZM91 190H93V189H91ZM95 190H96V189H95ZM99 190H100V189H99ZM99 190H98V191H99ZM105 190H106V188H105ZM160 190H161V189H158V190H155V191L161 192ZM170 190H171V189H170ZM183 190H182V191H183ZM186 190H187V189H186ZM188 190H190V188H189ZM198 190H199V189H198ZM213 190H214V188H213ZM218 190H221V189H218ZM234 190H235V189H234ZM234 190H231V191L229 192V195L226 194L227 196H226L224 193H223V194L220 193V191H218L219 193L217 194V191H216V195H212V196H214V198H216V199H219V200H220V204L215 205V204L213 203V204L215 205V208H216V209H214V210H217V208L220 207V206H221V208H222V205H223V210L220 209V210L223 211V212H224V211H225V212L227 211L228 213H231L232 211L234 212L235 210H238V211L240 210V212L242 213V212H246V211H249V210L252 211L251 205H252V200H253V199H252V200L248 199L249 201H251V203H248L247 200H246L245 197H244V199L246 200V202H245V201L242 202V201H240V199H239V197H238L237 195H236V196L238 197V199H237V197L233 196V195H235V194H234L235 192H236V194H237V190H236L235 192H233ZM52 191H53V190H52ZM54 191H55V190H54ZM56 191H57V190H56ZM74 191H75V190H74ZM93 191H94V190H93ZM107 191H108V190H107ZM107 191H105V192H107ZM112 191H113V190H112ZM123 191H124V190H123ZM123 191H122V193L124 194ZM131 191H132V190H131ZM137 191H136V192H137ZM167 191H168V190H167ZM172 191H173V190H172ZM196 191H197V190H196ZM204 191H205V189H204ZM206 191H207V190H206ZM206 191H205V192H206ZM214 191H215V190H214ZM225 191H226V190H225ZM228 191H229V190H228ZM228 191H227V192H228ZM72 192H73V191H72ZM75 192H77V191H75ZM85 192H86V190H85ZM96 192H97V191H96ZM100 192L102 193V190H101ZM100 192H99V193H100ZM108 192H110V191H108ZM134 192H135V190H134ZM143 192H144V190H143ZM143 192H142V193H143ZM145 192H149V190H148V191H145ZM145 192H144V193H145ZM176 192H178V191H176ZM199 192H201V191H199ZM205 192H204V193H205ZM245 192H247V191L245 190L244 193H245ZM39 193H40V192H39ZM86 193H87V192H86ZM90 193H91V192H90ZM111 193L113 194L114 191L111 192ZM127 193H128V191H126L125 194H127ZM180 193H181V192H180ZM180 193H179V194H180ZM190 193H191V192H190ZM207 193H208V191H207ZM240 193H241V192H240ZM242 193H243V192H242ZM74 194H75V193H74ZM92 194H95V193H92ZM109 194H110V193H109ZM112 194H111V195H112ZM116 194H114V195H116ZM125 194H124V195H125ZM128 194H129V193H128ZM131 194L133 195V193H131ZM131 194H129V195L132 196ZM148 194H149V193H147V195H148ZM184 194H185V193H184ZM196 194H197V193H196ZM210 194H213V193H210ZM50 195H53V194H50ZM75 195H76V194H75ZM80 195H81V194H80ZM98 195H99V194H98ZM98 195H96V196H98ZM107 195H108V194H107ZM107 195H106V196H107ZM114 195H112V196H114ZM129 195H125V198H126V197H129ZM139 195H140V196H139ZM150 195H151V191H150ZM153 195H154V194H153ZM165 195H166V196H165ZM165 195H163V193H162V195H161V194L158 195V193H157V196H158V197L160 196V197H159L158 199H157V198H156V199L153 198V200L155 199V201H156V202L153 203V204L156 205V206H154L155 209H156V207H157V208H162V207H164L165 204H166V206H168L167 208H168V210H169V212H167V213H170V212H171L172 210H174V209H173L172 207H169V206H171V204H172V206H173V203H175V202L177 201V200H176L177 198H176V199H175V198L173 199V197L175 196L174 194H173V197H172V196L168 197L169 194H168V195L165 194ZM170 195H171V194H170ZM191 195H192V194H191ZM191 195H190V197H191ZM218 195H219V196L222 195V197L219 198ZM243 195H245V194H243ZM62 196H63V195H62ZM73 196H74V195H73ZM78 196H79V195H78ZM78 196H77V200L80 199V197H81V196H79V198H78ZM82 196H83V195H82ZM94 196H95V195H94ZM100 196H102V195H100ZM108 196H109V195H108ZM112 196H111V197H112ZM119 196H121V195H119ZM151 196H152V195H151ZM151 196H149V197H151ZM178 196L181 197V194L178 195ZM182 196H183V198H185L184 195H182ZM194 196H195V194H194ZM202 196H203V195H202ZM207 196H209V194H207ZM207 196H206V194H205V197H207ZM239 196H240V195H239ZM245 196H247V195H245ZM248 196H249V195H248ZM248 196H247V198H249ZM252 196H251V197H252ZM40 197H41V196H40ZM116 197H118V196L116 195ZM143 197H144V196H143ZM171 197H172V198H171ZM205 197H204V199H205ZM229 197H232V198H229ZM37 198H38V197H37ZM81 198H82V197H81ZM90 198H91V196H90ZM96 198H97V200H100V199H98V197H96ZM100 198H101V197H100ZM113 198L115 199V197H113ZM119 198H121V197H119ZM123 198H124V196H123ZM123 198H122V201H124V199H125V198H124V199H123ZM183 198H182V199H183ZM193 198H194V197H193ZM195 198H196V197H195ZM195 198H194V199H195ZM214 198H213V200H214ZM227 198H228L229 200H226ZM240 198H241V196H240ZM252 198H253V197H252ZM74 199H75V197H74ZM144 199H145V198H144ZM149 199H150V198H149ZM180 199H181V198H180ZM191 199H192V197H191ZM197 199H198V198H197ZM202 199H203V198H202ZM221 199H222V200H221ZM230 199H231V200H230ZM242 199H243V197H242ZM244 199H243V200H244ZM53 200H54V199H53ZM59 200H60V199H59ZM82 200H84V198H83ZM82 200H81V201H82ZM104 200H105V199H104ZM109 200H110V199H109ZM111 200H112V199H111ZM120 200H121V199H120ZM120 200H119V201H120ZM146 200H147V199H146ZM146 200H145V201H146ZM153 200H151V201H153ZM187 200H189V199H187ZM187 200H186V201H187ZM199 200H200V199H199ZM213 200H212V202H213ZM71 201H72V200H71ZM78 201H79V200H78ZM93 201H94V200H93ZM102 201H103V200H102ZM105 201H106V200H105ZM117 201H118V199H117ZM125 201H127V199H126ZM125 201L123 202L124 204L127 203V202H125ZM130 201H131V200H130ZM180 201H181V200H180ZM186 201H185V202H186ZM189 201H190V200H189ZM189 201H188V202H189ZM225 201H229V202L226 203ZM254 201H253V203H254ZM260 201H261V200H260ZM75 202H76V200H75ZM86 202H87V201H86ZM99 202H100V201H99ZM107 202H108V201H107ZM107 202H106V203H107ZM109 202H112V204H113V200H112V201H109ZM109 202H108V203H109ZM114 202H115V201H114ZM153 202H154V201H153ZM178 202H179V201H178ZM178 202H177V203H178ZM198 202H199V201H198ZM202 202H205V201H202ZM49 203H50V202H49ZM100 203L103 204L104 201H103V202H100ZM108 203H107V204H108ZM129 203H130V202H129ZM190 203H191V202H190ZM80 204H81V203H80ZM85 204H86V203H85ZM104 204H105V203H104ZM110 204H111V203H110ZM112 204H111V205H112ZM115 204L117 205L118 203H115ZM119 204H120V203H119ZM124 204H123V205H124ZM131 204H132V203H131ZM131 204H130V205H131ZM133 204H135V203H133ZM140 204H141V203H140ZM147 204H148V202H147ZM180 204L183 205V204H184V201H183V203L181 202ZM187 204H188V203H187ZM187 204H186V205H187ZM192 204H193V203H192ZM192 204H191V205H192ZM194 204H195V203H194ZM196 204H197V203H196ZM202 204L205 205L206 202H205V203H202ZM254 204H255V203H254ZM254 204H253V207H254ZM74 205H76V204L74 203ZM74 205H72V206H73V207H76V206H74ZM116 205H115V206H116ZM121 205H122V204H121ZM123 205H122V206H123ZM130 205H129V208H128V209H130ZM142 205H144V204H142ZM178 205H179V203H178ZM182 205H181V206H182ZM197 205H198V204H197ZM200 205H201V204H200ZM200 205H198V206L200 207ZM206 205H208V204H206ZM77 206H78V205H77ZM79 206H80V205H79ZM88 206H89V205H88ZM101 206L103 207V205H101ZM107 206H108V205H107ZM115 206H114V207H115ZM119 206H120V205H119ZM119 206H118V208L122 207V206H120V207H119ZM135 206H136V205H135ZM135 206H132V205H131L132 208L134 207V210H132V213H130V215L124 214L123 211H122L121 215H119V217L122 216V218H121L120 220H118L117 215H116V216H115V215L113 216V215H111V214H113V213H111V214L109 213V214L112 216V220H110V221H111V224H112V222H114V223H113L114 225L116 224L115 221H113V219L116 220V221L118 220V222H120L121 224H122V223H124V224H128L127 227L129 226V224H134V230H133V227H132L131 230L129 229L130 231H129V230L127 231V229H128V228H127V229H125V231H126L125 233H126V234H124V233H123L124 231H123V229H122V232H121V233H123V234H122L123 236L117 235V234H116L117 232H116L115 234L117 235V237H114V232H111L110 230H107V229H110V228H111V226L113 225V224H112L111 226L109 225L110 228H107L106 231H105V233L102 234V235H105V234H106L105 236H109V237H110V239L108 240V245H109V241H110V242L113 241V243L116 244V245H114V248H116V250H115L116 252L118 251V256H117V254H116V256H114V257H116L117 259H118V257H119L120 259H122L121 261H120V259L118 260V261H120L119 263H121V262L123 261L121 264H138V262L135 263V260H134V259H135V258H134V257H135V256H134V252H135V251H134V249H133L134 252H132V248L135 247V246H133V245H134L135 242H137V240H138V242H141L142 240H141L140 237H139V234H140V233H137L138 231H137L136 233L133 232V231H136L135 228H137V227L139 226V224H142L141 222H143L144 218H146V216L143 215L142 211H143L144 209H146V208L148 207V205H147V206L145 205L146 208H143V210H142V211H139V212H138V210H136V209H138V208H136ZM139 206H140V205H138V207H139ZM145 206H144V207H145ZM175 206H176V205H175ZM183 206H184V205H183ZM188 206H189V204H188ZM188 206H187V207H188ZM202 206H203V205H202ZM211 206H212V205H211ZM68 207H69V206H68ZM80 207H81V206H80ZM82 207H84V203H83ZM90 207H91V206H90ZM93 207H95V206H92V208H93ZM97 207H98V206H97ZM112 207H113V205H112ZM112 207H111V209H112ZM123 207H125V205H124ZM204 207H205V206H204ZM209 207H210V206H209ZM209 207H208V208H209ZM256 207H255V210H256ZM71 208H72V207H71ZM95 208H96V207H95ZM98 208H99V207H98ZM98 208H97V209H98ZM106 208H107V207H106ZM115 208H116V207H115ZM148 208H149V207H148ZM150 208H151V207H150ZM164 208H165V207H164ZM175 208H176V207H175ZM178 208L180 209L181 207L178 206ZM185 208H186V207H185ZM192 208H193V205H192ZM195 208H196V206H195ZM210 208H211V207H210ZM210 208H209V209H210ZM212 208H213V207H212ZM212 208H211V209H212ZM67 209H68V208H67ZM67 209H66V211H67ZM73 209H74V208H73ZM77 209H79V208H77ZM82 209H83V208H82ZM85 209H86V208H85ZM85 209H84V211H86ZM87 209H88V208H87ZM101 209H102V208H101ZM107 209H108V208H107ZM151 209H152V208H151ZM182 209H183V208H182ZM182 209H181V210H182ZM206 209H207V206H206ZM206 209H204V210H206ZM68 210H69V209H68ZM89 210H91V209H89ZM89 210H88V212H89ZM114 210H115V209H114ZM114 210H113V211H114ZM123 210L126 211V209H124V208H123ZM140 210H141V209H140ZM162 210H163V208H162ZM162 210H161V212H162ZM168 210H166V211H168ZM177 210H178V209H177ZM183 210H184V209H183ZM204 210H203V211H204ZM212 210H213V209H212ZM253 210H254V208H253ZM78 211H79V210H78ZM97 211H98V210L95 211V214H96ZM99 211H100V210H99ZM104 211H105V210H104ZM115 211L117 212V210H115ZM130 211H131V209H130ZM149 211H150V213H151V210H150V209H149ZM152 211H153V210H152ZM154 211H155V210H154ZM156 211H157V214H158V211H159V210L156 209ZM156 211H155V212H156ZM164 211H165V210H164ZM164 211H163L162 213H164ZM185 211H186V210H185ZM185 211L183 212V214L185 213V216H186V212H187V211H186V212H185ZM190 211H191V209H190ZM190 211H188V212L191 213L192 211H191V212H190ZM196 211H197V210H196ZM200 211H201V210H200ZM203 211H202V212H203ZM208 211H210V210H208ZM238 211H237V213H238ZM62 212H63V211H62ZM71 212H72V211H71ZM93 212H94V211H92V213H93ZM110 212H111V210H110ZM116 212H114V213H116ZM119 212H120V210H119ZM144 212H145V211H144ZM173 212H175V214H177L178 212L181 213L182 211L179 210V211L177 212V211L174 210ZM173 212H171V213H173ZM194 212H195V210H194ZM198 212H199V211H198ZM205 212H206V211H205ZM210 212H211V211H210ZM219 212H220V211H219ZM223 212H222V214H223ZM225 212H224V215H223V216H224V219H222L223 221H225V218H226V217H225ZM249 212H250V211H249ZM254 212H255V211H254ZM56 213H57V212H56ZM65 213H66V212H65ZM69 213H70V211H69ZM72 213H75V212H72ZM72 213H71V214H72ZM101 213H102V210H101ZM101 213H98V214H101ZM127 213H129V211H128ZM153 213H154V212H153ZM167 213H166V214H167ZM203 213H204V212H203ZM206 213H207V212H206ZM211 213H212V212H211ZM214 213H215V212H214ZM228 213H226V215H227ZM234 213H235V212H234ZM234 213H233V216H234ZM247 213H248V212H246L245 215H244V213H242V214L240 215V218L236 217V218L240 219V220H239V221H240V224L243 223V225H246V226H247V224L244 223V222L247 221V220L249 221V222H248V223H249L248 225L253 224V223L250 224V222H252L251 220H253L251 216H252L254 213L252 212L253 214L250 215L251 220H249L250 217H249V218L246 217V216H247V215H246ZM259 213H260V212H259ZM259 213H258V214H259ZM261 213H262V212H261ZM261 213H260V214H261ZM46 214H47V213H46ZM54 214H55V213H54ZM80 214H81V213H80ZM87 214H88V213H87ZM87 214H84V215H87ZM89 214H90V212H89ZM89 214H88V215H89ZM109 214H108V216H109ZM117 214H118V213H117ZM144 214H145V213H144ZM160 214H161V213H160ZM160 214H159V216H160ZM178 214H179V213H178ZM183 214H181V215H183ZM187 214H188V213H187ZM200 214H202V213H200ZM208 214H209V213H207V215H206V216H207V217H206L207 219H208ZM218 214H219V213H218ZM220 214H221V213H220ZM250 214H251V212H250ZM262 214H263V213H262ZM262 214H261V215H262ZM58 215H59V214H58ZM58 215L56 214L55 216L57 217ZM62 215H64V213L61 214V216H62ZM76 215H78V214H76ZM88 215H87V216H88ZM145 215H146V214H145ZM148 215H150V214H148ZM153 215L156 216V217H155V220H153L154 218H152L151 216H148V217L152 218L151 221L149 222V225H150L151 223L154 225V226L152 225V227H154V229H152V230H153V232H152L153 234H152V233H151V234L153 235V239H154V241L158 243L160 240H161V241L165 240L164 237H165L167 234H170V232H169V233L166 232L167 234L164 235L165 233L163 232V230H162V228H161V227H162L161 225H162V223H163L165 217H162V218L160 219V218L157 217L158 215H156V214H153ZM162 215H163V214H162ZM168 215H169V214H168ZM170 215H171V214H170ZM170 215H169V216H170ZM195 215H196V214H195ZM197 215H198V214H197ZM203 215H204V214H203ZM203 215H202V216H203ZM211 215L213 216V215H217V214H211ZM231 215H232V214H231ZM263 215H264V214H263ZM61 216H59V217H60L59 220L62 219ZM70 216H71V215H70ZM73 216H74V215H73ZM73 216H72V218H73V219H76V218L73 217ZM90 216H91V215H90ZM108 216H106V218H107ZM166 216H167V215H166ZM172 216H173V214H172ZM177 216H178V215H176V217H177ZM190 216H191V215H190ZM212 216H210V217L213 218ZM219 216H220V215H219ZM223 216H221V217H223ZM233 216H232V217H233ZM255 216H256V215H255ZM62 217H63V216H62ZM65 217H66V216H65ZM78 217H79V216H78ZM84 217H85V216H84ZM84 217H83V218H84ZM88 217H89V216H88ZM148 217H147V218H148ZM153 217H154V216H153ZM167 217H168V216H167ZM179 217H180V216H179ZM188 217H189V216H188ZM197 217H199V216H197ZM200 217H201V216H200ZM200 217H199V218H200ZM54 218H55V217H54ZM91 218L93 219V216H91ZM104 218H105V217H104ZM106 218H105V221H107ZM185 218H186V217H184V219H185ZM191 218H192V216H191ZM194 218H195V217H194ZM204 218H205V217H204ZM206 218H205V220H206ZM217 218H218V216H217ZM219 218H220V217H219ZM219 218H218V219H219ZM230 218H231V217H229V218H227V219H230ZM253 218H255V217H253ZM261 218H262V216H261ZM57 219H58V218H57ZM63 219H64V217H63ZM65 219H67V218H65ZM70 219H71V218H70ZM78 219H79V218H78ZM99 219H100V217H99ZM101 219H102V218H101ZM108 219H110V218H108ZM187 219H189V218H187ZM195 219L198 220L197 218H195ZM214 219H215V218H214ZM218 219H217V220H218ZM238 219H237V220H238ZM246 219H247V220H246ZM67 220H68V219H67ZM80 220H81V219H80ZM83 220H84V219H83ZM96 220H97V219H96ZM165 220H167V219H165ZM180 220H181V219H180ZM180 220H179V221L177 220L176 223H177V222H181ZM192 220H193V219H192ZM192 220H191V222H192ZM200 220H201V219H200ZM208 220H209V219H208ZM217 220H215V223H216ZM222 220L219 219L220 222H221ZM232 220H234V219H232ZM61 221H62V220H61ZM72 221H73V220H72ZM77 221H78V220H77ZM94 221H95V219H94ZM94 221H93V222H94ZM97 221H99V220H97ZM145 221H146V220H145ZM168 221H169V220H168ZM168 221H167V222H168ZM189 221H190V220H189ZM193 221H194V220H193ZM211 221H212V220H211ZM255 221H257V220H255ZM52 222H54V221H52ZM62 222H63V221H62ZM80 222H81V221H80ZM83 222H84V221H83ZM100 222H101V221H100ZM102 222H103V221H102ZM102 222H101V224H103ZM108 222H109V221H108ZM108 222H105V223H108ZM164 222H165V221H164ZM167 222H166V223H167ZM174 222H175V221H174ZM182 222H183V221H182ZM184 222H185V221H184ZM187 222H188V221H187ZM191 222H190V223H191ZM199 222H200V221H199ZM220 222H219V223H220ZM236 222H237V221H236ZM253 222H254V221H253ZM63 223H64V222H63ZM73 223H76L75 220L73 221ZM86 223H87V222H86ZM94 223H96V222H94ZM94 223H93V224H94ZM105 223H104V225H105ZM166 223H165V224H166ZM168 223H170V222H168ZM190 223H189L188 227L191 226ZM203 223H206V222H203ZM207 223H208V222H207ZM219 223H217V224H219ZM225 223H226V221H225ZM225 223H224V225H225ZM231 223H233V222L231 221ZM246 223H247V222H246ZM261 223H262V222H261ZM52 224H54V223H52ZM71 224H72V223H71ZM76 224H77V223H76ZM91 224H92V223H91ZM96 224H97V223H96ZM109 224H110V223H109ZM117 224H118V223H117ZM146 224H147V223H146ZM174 224H175V223H174ZM174 224H172V225H174ZM183 224H184V223H183ZM217 224H216V227L218 226V228H216V229H218V230H217L218 232H216V233H219V230H221V229H219V225H217ZM54 225H55V224H54ZM63 225H65V224H63ZM78 225H79V224H78ZM81 225H82V224H81ZM104 225H103V226H104ZM143 225H144V223H143ZM170 225H171V224H170ZM179 225H180V224H179ZM196 225H197V224H196ZM198 225H199V223H198ZM198 225H197V226H198ZM204 225H205V224H204ZM206 225H208V224H206ZM209 225H210V224H209ZM211 225H212V224H211ZM213 225H215V224H213ZM220 225H222V224H220ZM224 225H223V227H224ZM228 225H229V224H228ZM232 225H234V224H232ZM238 225H239V223H238ZM241 225H242V224H241ZM243 225H242V226H243ZM83 226H87V224H84ZM89 226H90V228H91V226H93V225H89ZM89 226H88V227H89ZM94 226H95V225H94ZM103 226H102V227H103ZM117 226H118V225H117ZM122 226H123V225H122ZM131 226H132V225H131ZM150 226H151V225H150ZM166 226H167V225H166ZM166 226H164V227H166ZM168 226H169V225H168ZM175 226H176V228H177L178 223H177ZM180 226H181V225H180ZM180 226H179V227H180ZM183 226H184V225H183ZM194 226H195V225H194ZM235 226H236V223H235ZM235 226H232V227H235ZM242 226H241V227H242ZM252 226H253V225H252ZM252 226H251V227H252ZM256 226H257V225H256ZM256 226H255V227H254V226L252 227V229L254 230V233L256 232V231H255ZM263 226H264V225H263ZM59 227H61V228H65V226H64V227L59 226ZM67 227H68V226H67ZM78 227H79V226H78ZM81 227H82V226H81ZM81 227H80V228H81ZM106 227H108V226L106 225ZM106 227H105V228H106ZM125 227H126V226H125ZM199 227H200V226H199ZM207 227H209V226H206V228H207ZM210 227H212V226H210ZM220 227H221V226H220ZM239 227H240V226H239ZM249 227H250V226H249ZM249 227L247 226L246 228H249ZM53 228H54V227H53ZM75 228H76V227H75ZM75 228H74V229H75ZM96 228H97V229H96ZM100 228H101V226H100ZM100 228H98V225H96L93 229H94L96 232H98L97 230H98V229L100 230ZM105 228H104V229H105ZM115 228H116V227H115ZM118 228H119V227H118ZM129 228H131V227H129ZM139 228H141V227L139 226ZM139 228H138L137 230H139ZM144 228H145V226H144ZM144 228H143V229H144ZM150 228H151V227H150ZM171 228H172V227H171ZM181 228H182V226H181ZM181 228H180V229H181ZM184 228H185V227H184ZM184 228H182V229L185 230L187 227H186L185 229H184ZM191 228L193 229V227H191ZM202 228H204L203 225H202ZM214 228H215V227H214ZM225 228H226V227H225ZM235 228L237 229V226H236ZM244 228H245V227H244ZM244 228H242L243 231L246 229V228H245V229H244ZM262 228H263V227H262ZM54 229H55V231H56V227H55ZM68 229H69V227H68ZM84 229H85V228H84ZM111 229H112V228H111ZM143 229H141V231H142ZM172 229H173V228H172ZM172 229H171V230H172ZM194 229H195V228H194ZM204 229H205V228H204ZM210 229H211V228H210ZM216 229H215V230H216ZM233 229H234V228H233ZM236 229H235V230H236ZM57 230H58V229H57ZM60 230L62 231V229H60ZM70 230H71V229H70ZM86 230H87V229H85L83 232H85ZM88 230H89V229H88ZM116 230H117V229H116ZM116 230H115V231H116ZM119 230H120V229H119ZM119 230H118V231H119ZM132 230H133V231H132ZM147 230L149 231V228H148ZM150 230H151V229H150ZM164 230H165V229H164ZM168 230H170V229L168 228ZM171 230H170V231H171ZM188 230H190V229L188 228ZM197 230H198V229H197V227H196V231H197ZM199 230H201V229H199ZM213 230H214V229H213ZM213 230L211 229L212 232H213ZM215 230H214V231H215ZM223 230H224V229H223ZM235 230H232V232H233V231L236 232ZM237 230H239V228H238ZM242 230H240V231H242ZM249 230H250V229H249ZM253 230H252V231H253ZM61 231H60V232H61ZM64 231H66V230H64ZM71 231H72V230H71ZM71 231H70V232L67 231V232L71 234ZM80 231H81V230H80ZM80 231H79V232H80ZM89 231H90V230H89ZM120 231H121V230H120ZM176 231H177V230H176ZM185 231H186V230H185ZM192 231L194 232L195 230H192ZM202 231H203V229H202ZM205 231H206V230H205ZM207 231H208V230H207ZM207 231H206V232H207ZM228 231H229V230H228ZM247 231H248V229H247ZM262 231H263V229H262ZM57 232H59V230H58ZM57 232H56V233H57ZM90 232H91V231H90ZM90 232H89V233H90ZM93 232H94V231H93ZM103 232H104V230H103ZM103 232H102V233H103ZM145 232H146V231H145ZM179 232H180V231H179ZM179 232H178V233H179ZM188 232H189V231H188ZM188 232H187L186 234H189ZM190 232H191V231H190ZM193 232H192L191 234H194ZM203 232H204V231H203ZM206 232H205V234H206ZM209 232H210V231H209ZM209 232H208V233H209ZM245 232H246V231H245ZM250 232H251V230H250ZM257 232H260V233H261V230H260V231L258 230ZM56 233H54V234L56 235ZM80 233H81V232H80ZM127 233H128V234H127ZM141 233H144V230H143V232H141ZM147 233H148V232H147ZM175 233H176V232H175ZM178 233H176L175 235L172 233V235H174V236H173L174 239L177 240V241L180 240V239H183V236H182V235L184 234V233H183V234H182V233H181V234H178ZM199 233L201 234V231H200ZM210 233H211V232H210ZM210 233H209V234H210ZM213 233H215V232H213ZM229 233H230V232H229ZM240 233H241V232H239V234H240ZM248 233H249V232H248ZM251 233H252V232H251ZM60 234H61V233H60ZM73 234H74V233H73ZM76 234H77V233H75V235H76ZM78 234H79V233H78ZM84 234H85V233H84ZM84 234H83V236H84ZM87 234H88V233H87ZM93 234H94V233L88 234V235H91V237H88V236H87V237L93 239V237H92ZM98 234H99V233H98ZM98 234H97V236H98ZM205 234L202 233V235H205ZM227 234H228V233H227ZM249 234H250V233H249ZM255 234H256V233H255ZM262 234H264V232H262ZM55 235H54V237H55ZM57 235H58V234H57ZM62 235H63V234H61V236H62ZM66 235H67V234H66ZM68 235H69V234H68ZM94 235H95V236H94ZM94 235H93V236L96 237V234H94ZM142 235H143V234H142ZM142 235H141V237H142ZM147 235H148V234H147ZM172 235H171V236H172ZM184 235H185V234H184ZM202 235H201V237H202ZM207 235H208V234H207ZM210 235H211V234H210ZM212 235H213V234H212ZM212 235H211V236H212ZM216 235H217V234H216ZM221 235H223V234H221ZM231 235H232V234H231ZM231 235H230V236H231ZM234 235L237 236V235H238L237 232H236ZM241 235H243V232H242V234H240L239 236H241ZM245 235L248 237V234H245ZM251 235H252V234H251ZM259 235H261V234H259ZM58 236H60V235H58ZM80 236H81V235H80ZM80 236L78 235V237H80ZM83 236H82V237H83ZM105 236H102V237L104 238ZM118 236L120 237V239H119L120 241L118 240ZM187 236H188V235H187ZM189 236H190V235H189ZM192 236H193V235H192ZM194 236L197 237L195 234H194ZM194 236H193V237H194ZM199 236H200V235H199ZM252 236H254V235H252ZM252 236H251V237H252ZM255 236H256V235H255ZM255 236H254V237H255ZM63 237H64V236H62V238H63ZM69 237H70V236H69ZM76 237H77V236H76ZM87 237H86V239H87ZM109 237H108V238H109ZM143 237H144V236H143ZM143 237H142V238H143ZM169 237H170V236H169ZM169 237H167V238H169ZM190 237H191V236H190ZM190 237H187L186 240H187L188 238H190ZM193 237H192V238H193ZM208 237H210V236H207V238H208ZM213 237H214V235H213ZM216 237H217V236H216ZM220 237H221V236H220ZM231 237H233V236H231ZM231 237H230V238H231ZM237 237H238V236H237ZM237 237H236V238H237ZM249 237H250V236H249ZM256 237H257V236H256ZM261 237H262V235H261ZM57 238H58V237H57ZM59 238H60V237H59ZM71 238L73 239V236H72ZM171 238H172V237H171ZM171 238H170V239H171ZM199 238H200V237H199ZM214 238H215V237H214ZM218 238H219V237H218ZM221 238H222V237H221ZM223 238H224V237H223ZM233 238H234V237H233ZM240 238H242V237H240ZM244 238H245V236H244ZM60 239H61V238H60ZM121 239H122V240H121ZM136 239H137V240H136ZM151 239H152V237H151ZM151 239H150V237H149V241H150ZM174 239H173V240H174ZM190 239H191V238H190ZM190 239H188V241H189ZM196 239H197V238H196ZM202 239H205V238L202 237ZM211 239H213V238L211 237ZM226 239H227V238H226ZM226 239H225V241H227ZM245 239H246V238H245ZM245 239H242V240H244V241L246 242L247 240H245ZM252 239H254V238H252ZM257 239H259V238H257ZM261 239H262V238H261ZM66 240H67V239H66ZM68 240H70V239H68ZM89 240H90V239H89ZM128 240H129L130 243H129V242L127 243ZM168 240H169V239H168ZM184 240H185V236H184ZM184 240H183V241H184ZM193 240H194V239H193ZM205 240H206V239H205ZM207 240H208V239H207ZM209 240H210V238H209ZM215 240H217V239L215 238ZM219 240H222V239H219ZM230 240L232 241V239H230ZM234 240H235V238H234ZM234 240H233V241H234ZM262 240H263V239H262ZM63 241H65V240L63 239ZM78 241H79V238H78ZM78 241H77V242H78ZM91 241H92V240H90V242H91ZM121 241H122V242H121ZM144 241H145V240H144ZM154 241H151V243L153 242V245H156L157 247H159L158 244L160 245L161 242L158 243V244H156V243H154ZM177 241H175L176 244H178ZM183 241H182V242H183ZM195 241H196V240H195ZM195 241H194V242H195ZM199 241H201V240H199ZM199 241H197V242H199ZM202 241H203V240H202ZM202 241H201V245H202ZM225 241H224V242H225ZM260 241H261V240H260ZM58 242H59V240H58ZM67 242H69V241H67ZM82 242H83V241H82ZM103 242H104V241H103ZM146 242H148V240H146ZM168 242H169V241H168ZM170 242H171V241H170ZM175 242H174V245H175ZM189 242H190V241H189ZM194 242H193V243H194ZM205 242H206L207 244H206V245H203V246H206V247H207L209 241H208V242L205 241ZM205 242H204V244H205ZM213 242H215V241L213 240ZM219 242H220V241H219ZM219 242H218V243L216 242V243L218 244V245H216V246H218V248H219V244H221V243H219ZM229 242H230V241H229ZM240 242H242V241L240 240ZM249 242H250V241H249ZM263 242H264V241H263ZM87 243H88V242H87ZM87 243H86V244H87ZM92 243H93V242H92ZM95 243H97V242H95ZM99 243H100V241H99ZM105 243H106V242H105ZM113 243H111V244H113ZM123 243H124V244H123ZM166 243H167V240H166ZM166 243H165V244H166ZM195 243H196V242H195ZM210 243H211V241H210ZM237 243H239L238 240H237ZM254 243H257V240H256V242H254ZM58 244H59V243H58ZM58 244H57V245H58ZM63 244H65V243H63ZM63 244H62V245H63ZM73 244H74V243H73ZM83 244H84V243H82V245H83ZM90 244H91V243H90ZM140 244H141V243H139V245H140ZM148 244H149V243H148ZM162 244H163V243H162ZM182 244H184V243H182ZM182 244H180V245H182ZM185 244H186V245H182V246L180 247V248L182 249V252H184V254H186L187 252L190 251V249L187 248V246H188V242L185 243ZM196 244H197V243H196ZM198 244H199V243H198ZM223 244L226 246V243H223ZM227 244H229V243H227ZM231 244H233V243L231 242ZM259 244H260V243H259ZM54 245H56V242L54 243ZM69 245H71V243H70ZM76 245H77V244H76ZM84 245H85V244H84ZM97 245H98V243H97ZM105 245H106V246H105ZM105 245H103V244L101 243L102 248H103V246H105L104 248H106V247H107V244H105ZM137 245H138V244H137ZM153 245H151L150 247L153 248V247H152ZM166 245H167V244H166ZM168 245H169V244H168ZM191 245L194 246V244H192V243H191ZM199 245H200V244H199ZM199 245H198V247H199ZM210 245H211L212 249L215 248V246H213V244H210ZM210 245H209V246H210ZM234 245H235V244H234ZM240 245L243 246L244 244L242 245V243H241ZM251 245L254 246L253 243H252ZM90 246H93V245H90ZM148 246H149V245H148ZM148 246H147V244H146V247H145V248L147 249ZM163 246H164V245H163ZM170 246H171V245H170ZM193 246H192V247H193ZM196 246H197V245H196ZM225 246H224V248H225ZM231 246H232V245H231ZM236 246H237V245H236ZM252 246H251V247H252ZM256 246H257V245H256ZM256 246H255L254 248H257ZM57 247H58V246H57ZM64 247H66V246L64 245ZM64 247H63V249H65ZM72 247H74V246L72 245ZM82 247H83V246H82ZM84 247H85V246H84ZM84 247H83V249H84ZM93 247L96 248L95 245H94ZM93 247H91V251H92V248H93ZM108 247L111 248V245L108 246ZM112 247H113V246H112ZM136 247H137V246H136ZM154 247H155V246H154ZM160 247H161V245H160ZM160 247H159V248H160ZM166 247H167V248H164V247H163L165 250L162 249V251H160V253H159V254H160V257H157V259H156V257H154L155 259H154L153 262L148 261V262H144V264H165L166 262H167V264H168V263H170V264L175 263V261H174L175 259L172 260L171 258H168V257H167V255H169V252H170V251H169V247H168V246H166ZM177 247H179V245H178ZM192 247H191V248H192ZM198 247H197V248H198ZM201 247H202V246H201ZM227 247H228V246H227ZM227 247H226V248H227ZM238 247H239V246H238ZM243 247H244V246H243ZM243 247H242V248L240 247V249H244V248H245V247H244V248H243ZM246 247H247V249H248V246H246ZM61 248H62V247H61ZM69 248H70V247H69ZM77 248H79V246H78ZM140 248H141V249H139V250H142V247H140ZM155 248H156V247H155ZM174 248H175V247H174ZM174 248H173V250H174ZM197 248H196V249H197ZM204 248H205V247H204ZM208 248H209V247H208ZM216 248H217V247H216ZM220 248H221V245H220ZM228 248H230V244H229V247H228ZM228 248H227V249H228ZM236 248H237V247H236ZM55 249H56V248H55ZM73 249H74V248H73ZM73 249H72V250H73ZM93 249H94V248H93ZM97 249H99V248H97ZM108 249H109V248H107V250H108ZM111 249H112V248H111ZM111 249H110V250H111ZM136 249H137V248H136ZM146 249H145V251H146ZM171 249H172V248H170V250H171ZM176 249H177V248H176ZM194 249H195V247H194ZM200 249H201V248H200ZM202 249H203V248H202ZM222 249H223V248H222ZM222 249H221V250H222ZM247 249H246V250H247ZM257 249H258V248H257ZM262 249H263V248H262ZM76 250H77V249H75V251H76ZM86 250H87V249H86ZM86 250H85V251H86ZM102 250H103V249H102ZM119 250H120V251H119ZM143 250H144V249H143ZM149 250H150V249H149ZM158 250H160V249H158ZM177 250H179V248H178ZM204 250H205V249H204ZM204 250H202V251L204 252ZM206 250H207V248H206ZM217 250H218V249H217ZM221 250H220V251H221ZM229 250H230V249H229ZM236 250H238V248L235 249V251H236ZM246 250H245V251H246ZM252 250H253V249H252ZM59 251H61V250H59ZM75 251H74V254H75ZM80 251H81V250H80ZM91 251H90V252H91ZM93 251L95 252V250H93ZM93 251H92V252H93ZM99 251H100V253H102V254L105 253V252H101L100 249H99ZM115 251L113 250V252H115ZM150 251H151V250H150ZM155 251H156V250H155ZM199 251H200V250H198V252H199ZM207 251H208V250H207ZM212 251H213V250H212ZM224 251H225V250H224ZM232 251H233V250H232ZM245 251L243 250L244 253H245ZM247 251H248V250H247ZM255 251H256V249H255ZM257 251H258V250H257ZM52 252H53V251H52ZM62 252H64V251H62ZM76 252H77V251H76ZM92 252H91V253H92ZM97 252H98V251H97ZM119 252H120V254H119ZM137 252H138V251H137ZM140 252H142V251H140ZM153 252H154V250H153ZM158 252H159V251H158ZM171 252H173V251H171ZM171 252H170V253H171ZM192 252H193V250H192ZM194 252H195V253H194ZM194 252H193V254H196V251H194ZM198 252H197V253H198ZM210 252H211V250H210ZM215 252H217V251L215 250L214 253H215ZM218 252H219V251H218ZM221 252H222V251H221ZM221 252H219V253L221 254ZM225 252H226V251H225ZM229 252H230V251H229ZM233 252H234V251H233ZM239 252H240V250H239ZM248 252H249V251H248ZM261 252H263V250H261ZM53 253H55V252H53ZM57 253H58V252H57ZM78 253H79V252H78ZM78 253H77V254H78ZM82 253H84V251H83ZM95 253H96V252H95ZM98 253H99V252H98ZM108 253H109V251H108ZM110 253H111V252H110ZM110 253H109V255H110ZM155 253H156V252H154V254H155ZM177 253H178V252H177ZM180 253H181V252H180ZM190 253H191V252H190ZM190 253H189V254H190ZM219 253H215V255H216V254L219 255ZM234 253H238V251H237V252H234ZM257 253H258V252H257ZM61 254H63V253H61ZM70 254H72V253H70ZM74 254H73V255H74ZM85 254H86V253H85ZM96 254H97V253H96ZM96 254H95V255H96ZM113 254H114V253H113ZM138 254H139V252L137 253V255H138ZM141 254H142V253H140V256H141ZM145 254L147 255V254H149V253L147 252V253H145ZM150 254L153 255L152 252H151ZM156 254H158V253H156ZM159 254H158V256H159ZM171 254H172V253H171ZM187 254H188V253H187ZM187 254H186V255H187ZM191 254H192V253H191ZM191 254H190V255H191ZM199 254H201V252H200ZM203 254H204V253H203ZM205 254H206V252H205ZM205 254H204V255H205ZM209 254H210V253H209ZM229 254H230V253H229ZM239 254H240V253H239ZM246 254H248V253H246ZM246 254H245V255H246ZM252 254H253V253H252ZM255 254H256V252H255ZM53 255H54V254H52V256H53ZM58 255H59V254H58ZM64 255H65V254H64ZM73 255H72V257H74ZM81 255H82V254H81ZM89 255H90V253H89ZM92 255H93V253L91 254V256H92ZM103 255H104V254H103ZM135 255H136V253H135ZM173 255H174V254H173ZM177 255H178V254H177ZM181 255H182V253H181ZM207 255H208V253H207ZM207 255H205V256H207ZM215 255H214V256H215ZM224 255H225V254H224ZM231 255H233V254L231 253ZM235 255H236V254H235ZM245 255H244V256H245ZM248 255H249V254H248ZM258 255H259V254H258ZM54 256H55V255H54ZM59 256H60V255H59ZM59 256H58V257H59ZM62 256H63V255H62ZM82 256H85V255L83 254ZM99 256H100V254H99ZM106 256H107V255H106ZM142 256H143V254H142ZM142 256H141V257H142ZM187 256L189 257V255H187ZM191 256H192V255H191ZM194 256H195V255H194ZM194 256H192V258H193ZM197 256H198V254H197ZM201 256H203V255H201ZM212 256H213V254H212ZM222 256H223V255H222ZM228 256H229V255H228ZM237 256L240 257V255H238V254H237ZM237 256H235V257H237ZM246 256H247V255H246ZM252 256H253V255H252ZM58 257H57V258H58ZM67 257H68V256H67ZM72 257H71V255H70V258H72ZM80 257H81V256H80ZM87 257L90 258V256H87ZM93 257H94V255H93ZM110 257H111V255H110ZM128 257H129V258H128ZM136 257H137V256H136ZM143 257H144V256H143ZM145 257H146V256H145ZM147 257H148V259H151V258H152V257L149 258V255H148ZM147 257H146V258H143V259L145 260V259H147ZM170 257H172V256H170ZM174 257H175V256H174ZM178 257H180V256H178ZM178 257H177V258H178ZM181 257H183V256H181ZM181 257H180L179 259H182ZM184 257H185V256H184ZM184 257H183V258H184ZM188 257H186L187 260H188ZM198 257H200V256H198ZM203 257H204V256H203ZM217 257H218V256H217ZM233 257H234V255H233ZM233 257H231V259H230L229 257H228V258H229L230 260H232ZM235 257H234V258H235ZM239 257H238V258H239ZM260 257H261V256H260ZM55 258H56V257H55ZM57 258H56V260H57ZM63 258H64V257H63ZM81 258H82V257H81ZM81 258H80V259H81ZM83 258H84V257H83ZM99 258H101V256H100ZM99 258H98V259H99ZM102 258H103V256H102ZM102 258H101V259H102ZM111 258H113V256H112ZM116 258H115V259H116ZM133 258H134V259H133ZM172 258H173V257H172ZM192 258H191V260H192ZM194 258H195V257H194ZM196 258H197V257H196ZM205 258L208 259V257H204V259H205ZM212 258H213V257H212ZM212 258H211V259H212ZM214 258H215V257H214ZM214 258H213V260H214ZM218 258H219V257H218ZM242 258H244V257H242ZM242 258H241V261H242ZM245 258H246V257H245ZM247 258H248V257H247ZM49 259H51V258H49ZM53 259H54V258H53ZM73 259H74V258H72V260H73ZM84 259L88 261V259H86V258H84ZM96 259H97V258H96ZM103 259H104V258H103ZM103 259L101 260V263H99V264H112V262H110V261L105 262ZM106 259H107V258H106ZM108 259H109V258H108ZM136 259H137V258H136ZM139 259H140V258H139ZM139 259H138V260H139ZM165 259H166V260H165ZM198 259H199V258H198ZM201 259H203V258L200 257V260H201ZM204 259H203V261L205 262L206 260H204ZM209 259H210V258H209ZM211 259H210L209 261H208V260H207V261L210 262ZM216 259H217V258H216ZM216 259H215V260H216ZM253 259H254V258H253ZM258 259H259V258H258ZM62 260H64V259H61L60 261H62ZM70 260H71V259H70ZM91 260H92V258H90L89 261H91ZM112 260H113V259H112ZM182 260H183V259H182ZM194 260L196 261L197 259H194ZM213 260H212V261H213ZM220 260L222 261V259H220ZM233 260H234V259H233ZM243 260H245V259H243ZM76 261H77V259H76ZM89 261H88V262H89ZM102 261H104V262H102ZM116 261H117V260H116ZM136 261H137V260H136ZM168 261H169V262H168ZM180 261H181V260H180ZM188 261H189V260H188ZM203 261H201V262H203ZM217 261H218V260H217ZM226 261H227L228 263L230 262V261H228V260H226ZM58 262H59V259H58ZM69 262H70V261H69ZM73 262H75V261L73 260ZM88 262H87V263H88ZM91 262H92V261H91ZM113 262H114V261H113ZM141 262H143V261L141 260ZM191 262H193V261H191ZM197 262H199V261H196V264H197ZM219 262H220V261H219ZM224 262H225V261H224ZM224 262H223V263H224ZM232 262H234V261H232ZM236 262H238V261H236ZM239 262H240V259H239ZM243 262H244V261H242V263H243ZM246 262H248V261H246ZM252 262H253V261H252ZM259 262H260V261H259ZM259 262H258V263H259ZM61 263H62V262H61ZM82 263H84V262H82ZM89 263H90V262H89ZM92 263H96V261H95V262H92ZM114 263H115V262H114ZM116 263H118V262H116ZM177 263L179 264V262H177ZM213 263H214V261H213ZM216 263H218V262H216ZM223 263H222V264H223ZM228 263H227V264H228ZM230 263H231V262H230ZM242 263H240V264H242ZM250 263H251V262H250ZM68 264H69V263H68ZM71 264H72V263H71ZM73 264H75V263H73ZM80 264H81V263H80ZM184 264H192V263L184 262ZM200 264H203V263H200ZM205 264H207V263H205ZM208 264H210V263H208ZM218 264H219V263H218ZM235 264H236V263H235ZM251 264H254V263H251ZM259 264H261V263H259Z\"/></svg>", "mask_w": 264, "mask_h": 264}]
</instances>
